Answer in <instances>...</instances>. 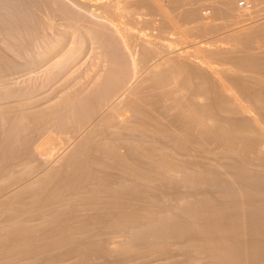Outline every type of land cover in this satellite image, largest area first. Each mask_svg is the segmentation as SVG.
<instances>
[{"label":"rangeland","instance_id":"374dc122","mask_svg":"<svg viewBox=\"0 0 264 264\" xmlns=\"http://www.w3.org/2000/svg\"><path fill=\"white\" fill-rule=\"evenodd\" d=\"M21 1H23V7H27V9L30 7V12L29 13H27V14H29V15H26L25 17H33L32 18V24H29V23H27V22H29V21H31V20H29V19H27L26 20V18L24 19V17H23V19H24V21L26 22L25 23V25L23 24V25H21V27L23 26V27H25L24 29L25 30H23V27L21 28L19 25H17V23H19L20 22V20H19V22L17 21L16 22V20L14 19V22L13 21H11V26L12 25H14L15 23V25H14V28H15V26L16 27H18L19 26V29L21 30H23V35H21L20 36V34L18 35L17 33H16V35H14L13 36V34H12V37L10 36V37H5V36H3V33H2V35H1V32H0V46H1V48H0V51H1V53H0V65L2 64V62H3V64H2V66L0 67V70H2V71H0V133L2 134H0V145H1V147H0V185L1 184H3V185H1L0 187H1V189H0V199L2 200H5V201H1L0 200V203H2V204H0V226H3L5 229L7 228V227H11L13 230H14V232H15V230H17V229H19V227L20 228H25L26 226V232H23V234H25V235H27V233H28V235H27V237L25 236V235H23V243H25V246H23L24 247V249H25V247L26 246H28V245H26V243L28 242H26V240H27V238H31L30 236H32V235H34V237L32 238L33 240H32V242H30V249L29 250H31L32 251V249L34 250V249H36L34 252H37L36 254L35 253H33V254H35L36 256H34V255H32V252L30 253V252H28L27 254H25L27 251H25L24 249H23V251H25L24 252V254L23 255H21L22 253H21V249H17L16 247H19V246H16L15 247V243L14 242H11L12 240V238H10L9 236H10V234L12 233V229L10 230V229H6V231L4 230V228L3 227H0V238H2L3 237V235L4 234H6V236H8L9 238H6L5 236L3 237L4 239L3 240H5V241H2V239H0V243L2 244L1 245V247H3V244H5L4 245V247H5V249H6V251H5V249H4V247H3V251H5V252H3L4 254H6V258H7V260L5 259V257L3 256H0L1 258H0V260H1V263L0 264H4V262H5V264L7 263V264H170L171 262H173L172 264H174V259H175V261H176V258H179V259H177V260H179V261H181L180 259H182V262H183V260L185 261L186 259L185 258H187V257H184V256H186V255H184L185 253H177V251L176 252H173V250L171 249V250H169V252L171 251V254H170V256H168L167 255V253H168V251L167 252H163V251H165V250H158V252L155 250V248L152 250V249H149V250H151V251H149L147 248H143V250L145 249V252L144 253H140V251L141 252H143L142 251V249L141 250H139L138 249V251H136L138 254H136V252H134V255L133 254H128V255H126V253H125V256H124V254H122V256L120 255V254H118V251H116L117 249H119L120 248V246L122 247L123 246V249L124 248H126L125 246V244H127L126 243V241L129 239L130 240V238H128L127 239V233H128V230L126 229V232H125V230H124V227L122 226V223L123 222H120V221H123V219H125L126 218V216L128 215V212H130V214L129 215H131V217H132V214L136 211V213H139V214H137V215H135V214H133V218H134V215H135V218L134 219H138L139 218V216H140V214H141V216H140V218H142V219H139L140 221H146V222H151L152 220V217H153V215H152V217H151V214L152 213H157V214H159L158 213V210H159V208H161V207H163L164 205V203L162 204V206L160 207V206H158L157 208L156 207H152L151 205H154V204H151L150 203V201L147 199L146 200V198H148L146 195H139V197H141L142 196V198H144V196L146 197L145 198V200H139L140 202V204L141 205H137V207L133 204V206H135L134 208H133V206L131 205V209L129 208L130 206H128L129 205V201H126L127 202V204H125V205H122L121 207L119 206V208L118 207H116V206H118V205H115V204H113V203H115V199H114V195H117L118 193L116 192L117 191V188H118V185L117 184H119L120 183V181L122 182V180H123V182L122 183H124L125 181L126 182H129V184L135 179V181H133L131 184H133V183H136V182H138V184H139V180L141 181V179H140V177H139V179L137 180L136 179V175H137V172H133V174H134V176H131L130 174L132 173V172H130V171H123V169L120 167L121 165H119L120 163L118 162V160H117V158H118V156H117V158H116V156H114V152L112 151L111 153H110V150H109V148H110V146H111V148H112V146H113V148H115V152H116V154L115 155H123L124 156V154L125 155H127L126 154V151H129V149L127 148L128 147V144H127V142H129L130 140H132L133 138V140L134 141H132V142H135L136 141V139H137V141L135 142L136 143V147H138L137 148V150H136V155L138 156L139 154H137V151H138V153H140L139 152V148H140V146L142 145V143H144V140H145V143H146V141H148L147 143H148V145H146V146H149V144L150 145H152V147L150 146V148H153L154 150H155V152H156V154L157 155H159L160 156V154H162L163 152H159L160 150L162 151V148H160L161 147V145H157L158 147L155 149V147H156V145L155 144H151V143H149V141L151 140V138L150 139H148L149 137H151L150 135H148V134H151V133H153V134H155L156 136L157 135H164V134H162V130H163V133H165V135H167L168 136V134H169V136H171L172 135V137L174 136V138H176V139H178V140H181V139H183V138H185L184 137V135L183 134H181V132L179 133V131H181L180 130V128H182L183 126H179L180 125V121L178 120H176L175 121V119H177V117H176V115H177V113L174 111L175 110V108H174V110H173V107H172V103L173 102H171V103H169L168 101H166V100H169V101H171L172 100V98L174 99L175 98V96H176V93L173 95V93H171L172 95L171 96H169V93L171 92L169 89L171 88V85L172 84H170L169 85V87L168 86H166V84L164 85V83L162 82V79H160V78H163L164 76H168L169 74H171V72L169 73V72H167L166 73V75L165 74H163L164 73V71H162L161 70V72H160V70H159V68H161V65L159 64V62L160 63H162L161 62V58L163 59V57H165V56H163V57H161V54L163 53L162 51H164V50H162V51H160L161 49H163V47H164V49L166 48V51H164V52H170V53H167V55L168 54H171V55H168L167 57L168 58H170V59H175L174 61L175 62H177V63H180V61L179 60H181L182 61V64L181 65H183V62H184V64H185V66L187 65V70H188V72H189V74H192L191 76L188 74V84L187 83H183V86L185 87V88H190V87H192V85L191 84H195L192 88L194 89V87H195V89H196V87L198 86L199 87V85H200V89H202L203 87V89L204 90H207V91H203V93L205 92V93H210V94H202V93H200V91L198 92V90H200L199 88H198V90L196 91V92H192V88L191 89H189V90H187L189 93H191L192 95L194 94V96L195 97H193V98H197L196 97V95H198L199 97L197 98V99H195V101H197L198 100V102H199V104L201 103V105L203 104V105H205L206 103L208 104H211V102L210 101H212L213 99L215 100V99H218L219 97H222V94H221V92H220V90L218 89V85H220L221 83H222V85H223V87L224 88H226V89H232V91L234 92V90L235 89H237L236 90V92H237V94L239 93L240 94V96H238V98L237 99H235L239 104H241V105H244V103H245V105H248L249 106V109H251V111H250V113H242V114H235L233 111H231L232 110V108H229L228 106V104H226V105H228V106H225L224 105V108H229L228 110H230L231 111V113H229L228 112V110H227V112H226V110L223 108V110H221V111H219L218 113V116H219V118L221 119L222 118V120H224V116H225V120L226 121H230V120H232L233 121V124H236L235 122H246V123H242L244 126L245 125H247V126H249V127H247V129L249 130V128L251 129V126L252 125H254L255 123H258V124H256V125H258V126H261L262 127V125H263V123H264V117H263V115H260V114H262V113H264V107H261V106H264V104H263V102H262V100H264V92H262V91H264V86H261V84H264V63H263V65H262V62L264 61V28H262L263 26H264V0H223V1H221V0H217L218 2H216V0L214 1V0H178V2H179V4L180 5H183V6H181L180 7V5L178 4V2H177V0L176 1H174V0H152V1H150V0H135V3H134V0H124V1H126L127 3H129V4H127V3H125L123 0V3H122V5H124V6H122L121 5V12H122V10H123V14L125 13V11L126 12H128V10H129V12L128 13H133L134 11H136V13L134 12L133 14H131L132 16V18L135 16L136 18H138V16H139V14H140V16H141V14H143L144 16H145V19H144V17L143 18H140V16H139V18L140 19H135V18H133V19H135L136 21H137V25H136V23H134V24H132V22H134V21H132V22H130V21H128V20H130V19H132L131 17H130V15L128 16V13L127 14H125V15H127V16H123V18H120V22H119V24L121 23V25H122V22H123V24L124 25H122L124 28H127V29H129L130 28V30H132L134 27L136 28H134L133 29V32H137V30H139V32H143V33H145L144 35H145V37H146V39L148 40V41H150V45L151 46H149V48L148 49H146V50H144V51H146L145 53H144V51H143V49L141 50V46H137V45H135V46H133V50L132 49H128V50H125L121 45L122 44H120L121 42L120 41H118L119 40V38H117V35L115 34V33H112L111 31H112V28H111V25H108V23L106 22L105 23V21H102V20H106V19H102V20H100V19H95L94 17L92 18V17H89V15L84 11V10H82V9H78V7H77V5H80V6H82L83 8H86V7H88L89 6V4H92V0H52V1H56V3H54V2H52L51 0H45V1H43V0H21ZM32 1V2H31ZM66 1V2H65ZM70 1V2H69ZM137 1V2H136ZM142 1H145V3H143ZM169 1V2H168ZM171 1V2H170ZM176 3V5H175V8L177 7L178 8V10H177V8H176V10H175V8L173 9L172 8V6H174V2ZM189 2V3H186L185 4V2ZM194 1V2H193ZM215 3H214V2ZM219 1H221V2H219ZM226 1H227V4H225L226 3ZM257 1V2H256ZM260 1V2H259ZM35 2V3H34ZM48 2V3H47ZM51 2H52V4H51ZM59 4H58V3ZM63 2V3H62ZM152 2H155V3H157V4H155V7H156V5H157V7L155 8L156 10L158 9V11H156L154 8H152L153 6H154V4H153V6L151 7V3ZM181 2H182V4H181ZM211 2V4H209ZM232 2V3H231ZM233 2H234V4H233ZM241 2H244L247 6L246 7H241L239 4L241 3ZM253 2V4H251V3ZM262 2H263V4H262ZM24 3H25V5H24ZM26 3H27V5H26ZM77 3V4H76ZM142 3L143 4H145V5H142ZM170 3V4H169ZM172 3H174L173 5H172ZM199 3V4H198ZM202 3H203V5H202ZM204 3H206V5L204 4ZM208 3V4H207ZM20 4H22L21 2H20ZM29 4V5H28ZM55 4V5H54ZM61 4V5H60ZM73 4V5H72ZM120 4H121V2H120ZM131 4V5H130ZM150 4V5H149ZM190 4V5H189ZM196 4H198V5H196ZM34 5V6H33ZM54 5V6H53ZM58 5V6H57ZM62 6V7H65V8H62V7H60V6ZM130 5V6H129ZM133 5V6H132ZM137 5V6H136ZM148 5V6H147ZM171 5V6H170ZM187 5H188V8H186L187 7ZM191 5L192 6H194V8L193 7H191ZM201 7H200V6ZM225 6V8L223 7V6ZM256 5V6H255ZM32 6H33V8H32ZM43 8H42V7ZM48 6V7H47ZM57 6V7H56ZM91 7H88L87 8V10L88 9H93V8H95V7H92V5H90ZM126 6V8H127V10H125V8L123 9V7H125ZM135 6V7H134ZM141 6H143V7H141ZM196 6V7H195ZM199 6V7H198ZM205 6V7H204ZM209 6V7H208ZM250 6V7H249ZM259 6V7H258ZM26 7H25V9H26ZM35 7V8H34ZM51 7V8H50ZM60 7V8H59ZM134 7V8H133ZM136 7H138V8H136ZM145 7V8H144ZM161 9H163V10H166V12L165 11H163L162 9L160 10L159 8ZM171 7V8H170ZM211 7V8H210ZM213 7V8H212ZM31 8H32V12H31ZM38 8V9H37ZM57 8H59V10L61 9V12L62 11H64L65 9H67V11H65V12H69L70 11V13H71V15L73 14V12H74V14H73V16H71V17H73L71 20L70 19H66V18H63V13H61ZM70 8H72L71 10H70ZM138 9V10H136V9ZM142 8H143V10H142ZM147 8H151L152 10H150V9H147ZM166 8V9H165ZM182 8H184V9H182ZM190 8V9H189ZM194 10H193V9ZM196 8V9H195ZM201 8V9H200ZM215 8H216V10H215ZM250 8V9H249ZM24 9V10H25ZM38 10L39 11V13H38V11L36 12L35 10ZM52 9V10H51ZM133 11H132V10ZM146 9V10H145ZM154 9V10H153ZM179 9H181V10H179ZM186 9V10H185ZM218 9V10H217ZM220 9V10H219ZM249 9V10H248ZM256 9V10H255ZM46 10V11H45ZM125 10V11H124ZM139 10H140V12H139ZM148 10V11H147ZM173 10V12L175 13H173V12H171V11ZM200 10V11H199ZM215 10V11H214ZM226 10V11H225ZM229 10V11H228ZM258 10H260V11H258ZM17 11V10H16ZM23 11V10H22ZM26 11V10H25ZM45 11V12H44ZM52 11V12H51ZM73 11V12H72ZM83 12V14H82V12ZM142 11V12H141ZM151 11V12H150ZM155 11V14L153 13ZM183 11V13L186 15L187 13H189L191 16H189V19L187 18L188 16H185L184 14H183V17H179V16H182V13H181V15H179L180 14V12H182ZM186 13H185V12ZM193 11H195V12H193ZM221 11V12H220ZM225 13V15H224V13ZM231 11H233V12H235V13H233V12H231ZM254 11H255V13H254ZM12 12V15L15 13V10H13V11H11ZM14 12V13H13ZM18 12V11H17ZM36 12V13H35ZM52 14H51V13ZM77 14H76V13ZM98 12H99V10H98ZM139 12V13H138ZM146 12H148V14L150 13V16L146 13ZM167 12H169V13H167ZM172 14H171V13ZM192 12V13H191ZM199 14L198 16H197V13ZM227 12H229V13H227ZM240 12V13H239ZM253 12V13H252ZM258 12V13H257ZM41 13V14H40ZM45 13L46 14H48V15H45ZM62 14V16H61V14ZM95 13H97L96 12V9H95ZM138 13V14H137ZM164 13V14H163ZM195 13V14H194ZM214 13H216L215 15H217V17L214 15ZM220 15H219V14ZM223 13V14H222ZM227 13V14H226ZM242 13V15H240ZM245 13V14H244ZM26 13H24L23 15H25ZM50 14V15H49ZM56 14V15H55ZM161 14H163L162 16H161ZM193 14V15H192ZM229 14V15H228ZM232 14V15H231ZM255 14V15H254ZM15 15V14H14ZM54 16V18H53V16ZM80 15V16H79ZM88 15V16H87ZM103 16H105V14H102ZM137 15V16H136ZM154 15V16H153ZM155 15H157V16H155ZM179 15V16H178ZM188 15V14H187ZM194 15H195V17H194ZM224 17H222V16ZM227 15V16H226ZM235 17H234V16ZM246 15V16H245ZM257 15V16H256ZM52 16V17H51ZM57 16V17H56ZM75 16V17H74ZM79 18H78V17ZM82 16V17H81ZM85 16V17H84ZM91 16V15H90ZM149 16V17H148ZM165 16V17H164ZM170 16V17H169ZM174 16V17H173ZM178 18H177V17ZM184 16H185V18H184ZM193 16V17H192ZM218 16H219V18H218ZM229 16V17H228ZM245 16V17H244ZM29 17V18H30ZM44 18V19H42V18ZM48 17V19H47V21H46V18ZM59 17V18H58ZM65 17V16H64ZM79 19H77V18ZM88 17H89V19H88ZM153 17V18H152ZM160 17V18H159ZM192 17V18H191ZM204 17V18H203ZM0 18H2V17H0ZM30 18V19H31ZM38 18V19H37ZM40 18V19H39ZM51 18V19H50ZM55 18H57V19H55ZM63 18V19H62ZM74 18H76L75 20H74ZM87 20H86V19ZM126 18V19H125ZM151 18V19H150ZM187 18V21H185V19ZM231 18V19H230ZM235 18H237V19H235ZM53 19V20H52ZM85 21H84V20ZM90 19H92L93 21H91ZM95 19V20H94ZM125 19V20H124ZM132 19V20H133ZM145 21H144V20ZM153 19V20H152ZM159 19H163V23H161L162 21L161 20H159ZM170 19V20H169ZM184 19V20H183ZM191 19V20H190ZM202 19V20H201ZM219 19V20H218ZM222 19V20H221ZM224 19V20H223ZM227 21H226V20ZM254 19V20H253ZM1 20V19H0ZM22 20V19H21ZM37 20L39 21V22H37ZM40 20H41V22H40ZM43 20V21H42ZM50 20V21H49ZM51 20H52V22H51ZM66 22H65V21ZM71 22H70V21ZM77 20H78V22H77ZM98 20V21H97ZM100 20V21H99ZM176 20H178V21H176ZM181 20H183V22L184 23H182L181 22V24H180V22L179 21H181ZM205 20H206V22H205ZM229 20H230V22H229ZM256 20H258V24H257V21ZM24 21H23V23H24ZM45 21H46V24H44V25H46L45 26V29H43L44 28V25L42 24V23H45ZM61 21V22H60ZM122 21V22H121ZM142 21H144V23H142ZM161 21V22H160ZM174 21H175V23H174ZM213 21V22H212ZM222 21V23H220ZM234 21V22H233ZM235 21H236V23H235ZM241 21V22H240ZM243 21V22H242ZM34 22V23H33ZM49 22V23H48ZM59 22V23H58ZM91 22V23H90ZM93 22V23H92ZM159 22V23H158ZM179 22V23H178ZM191 23V24H189V23ZM228 22V23H227ZM240 23L239 25H238V23ZM31 23V22H30ZM37 23H39V24H41L40 26H39V24H36ZM71 23V24H70ZM83 23V24H82ZM86 23V24H85ZM87 23L89 24V26L87 27H85V25H87ZM116 23H118V21L116 22ZM126 23V24H125ZM128 23H131V24H129L128 25ZM140 23V24H139ZM142 23V24H141ZM149 23V24H148ZM204 23V24H203ZM211 23V24H210ZM234 23V24H233ZM246 23V24H245ZM28 24H29V26H28ZM34 24V25H33ZM51 25V26H49V25ZM62 24H63V26H62ZM104 26H103V25ZM170 26H169V25ZM176 24V25H175ZM179 24V25H178ZM203 24V25H202ZM236 24V25H235ZM241 24H243V25H241ZM70 25V26H69ZM71 25H73V26H71ZM78 25V26H77ZM101 25H102V27H101ZM125 25H126V27H125ZM128 25V26H127ZM134 25V26H133ZM146 25V26H145ZM151 25V26H150ZM177 25L180 27V29L182 30V33H181V31H177V29H179V27H177ZM182 25V26H181ZM184 25V26H183ZM197 25V26H196ZM211 25V26H210ZM224 25H226V26H224ZM229 26V28H228V26ZM244 25H245V27H244ZM37 26V27H36ZM52 26H54V27H52ZM72 27L73 29H70L69 27ZM76 26V27H75ZM92 26V27H91ZM110 26V28H108ZM133 26V27H132ZM137 26H139V29H138V27ZM141 26V27H140ZM150 26V27H149ZM157 26V27H156ZM160 26V27H159ZM164 26H166L167 28H164ZM207 26V27H206ZM230 26H234L233 28L232 27H230ZM253 26V27H252ZM260 26V27H259ZM31 28V29H29V28ZM36 27V28H35ZM41 27V28H40ZM43 27V28H42ZM47 27H50L51 28V31H50V28H47ZM82 27V28H81ZM90 27V28H89ZM132 27V28H131ZM145 27V28H144ZM157 29H156V28ZM169 27V28H168ZM188 27V28H187ZM190 27V28H189ZM218 27V28H217ZM225 27V28H224ZM236 27L238 28V30L236 29ZM257 27V28H256ZM26 28H27V31H26ZM54 28V29H53ZM99 28H100V30H99ZM105 29V31H104V29ZM148 28H149V30H148ZM152 29V31H151V29ZM153 28H154V30H153ZM162 28V29H161ZM205 28H206V30H205ZM231 28L234 30L233 32L231 31ZM239 28H241V30H243V31H241V32H243V34L242 35H239V36H244V34H245V36H246V32H250V33H247V34H254L255 33V35L254 36H252V35H250V37H249V35H247V37H249V40H247L246 38H245V36L244 37H242V38H245L246 39V42H242V41H245V39H241L240 37H237L238 35V33H240L241 34V32H239ZM243 28V29H242ZM245 28H250L249 30L248 29H245ZM262 28V29H261ZM32 29H35V30H32ZM68 29H70V30H68ZM84 29V30H83ZM108 29H109V31H108ZM161 29V30H160ZM167 29V30H166ZM184 29H185V35L183 34L184 33ZM253 29V30H252ZM254 29H255V31H259V29H260V32H259V34L257 33V32H252V31H254ZM28 30H30V33H31V31H32V34H34L35 32L34 31H36V36H34V35H32V34H27V33H25V31L26 32H28L29 33V31ZM46 32H45V31ZM55 30H57L56 32H55ZM67 32H66V31ZM74 30H75V32H74ZM81 30H83V33H82V31ZM89 30H91V32H89ZM92 30H93V33L95 34V33H97V35H94V34H92ZM106 30L108 31L107 33H106ZM135 30V31H134ZM141 30V31H140ZM157 30V31H156ZM159 30V31H158ZM169 30V31H168ZM247 30V31H246ZM252 30V31H251ZM1 31V30H0ZM72 31V32H71ZM81 33H80V32ZM88 31V32H87ZM97 31V32H96ZM229 31V32H228ZM236 31V32H235ZM263 31V32H262ZM63 32V33H62ZM64 32L67 34H64ZM78 32V33H77ZM103 32H105L106 34H104ZM138 32V33H139ZM157 32V33H156ZM161 32V33H160ZM166 32V35L164 34ZM178 32H180V34L178 33ZM188 32V33H187ZM219 32V33H218ZM224 32V33H223ZM236 33V35L234 34L233 35V33ZM245 32V33H244ZM252 32V33H251ZM39 33V34H38ZM48 33V34H47ZM71 33H73V34H71ZM76 33V34H75ZM88 35H87V34ZM91 33V34H90ZM100 35H99V34ZM137 33V34H138ZM163 33V34H162ZM229 33H231V34H229ZM260 33H262V34H260ZM24 34H27V36L25 35V37H24ZM52 34H53V36H52ZM60 34H61V36L63 37V35H66V39L64 40V44L62 43V45H63V47H62V49L60 48L59 50H57V52H54V54L55 53H57V54H53V57L50 59V60H48L47 62H40V63H37L36 61H32V57L35 55V53L37 52L38 53V51L40 52V50H41V45H40V43L42 42V44H44V45H46V46H48V45H50V44H52V43H54L55 41L56 42H59L58 40H62L63 38L60 36ZM79 34V35H78ZM81 34V35H80ZM84 34V35H83ZM86 34V35H85ZM114 34V35H113ZM174 34V35H173ZM182 34V35H181ZM31 35V36H30ZM41 35H43V36H41ZM49 35V36H48ZM75 35V36H74ZM133 35V34H132ZM170 35V36H169ZM176 35V36H175ZM179 35V36H178ZM217 35H218V37H217ZM257 35V36H256ZM16 36V37H15ZM54 36H57V37H54ZM86 36V41H85V39H84V37ZM89 38H88V37ZM107 36V37H106ZM109 36V37H108ZM156 36V37H155ZM165 36H167V37H165ZM185 36V37H184ZM214 36V37H213ZM227 36H229L230 37V41H229V37H227ZM232 36H235V37H237V39L235 38V37H232ZM30 37H31V39H30ZM60 37V38H59ZM73 37V38H72ZM96 37V38H95ZM144 37V38H145ZM157 37H159V38H157ZM181 37V38H180ZM191 37V38H190ZM231 37L232 38H235V39H231ZM59 38V39H58ZM65 38V37H64ZM71 38L73 39V41L71 40ZM75 38V39H74ZM92 38V39H91ZM111 38V39H110ZM161 38V39H160ZM170 38V39H169ZM194 38H197V39H194ZM212 38V39H211ZM217 38V39H216ZM263 38V39H262ZM12 39H13V41H12ZM17 41H16V40ZM25 39V40H24ZM27 39H29V40H27ZM86 42H84L83 40ZM91 39V40H90ZM100 39H101V41H100ZM107 39V40H106ZM155 39V40H154ZM164 39V40H163ZM172 39V40H171ZM179 39V40H178ZM190 39V40H189ZM201 39V40H200ZM239 39L240 40H242V41H239ZM251 39V40H250ZM38 40H41L40 42H39V44L37 43L38 42ZM76 40H78V41H76ZM90 40V41H89ZM95 40V42H93ZM99 40V41H98ZM113 40V41H112ZM159 40V41H158ZM224 40V41H223ZM232 40V41H231ZM260 40H262V41H260ZM8 41V42H7ZM77 43H76V42ZM81 42V44H80V42ZM118 41V42H117ZM131 41V40H130ZM155 41V43H153ZM167 41V42H166ZM171 41H172V43L173 44H171ZM185 41V42H184ZM198 41V42H197ZM2 42H7V44L5 43H3V45H6V46H3L2 45ZM10 42V43H9ZM31 42V43H30ZM55 42V43H56ZM71 42V43H70ZM72 42L73 43H75V44H73L72 45ZM103 42H105V46H104V43ZM109 42V43H108ZM112 42V43H111ZM160 42V43H159ZM166 42V43H165ZM192 42V43H191ZM202 42V43H201ZM215 42V43H214ZM222 43L221 45H220V43ZM232 42V43H231ZM240 42V43H239ZM250 42V43H249ZM252 42H256V43H252ZM128 43H130L129 41H128ZM167 43H170V45L172 46H169V44H167ZM195 43H197V44H195ZM218 43V44H217ZM224 43V44H223ZM234 43V44H233ZM242 43H244V44H242ZM246 43V44H245ZM262 43V44H261ZM100 46H99V45ZM111 44H112V46H111ZM154 44V45H153ZM165 44V45H164ZM193 44V45H192ZM199 44V45H198ZM228 44V45H227ZM230 44V45H229ZM241 44V45H240ZM252 44V45H251ZM254 44H256V45H254ZM10 47H9V46ZM20 45V46H19ZM39 45V46H38ZM67 45H69L68 47H67ZM79 45V46H78ZM81 45H83L82 46V48H81ZM116 45V46H115ZM118 45V46H117ZM160 45H162L161 47H160ZM168 45V46H167ZM174 45V46H173ZM175 45H177V46H175ZM199 47H198V46ZM247 45V46H246ZM263 45V46H262ZM11 46H13V47H11ZM17 46V47H16ZM104 46V47H103ZM157 46V47H156ZM224 46V47H223ZM248 46H249V49H248ZM262 46V47H261ZM65 47V48H64ZM70 47H75V49L76 50H78L77 52H79V53H75L74 54V58L76 59H74L72 56H71V59H69V60H66L65 62H66V64H65V62H62V61H60L61 59H59L58 61H57V59L56 58H59V56H61L62 54H63V50H66L67 48H70ZM102 47V48H101ZM115 47H116V49H115ZM134 47H136V48H134ZM154 47V48H153ZM170 47V48H169ZM177 47V48H176ZM195 47V48H194ZM4 50H3V49ZM7 48V49H6ZM17 48H18V50H17ZM25 48H27V49H25ZM30 48V49H29ZM80 48H81V50H80ZM84 48V49H83ZM113 48V49H112ZM156 48H160V49H157L156 50ZM171 48H173V49H171ZM198 48V49H197ZM200 48V49H199ZM203 48H204V50H203ZM10 49V50H9ZM14 49V50H13ZM34 49V51H36V52H34V55L31 57V53H28V54H30L29 56H30V58L27 56V53H25V51L26 52H28L29 50H33ZM37 49V50H36ZM107 49V50H106ZM109 49H111V50H109ZM139 49H140V51L141 52H139ZM175 49V50H174ZM176 49H179V50H176ZM183 49H184V51H183ZM233 49H235V50H233ZM238 49H240L239 51H238ZM247 49V50H246ZM258 49V50H257ZM3 50V51H2ZM83 50V51H82ZM85 50V51H84ZM94 50V51H93ZM98 50H99V52H98ZM101 50V51H100ZM119 50H121V51H119ZM123 50V51H122ZM156 50V51H155ZM197 50V51H196ZM201 52H200V51ZM206 50V51H205ZM209 50H211L212 51V53H211V51H209ZM260 50V51H259ZM6 51H8V52H6ZM13 51V52H12ZM17 51V52H16ZM24 51V52H23ZM60 51V52H59ZM89 51V52H88ZM90 51H92V52H90ZM112 51H113V53H114V55H113V53H112ZM143 51V52H142ZM159 51V52H158ZM173 51H176V52H173ZM191 51V52H190ZM204 51V52H203ZM209 51V52H208ZM247 51V52H246ZM4 52H5V54H4ZM10 52H11V54H10ZM31 52V51H30ZM109 52V53H108ZM110 52H111V54H110ZM156 52H158L157 54H156ZM160 52H161V54H160ZM178 52V53H177ZM189 52H190V55H189ZM193 52V53H192ZM198 52V53H197ZM26 54V57H25V55L24 54ZM62 53V54H61ZM81 53V54H80ZM94 55H93V54ZM100 53V54H99ZM105 55H103V54ZM120 53V54H119ZM141 53V54H140ZM142 53H144V54H142ZM185 53H187V54H185ZM195 53V54H194ZM243 53V54H242ZM253 56V58L254 57H256V55H257V57H256V59L254 58V59H251L250 57H251V55ZM261 53V54H260ZM61 54V55H60ZM80 54V55H79ZM110 54V55H109ZM140 54V55H139ZM191 54H192V57H191ZM209 54V55H208ZM244 54H246V55H244ZM250 55V56H248V55ZM18 55H20L19 57H18ZM23 57H22V56ZM79 55V56H78ZM119 55V56H118ZM120 55H122V59H121V56ZM127 55V56H126ZM137 55H139L138 57H137ZM145 55H146V57H145ZM148 55V56H147ZM183 55H184V57H185V59H187V64H186V60L184 59V57H183ZM186 55V56H185ZM189 55V56H188ZM203 55V56H202ZM206 55V56H205ZM207 55H208V57H207ZM212 55V56H211ZM242 55V56H241ZM244 55V56H243ZM259 55H260V57H259ZM3 56H5V57H3ZM87 56V57H86ZM92 56V57H91ZM107 56V57H106ZM111 56V57H110ZM140 56H143V57H141L140 58ZM179 56H181V57H179ZM193 56H198V57H193ZM241 56V57H240ZM246 56V57H245ZM23 59H22V58ZM24 57L26 58V59H24ZM96 57V59H94ZM102 57H104V58H102ZM110 57V58H109ZM117 57H119V58H117ZM127 57V58H126ZM145 57V58H144ZM220 59H219V58ZM258 57L260 58V60L258 59ZM29 58V59H28ZM34 58V57H33ZM86 58V59H85ZM91 58V59H90ZM117 58V59H116ZM143 58V59H142ZM181 58V59H180ZM194 58V59H193ZM198 58V59H197ZM200 58V59H199ZM215 58V59H214ZM242 58V59H241ZM246 58V59H245ZM3 59V60H2ZM4 59H6V60H4ZM54 59H55V61H54ZM73 59V60H72ZM116 59V60H115ZM127 59V60H126ZM154 59H156V60H154ZM160 59V60H159ZM178 59V60H177ZM183 59V60H182ZM197 59V60H196ZM204 59H206V61L204 60ZM212 61H211V60ZM248 59H250L251 61H249ZM263 59V60H262ZM32 62H31V61ZM71 60V61H70ZM121 62H120V61ZM131 60V62H129ZM177 60V61H176ZM191 60V61H190ZM194 60V61H193ZM220 60V61H219ZM253 60H255V61H253ZM260 62H259V61ZM84 61V62H83ZM86 61V62H85ZM98 63H97V62ZM111 63H110V62ZM113 61V62H112ZM120 63H119V62ZM132 61L134 62V64L132 63ZM143 62V63H140V62ZM158 61V62H157ZM199 63H198V62ZM210 61V62H209ZM216 61V62H215ZM245 61H248V62H246V63H248V64H250L251 62L253 63V62H255V64H251L252 66H253V68H252V66H251V68H250V66L248 65H246L245 64V62H244V64H243V62ZM262 61V62H261ZM6 62V63H5ZM9 62L11 63V64H9ZM26 62H28V63H26ZM49 62V63H48ZM50 62H52V63H50ZM58 62V63H57ZM83 62V63H82ZM93 62V63H92ZM101 62V63H100ZM106 62V66L104 65V63ZM108 62V63H107ZM117 62V63H116ZM126 62V63H125ZM146 62V63H145ZM191 64H190V63ZM193 62H194V64H193ZM195 62H197V63H195ZM209 63V64H207V63ZM241 62V63H240ZM256 62H259V63H256ZM4 63H5V65H6V67H4L5 65H4ZM13 63H15V65H13L12 66V64ZM23 63V64H22ZM33 63V64H32ZM54 63H57V64H54ZM129 63H131L133 66H131ZM139 63V64H138ZM145 63V64H144ZM201 63V64H200ZM204 63V64H203ZM205 63H206V65H205ZM214 63V64H213ZM37 64V65H36ZM47 64V65H46ZM50 64V65H49ZM53 64V65H52ZM63 64H65L64 66H63ZM78 64V65H77ZM116 64V65H115ZM142 64V65H141ZM152 64V66L150 67V65ZM159 65L160 67H158V70L156 71V65ZM257 64V65H256ZM8 65V66H7ZM10 65V66H9ZM33 65H35V66H33ZM46 65V66H45ZM49 65V66H48ZM69 65H70V67H69ZM77 65V66H76ZM87 65V66H86ZM91 65V66H90ZM101 67H100V66ZM108 65V66H107ZM113 65V66H112ZM121 65V66H120ZM124 65V66H123ZM149 66L150 67V69L148 70V68H147V66ZM191 65V66H190ZM202 65V66H201ZM220 65V66H219ZM240 65V66H239ZM255 65V66H254ZM15 66V67H14ZM58 66H60V67H58ZM81 66V67H80ZM95 66H97V67H95ZM184 66V65H183ZM216 66V67H215ZM242 66H244L243 68H244V70H243V68H241ZM12 67V68H11ZM17 67V68H16ZM45 67V68H44ZM50 67V68H49ZM77 67V68H76ZM85 67V68H84ZM91 67H92V69H91ZM95 67V68H94ZM105 67V68H104ZM129 67V68H128ZM132 67V68H131ZM147 69H146V68ZM156 69H155V68ZM246 67V68H245ZM2 68V69H1ZM19 68V69H18ZM43 68V69H42ZM48 70H47V69ZM52 68V69H51ZM53 68H57L56 70H54ZM71 68V69H70ZM84 68V69H83ZM89 68V69H88ZM100 68H102V71L100 70ZM108 68H110V69H108ZM120 68V69H119ZM140 68V69H139ZM143 68H144V70L146 71V72H144L143 71ZM256 68V69H255ZM46 69V70H45ZM60 71H59V70ZM63 69V70H62ZM117 69V70H116ZM137 69V70H136ZM221 69H223V70H221ZM254 69H255V71H254ZM58 70V71H57ZM64 70H65V72H64ZM91 70H95L94 72L93 71H91ZM97 70V71H96ZM110 70V71H109ZM112 70V71H111ZM135 72H137V73H135ZM143 72H142V71ZM153 70H154V74H152L153 73ZM202 70H204V71H202ZM218 72H217V71ZM36 71V72H35ZM38 71V72H37ZM51 71V72H50ZM90 71V72H89ZM132 71H133V73L134 74H132ZM191 71V72H190ZM208 73H207V72ZM216 71V72H215ZM246 71V72H245ZM250 71H251V73H250ZM41 72V73H40ZM43 72H44V74H43ZM47 72H48V74H50V75H48L47 74ZM61 74H60V73ZM70 72V73H69ZM79 72V73H78ZM101 72V73H100ZM152 72V73H151ZM222 72V73H221ZM254 72H255V76H254ZM7 73V74H6ZM46 73V74H45ZM53 73V74H52ZM57 73V74H56ZM71 75H69V74ZM72 73H73V75H72ZM76 73H78V74H76ZM81 73V74H80ZM85 73V74H84ZM91 73V74H90ZM100 73V74H99ZM106 73V74H105ZM119 75H118V74ZM123 73V74H122ZM148 73H149V75H148ZM159 74V75H156V74ZM160 73H162L161 75H163V77H161V75H160ZM169 73V74H168ZM218 73V74H217ZM261 73V74H260ZM263 73V74H262ZM42 74V75H41ZM55 74V75H54ZM68 74V75H67ZM104 74V75H103ZM111 74V75H110ZM115 74H117V75H115ZM129 74V75H128ZM131 74V75H130ZM142 74V75H141ZM143 74H145V75H143ZM173 74V73H172ZM257 74H259V75H257ZM8 75V76H7ZM24 75V76H23ZM47 75V76H46ZM57 75H58V77H57ZM88 75H89V77H88ZM95 75H96V77H95ZM100 75H102V76H104V77H102V76H100ZM112 75H114V76H112ZM138 75V76H137ZM151 75H156V78H155V76H151ZM195 75H197V78L198 77H201L200 79L198 78V81L196 80V76ZM221 75H223V76H221ZM257 75V76H256ZM262 77H261V76ZM56 76V78H54ZM63 78H62V77ZM68 76H70V77H68ZM78 76V77H77ZM85 76V77H84ZM91 76V77H90ZM100 76V77H99ZM117 76V77H116ZM121 76V77H120ZM147 78H146V77ZM160 78H159V77ZM170 76V75H169ZM172 76V75H171ZM192 76H194L195 78H193ZM207 76V77H206ZM208 76H210V78H208ZM214 76V77H213ZM52 77V78H51ZM67 77V79H65ZM87 77V78H86ZM92 77H93V79H92ZM120 77V78H119ZM129 77V78H128ZM131 77V78H130ZM143 77V78H142ZM172 77H174V75L172 76ZM191 77L193 78V80L191 79ZM223 77H225V78H223ZM246 77V78H245ZM251 77H253V78H251ZM257 77H260V78H257ZM38 78V79H37ZM71 78H73V79H71ZM80 80H79V79ZM83 80H82V79ZM89 78V79H88ZM98 78V79H97ZM102 78V79H101ZM109 78V79H108ZM112 78V79H111ZM140 78H141V80H140ZM146 80H145V79ZM149 78V79H148ZM153 78H155V79H153ZM214 78H216V79H214ZM227 78V79H226ZM261 79V80H257V79ZM5 79V80H4ZM52 79V80H51ZM53 79H55L56 81H54ZM62 79V80H61ZM64 79H65V81L67 80V82H65L64 81ZM70 79V80H69ZM104 79H106L107 81H105ZM120 81H119V80ZM138 79V80H137ZM152 79V80H151ZM158 79V80H157ZM190 79V80H189ZM202 79V80H201ZM204 79V80H203ZM210 79V80H209ZM249 79V80H248ZM32 80V81H31ZM76 82H75V81ZM96 80H97V82H96ZM99 80V81H98ZM103 80V81H102ZM125 80V81H124ZM128 80V81H127ZM131 80V81H130ZM142 80H144V81H142ZM154 80V81H153ZM156 80V81H155ZM201 80V81H200ZM228 80V81H227ZM38 81V82H37ZM43 81V82H42ZM116 81V82H115ZM119 81V82H118ZM195 81V82H194ZM201 83H200V82ZM205 83H203V82ZM222 81H224V82H222ZM256 81V82H255ZM259 81V82H258ZM6 82V83H5ZM37 82V83H36ZM46 82V83H45ZM51 82V83H50ZM59 82V83H58ZM69 82V83H68ZM92 82V83H91ZM101 82V83H100ZM114 82V83H113ZM121 82V83H120ZM131 82V83H130ZM147 82V83H146ZM190 82H191V84H190ZM192 82H194V83H192ZM253 82V83H252ZM261 82H263V83H261ZM29 83V84H28ZM35 84V85H33V84ZM44 83V84H43ZM61 83H62V85H61ZM93 83H95V85L93 84ZM106 83V84H105ZM124 83H125V85H124ZM137 83V84H136ZM156 83H158L159 84V86H158V84H156ZM198 83H200V84H198ZM203 83V84H202ZM246 83H247V85H248V87L250 88V89H248L249 91L251 90V91H253L255 94H256V91H259V92H257V93H259V96L261 97V100H256V98L257 97H250V96H247V97H249V98H246V94H247V92L248 91H245V89L247 90V85H246ZM259 83V84H258ZM31 84V85H30ZM58 84V88L56 87V85ZM76 84H77V86H76ZM101 84V85H100ZM115 84V85H114ZM129 84V85H128ZM143 84V85H142ZM182 83H180V85H181ZM197 84V85H196ZM201 84L202 85H204L203 87L201 86ZM216 84H218V85H216ZM256 84V85H255ZM54 85V86H53ZM68 85V86H67ZM75 87H74V86ZM79 85V86H78ZM94 87H93V86ZM104 85V86H103ZM117 85H119V86H117ZM125 88H128L129 86L131 87H129V90L128 89H125V91L124 90H122V89H124V87ZM163 87V88H161L160 89V87L161 86ZM164 85V86H163ZM173 85H176V84H173ZM172 85V86H173ZM179 84H177L176 86H178ZM190 87H189V86ZM205 85H206V87H205ZM210 85V86H209ZM246 87H245V86ZM258 85V88H260V87H262V90H261V88L260 89H258V88H256V86ZM24 86H25V88H24ZM30 86V87H29ZM39 88H38V87ZM40 86H43V87H40ZM53 86V87H52ZM138 86V89H136V87ZM140 86V87H139ZM168 87L167 89H166V87ZM260 86V87H259ZM71 87V88H70ZM74 87V88H73ZM83 87V88H82ZM86 87V88H85ZM100 87V88H99ZM114 87V88H113ZM122 88L121 90H120V88ZM159 89H158V88ZM212 87V88H211ZM235 87V88H234ZM27 88V89H26ZM31 88V89H30ZM43 89V90H41V89ZM53 88V89H52ZM57 88V89H56ZM68 88V89H67ZM89 88V89H88ZM95 88H97V89H95ZM105 88V89H104ZM108 88V89H107ZM117 88H118V90H117ZM173 88V87H172ZM211 88V89H210ZM214 88V89H213ZM245 88V89H244ZM24 89V90H23ZM35 89H39V90H35ZM63 89V90H62ZM67 89V90H66ZM87 89V90H86ZM134 89H136V91L134 90ZM194 89V90H195ZM240 89V90H239ZM242 89L244 90V91H242ZM15 91V90H17V91H15V92H13L12 93V91ZM21 90V91H20ZM96 90V91H95ZM105 90V91H104ZM107 90H109V91H107ZM111 90V91H110ZM115 90V91H114ZM132 91V93H131V91ZM164 90H165V92H164ZM193 90V91H194ZM211 90V91H210ZM214 90H216V92L214 91ZM238 90H239V92H238ZM9 91H10V93H9ZM18 91H20V92H22V93H20V94H18L17 92ZM28 93H27V92ZM48 91V92H47ZM53 91V92H52ZM94 91V92H93ZM116 91H119V93L121 92L122 93V95H123V97H121V98H119L120 96V94H118V92L116 93ZM124 91V92H123ZM126 91H130L129 93H127ZM155 91H157V92H155ZM169 93H168V92ZM26 92V93H25ZM38 92V93H37ZM64 92H67V93H64ZM78 92V93H77ZM82 92V93H81ZM135 92V93H134ZM138 92H140V93H138ZM159 92V93H158ZM201 92H202V90H201ZM235 92V93H236ZM242 92H243V94H245V95H243L242 94ZM8 93V94H7ZM13 94V96H12V94ZM17 93V94H16ZM32 93V94H31ZM49 93H51V94H49ZM69 93V94H68ZM80 93L82 94V95H80ZM108 93V94H107ZM110 93H112L113 95L114 94H116L115 96L117 97L118 96V99H121V100H117V98H115L113 95H111ZM124 93L127 95H125V97H124ZM145 93V94H144ZM151 93V94H150ZM163 93H165L164 95H163ZM198 93H200L201 95H199ZM248 93H252V92H248ZM3 94V95H2ZM15 94H16V96H15ZM67 96H66V95ZM104 94V95H103ZM110 94V95H109ZM130 94V95H129ZM162 94V95H161ZM169 96V98H168V96ZM212 94H213V96H212ZM221 94V96H217V95H220ZM6 95V96H5ZM7 95H9V97L7 96ZM49 95V96H48ZM74 95H76V96H74ZM108 95V96H107ZM139 95V96H138ZM152 95V96H151ZM204 95H205V97H204ZM258 95V94H257ZM2 96H3V98H2ZM5 96V97H4ZM31 96V97H30ZM40 96V97H39ZM62 96H64L65 98H63ZM82 96V97H81ZM103 96V97H102ZM105 96V97H104ZM110 96V97H109ZM130 96V97H129ZM152 97V98H150V97ZM163 98H162V97ZM167 96V97H166ZM258 96V97H259ZM39 97V98H38ZM46 97V98H45ZM81 97V98H80ZM84 97V98H83ZM111 97H114L113 99L114 100H117V101H115L114 102V100L111 98ZM129 97V98H128ZM132 97H133V99H132ZM143 97V98H142ZM144 97H145V99L146 100H144ZM149 99H148V98ZM167 99H166V98ZM239 97H241V98H239ZM259 97V98H260ZM2 98V99H1ZM53 98V99H52ZM59 98H61V99H59ZM68 99V100H65V99ZM78 98H79V100H81V101H79L78 100ZM104 98V99H103ZM111 98V99H110ZM129 99V101H128V99ZM130 98H131V100H130ZM154 98H155V100H154ZM205 98V99H204ZM253 98H255L254 100H252ZM31 99V100H30ZM39 99V100H38ZM87 99H88V101H87ZM95 99V100H94ZM103 99V100H102ZM105 99H107V100H105ZM109 99H110V102H112L111 104H110V102H109ZM122 99H124L123 100V102L125 101V99H127V102H124V103H122ZM143 99V100H142ZM158 99V100H157ZM163 99H166V100H163ZM203 99V100H202ZM207 99V100H206ZM220 99H222V98H220ZM219 99V100H220ZM58 100V101H57ZM77 100V101H76ZM92 100H94V101H92ZM111 100H113V101H111ZM140 100V101H139ZM156 100L158 101V102H156ZM251 100V101H250ZM55 101H57V102H55ZM74 101V102H73ZM139 101V102H138ZM142 101H144V102H142ZM150 101V102H149ZM160 101H163V102H160ZM173 101V100H172ZM203 103H202V102ZM221 102H222V100H220ZM253 101V102H252ZM261 101V102H260ZM24 102V103H23ZM47 102V103H46ZM59 102H60V104L62 105V107L64 108H62L61 107V105L59 104ZM69 104H67V103ZM71 102V103H70ZM74 103V105H73V103ZM102 102H103V104H102ZM108 102H109V104H108ZM114 102V103H113ZM117 102V103H116ZM121 102V103H120ZM128 102H131V104H132V106H135V107H137L138 105L140 106V108H139V106L137 107V109L139 108L140 110L142 109V111H144L143 109H145V111H146V108H147V110H149V111H147V113H152V115H154L155 113H157V114H155V122L157 121L158 122V124H156L155 122H154V120H150L149 121V119L147 120V119H145L144 117H143V115L142 114H144L142 111V113L140 112V110H136V114L135 113H132V111H130V110H132V109H129L128 107H127V104H128ZM132 102H134V103H132ZM152 102V103H151ZM220 102V103H221ZM259 102V103H258ZM53 104V106H52V104ZM84 103H86V104H84ZM116 103V104H115ZM127 103V104H126ZM154 103H155V105H154ZM159 103V104H158ZM161 103H163V104H161ZM223 103V102H222ZM221 103V104H222ZM225 103V102H224ZM223 103V104H224ZM258 103V104H257ZM260 103L261 104H263V105H260ZM19 104V105H18ZM51 105V107H50V105ZM57 104V105H56ZM83 104V105H82ZM126 104V105H125ZM149 104V105H148ZM171 104V105H170ZM66 107H65V106ZM73 107H72V106ZM88 105L90 106V107H88ZM125 106V108H124V106ZM147 105H148V107H147ZM152 105V106H151ZM155 107H154V106ZM159 105V106H158ZM167 105V106H166ZM170 105V106H169ZM256 105H257V107L258 108H254V110H253V107H256ZM260 105V106H259ZM49 108H48V107ZM55 106V107H54ZM72 108H71V107ZM81 106H83V107H81ZM96 106V107H95ZM142 106V107H141ZM152 108H151V107ZM253 106V107H252ZM23 107H25V108H23ZM47 107V108H46ZM54 107V108H53ZM61 107V108H60ZM95 107V108H94ZM100 107V108H99ZM111 107V108H110ZM119 107V108H118ZM122 107V108H121ZM145 107V108H144ZM163 107V109L165 110H163V115H162V111L160 112V111H157V110H161V109H159V108H162ZM222 107H223V105H222ZM221 107V108H222ZM262 108V111L263 112H261V108ZM11 108V109H10ZM36 108V109H35ZM45 108V109H44ZM89 108V109H88ZM92 108V109H91ZM115 108V109H114ZM170 110H169V109ZM38 109V110H37ZM62 109V110H61ZM82 109H83V111H82ZM99 109V110H98ZM127 109V110H126ZM128 109H129V111H128ZM153 110V112H152V110ZM34 111L33 112V114H32V111ZM51 112H50V111ZM71 110H72V113H71ZM86 110V112H84ZM168 110V111H167ZM257 110H259V112L257 111ZM36 111H37V114H36ZM42 111H46V112H42ZM127 111V112H126ZM137 111H139V113L137 112ZM156 111V112H155ZM48 112V113H47ZM56 112H58L57 114H56ZM65 112V113H64ZM67 112V113H66ZM103 112H105L104 114H109L110 112H112L113 113V115H114V117H115V120H119L118 122H112V121H109V123H108V121H104V120H102L103 119V117H104V114H103ZM106 112H109V113H106ZM155 112V113H154ZM233 112V113H232ZM18 113V114H17ZM34 113L36 114V115H34ZM53 113H54V116H53ZM62 113V114H61ZM69 113V114H68ZM97 113V114H96ZM100 113V114H99ZM117 114V115H115V114ZM160 115H159V114ZM165 113H166V115L167 116H165ZM169 113H171V115L169 114ZM259 113V114H258ZM22 114H23V116H22ZM31 114V115H30ZM49 115V117L46 115ZM51 114V115H50ZM67 114V115H66ZM76 114V115H75ZM81 114V116H79ZM84 114L86 115V116H84ZM90 114V115H89ZM132 114V115H131ZM222 114V115H221ZM258 114V115H257ZM34 115V116H33ZM62 115V116H61ZM66 115V116H65ZM88 115V116H87ZM94 115V116H93ZM129 115H130V117H129ZM145 115V114H144ZM168 115H169V118H168ZM172 115H174L173 117H170V116H172ZM242 115V116H241ZM254 117H253V116ZM32 118H31V117ZM39 116V118H37ZM42 116H44V117H42ZM76 116V117H75ZM92 116H93V118H92ZM106 116V115H105ZM132 116V117H131ZM134 116V117H133ZM161 116V117H160ZM259 116L260 117H262V118H259ZM26 117V118H25ZM36 117V118H35ZM54 117V118H53ZM67 117V118H66ZM144 120V121H142V119ZM253 117V118H252ZM256 117H258L257 118V120L256 121H254V118H256ZM29 118V119H28ZM65 118V119H64ZM71 118V119H70ZM89 118V119H88ZM102 118V119H101ZM121 118V119H120ZM124 120H123V119ZM226 118H229L230 120H228V119H226ZM17 119V120H16ZM51 119V120H50ZM55 119V120H54ZM82 119H83V121H82ZM91 119V120H90ZM137 119H138V121H139V123H138V121H137ZM262 119V120H261ZM20 120V121H19ZM127 120H129V121H127ZM169 120V121H168ZM224 120V121H225ZM235 120H237V121H235ZM101 121H103V122H101ZM131 121V122H130ZM133 121V122H132ZM135 121V122H134ZM147 121H149V122H147ZM174 121V122H173ZM231 121V122H232ZM258 121H260V122H258ZM5 122V123H4ZM69 122V123H68ZM112 122V123H111ZM125 122V123H124ZM126 122H129L130 124H128V123H126ZM147 122V123H146ZM164 122V123H163ZM176 122V123H175ZM179 123V125H177L178 123ZM230 122V123H231ZM262 122V123H261ZM13 123V124H12ZM14 123H16V124H14ZM37 123V124H36ZM41 123H43V124H41ZM56 123V124H55ZM67 123V124H66ZM82 123H83V125H82ZM85 123V124H84ZM105 123H107V124H105ZM114 123H116V125H117V123H119V125H118V128H115V130H114V128H111L112 126H114L115 124ZM124 123V124H123ZM133 123V124H132ZM159 123H161V125L163 126V128L164 129H159V127H160V124ZM182 123V122H181ZM185 123V122H184ZM227 123H229V122H227ZM12 124V125H11ZM21 124V125H20ZM39 124L41 125L40 127H39ZM52 124V125H51ZM72 124V125H71ZM150 124V125H149ZM168 124V125H167ZM259 124H262V125H259ZM32 125H33V127H32ZM34 125H35V128H34ZM47 125V126H46ZM51 125V126H50ZM67 125V126H66ZM89 125V126H88ZM126 127H125V126ZM149 125V126H148ZM152 125V126H151ZM154 125H156V127L154 126ZM157 125L159 126V127H157ZM2 126V127H1ZM15 126V127H14ZM17 126V127H16ZM18 126H20V127H18ZM30 126V127H29ZM50 126V127H49ZM65 126H66V128H65ZM81 126V127H80ZM104 126V127H103ZM108 127V128H106V127ZM136 126V127H135ZM147 126L150 128H147ZM162 126H161V128H162ZM171 126H174V127H171ZM178 126H179V130H178ZM264 126V125H263ZM47 127V128H46ZM59 129H58V128ZM101 127V128H100ZM115 127V126H114ZM128 127V128H127ZM139 127H141V130H140V128ZM13 128H15L14 129V132H12V130H13ZM41 128V129H40ZM45 128V129H44ZM55 128V129H54ZM77 128V129H76ZM82 128V129H81ZM85 128V129H84ZM124 128V129H123ZM156 128V130H157V128H158V130H160V132L159 131H155V130H153V129H155ZM166 128V129H165ZM172 128H174V130L172 129ZM192 127H188V129L189 130H186L185 128V130L186 131H182V133H186V134H189L190 136H192V135H194L193 137L194 138H196V139H194V138H192L191 137V139H190V137H189V139L190 140H187V142H186V151L187 150H191V149H193V150H196V151H193L192 150V152L189 150L188 152H186V153H192L191 154V157L194 155V160H195V163L197 162V163H199L198 161H200V165L201 164H203L204 166H206V167H204V169L206 168V170H209L210 169V171H212V172H221L220 170L218 171V167L219 168H222L224 165H225V163H224V165L222 166V167H220V166H218V165H222V163L221 162H223V161H216V160H214V159H217V156L218 155H222L224 152H225V150H224V148H223V146L220 144V146H218L219 145V143L217 142V144H216V141L214 142V141H209V140H207V143L208 144H206V142L205 141H200V136H199V140L197 139V137H196V135L198 134L199 135V133H197L196 135L194 134L195 133V131H194V129L192 128ZM10 129V130H9ZM21 130V132H20V130ZM43 129V130H42ZM48 129V130H47ZM66 129V130H65ZM68 129V130H67ZM107 129V130H106ZM111 129H112V131H111ZM117 129V130H116ZM128 129V130H127ZM134 129V130H133ZM137 129V130H136ZM148 129V130H147ZM177 131H176V130ZM18 130V131H17ZM77 130H79L78 132H77ZM81 130V131H80ZM168 131V133L166 134V132ZM2 131V132H1ZM38 131V132H37ZM44 131V132H43ZM56 131V132H55ZM60 132V133H58V132ZM64 133H63V132ZM71 131V132H70ZM84 133H83V132ZM85 131H86V133H85ZM94 131V132H93ZM104 131H108V132H104ZM130 131V132H129ZM135 131V132H134ZM142 131H143V133H142ZM155 131V132H154ZM172 131H174V132H172ZM188 131V132H187ZM11 132V133H10ZM18 132V133H17ZM43 132V133H42ZM47 132V133H46ZM73 132V133H72ZM82 132V133H81ZM90 132H91V134H90ZM110 132V133H109ZM113 134H112V133ZM114 132H117L116 134L114 133ZM125 132H128V133H125ZM136 132H138V133H140L139 134V137H138V134L136 133ZM146 132V133H145ZM157 132L159 133V134H157ZM176 132V133H175ZM191 132H192V134H191ZM7 133H8V136H7ZM36 133V134H35ZM40 133V134H39ZM42 133V134H41ZM109 133V134H108ZM13 134L14 135V137L13 136H11V135ZM21 134V138H20V136H18V135H20ZM24 134V135H23ZM49 134V135H48ZM79 134V135H78ZM109 135V138L111 137V139L110 140H112V141H110V140H107L108 139V135ZM111 134L113 135V137L111 136ZM119 134V135H118ZM142 134V135H141ZM148 135L149 137H146L145 138V136L142 138V136L143 135ZM152 134V136L154 137V135ZM174 134V135H173ZM177 134H179V137H177ZM26 135V136H25ZM43 135V136H42ZM53 135H55V137H53ZM57 135V136H56ZM76 135V136H75ZM83 135H85V136H83ZM93 135V136H92ZM115 135V136H114ZM128 135V136H127ZM180 135H181V138H180ZM42 136V137H41ZM50 136V139L49 138H47V137H49ZM67 136V137H66ZM94 136H96V137H94ZM141 136V137H140ZM183 136V137H182ZM13 138V140H11L10 138ZM84 137V138H83ZM89 137V138H88ZM106 137H107V139H106ZM125 137H127V138H125ZM130 139H129V138ZM17 138V139H16ZM44 138H45V140H44ZM55 138V139H54ZM57 138V139H56ZM93 138V139H92ZM136 138V139H135ZM202 138V137H201ZM249 138H251V137H249ZM249 138L247 139V142H249L248 140H249ZM48 139V140H47ZM65 139H66V141H65ZM78 139V140H77ZM80 139V140H79ZM82 139V140H81ZM84 139V140H83ZM85 139H87V140H85ZM96 139V140H95ZM120 139V140H119ZM139 139V140H138ZM144 139V140H143ZM7 140V141H6ZM10 140H11V142H10ZM35 140V141H34ZM47 140V141H46ZM56 140V141H55ZM92 140V141H91ZM122 140V141H121ZM125 140V141H124ZM198 140V141H197ZM202 140V139H201ZM251 140V139H250ZM255 140H256V138H255ZM255 140H253V138H252V141H253V143H254V145L256 144L255 142H257V147H258V145L260 144V146L261 145H263L264 143L261 141H258V139L255 141ZM2 141V142H1ZM42 141H43V143L45 142V143H47V145L46 144H44L43 145V147H42V149H40V150H35V149H39V148H37L36 146H40L39 144H42ZM51 141H53V142H51ZM73 141V142H72ZM97 143H96V142ZM104 141V142H103ZM110 141V143H108ZM139 141L141 142V143H139ZM193 141V142H192ZM195 141H197L196 143H195ZM199 141L202 143V144H204L205 143V148L203 147L204 145H202V144H200L199 143ZM211 142V143H209V142ZM251 141V142H252ZM3 142H5V143H3ZM48 142L50 143V144H48ZM70 142V143H69ZM75 142H77V143H75ZM82 142H84V143H82ZM88 142L90 143V144H88ZM99 142H101V143H99ZM106 142V143H105ZM123 142V143H122ZM191 142H192V146H191ZM251 142H249L248 143V145L249 146H247V145H243V143L241 144V145H239L238 147L239 148H244V150H245V148H247L246 150H251V151H249L250 153L253 151L254 152V148H249V147H251V144H252V146H253V143H251ZM2 143V144H1ZM8 143H10V146H9V144ZM34 143V144H33ZM36 143V144H35ZM103 143H105L104 144V146H103ZM122 143V144H121ZM146 143V144H147ZM190 143V144H189ZM213 143V144H212ZM251 143V144H250ZM33 144V146H31ZM70 144H72V145H70ZM75 144V145H74ZM85 144V145H84ZM95 144V145H94ZM97 144H98V146L99 145H101V146H97ZM107 144V145H106ZM111 144V145H110ZM134 144V143H133ZM193 144H194V148H193ZM211 146H210V145ZM216 144V145H215ZM244 144H247V143H244ZM3 145H5V146H3ZM46 145V146H45ZM52 145V146H51ZM78 145V146H77ZM82 145H84V146H82ZM91 145V146H90ZM110 145V146H109ZM144 145V144H143ZM142 145V146H143ZM153 145H155V146H153ZM191 147H190V146ZM213 145V146H212ZM50 146V147H49ZM70 146V147H69ZM96 147V149H95V147ZM106 146V147H105ZM168 149L166 150V152H168L167 154L168 155H172V157H175L174 159H177L175 162H177V163H179L180 165L182 164V163H184V164H186V162L188 163V162H192L193 161V159L192 158H190V154H188V155H184L183 154V158L181 159V158H178L179 157V152L178 151H175L176 149L175 148H172L171 149V146H169V145H165ZM189 146V147H188ZM196 146V147H195ZM214 146H216V147H214ZM222 146V147H221ZM36 147V148H35ZM63 147V148H62ZM69 147V148H68ZM83 147V148H82ZM109 147V148H108ZM145 147V146H144ZM211 147H213V148H211ZM4 148V149H3ZM34 148V149H33ZM53 148H54V150H53ZM57 148V149H56ZM65 148H67V149H65ZM72 148V149H71ZM79 148H82V149H79ZM86 148V149H85ZM95 149L96 150V152H94L95 150H92V149ZM106 148V149H105ZM112 148V150H114ZM118 148V149H117ZM158 148H160V149H158ZM189 148V149H188ZM199 148V149H198ZM209 148V149H208ZM221 148L223 149V152H222V150H221ZM261 148H264L263 146H261L260 147V149ZM64 150V152H63V150ZM91 149V150H90ZM124 149V150H123ZM175 149V150H174ZM202 149V150H201ZM34 150V151H33ZM45 150V151H44ZM52 150V151H51ZM59 150V151H58ZM67 150H69V151H67ZM74 150V151H73ZM78 152H77V151ZM87 150V151H86ZM90 150V151H89ZM100 150H101V152H100ZM121 150V151H120ZM123 150V151H122ZM159 150V151H158ZM178 150V149H177ZM208 150H209V152H208ZM221 150V151H220ZM238 150V149H237ZM243 150V151H244ZM242 151V154H244V156L245 157H247V155H250L249 154V152L248 151ZM261 150H263V149H261ZM38 151H40L39 153H37ZM44 151V152H43ZM47 151V152H46ZM55 151V152H54ZM84 151V152H83ZM93 151V152H92ZM118 151H120V152H118ZM172 151V154H170V152ZM173 151H175V152H173ZM204 151V152H203ZM217 153H216V152ZM30 152V153H29ZM36 152V153H35ZM91 152V153H90ZM124 152V153H123ZM157 152H159V154L157 153ZM177 152V154L175 155V154H173V153H176ZM201 152V153H200ZM221 152V153H220ZM228 152V151H227ZM252 152V153H253ZM47 153H49V156L50 157H48V155H47ZM55 153V154H54ZM78 154V155H80V156H78V155H75V154ZM93 153V154H92ZM96 153V154H95ZM102 153V154H101ZM106 153H108V154H106ZM122 153V154H121ZM132 153V152H131ZM183 153H185V152H183ZM185 153V154H186ZM197 153V154H196ZM207 155V156H205V157H201V156H204L205 154ZM229 153V152H228ZM230 153H233V151H230ZM238 153H240L239 152V150H238V152H236V154H238ZM22 154H24L23 156H22ZM32 156H30V155ZM37 154V155H36ZM39 154V155H38ZM41 154V155H40ZM81 154H83V156L81 155ZM91 154V155H90ZM198 154H199V156H198ZM203 154V155H202ZM214 154H215V156H214ZM227 154V153H226ZM235 154V153H234ZM234 154H232V155H234ZM36 157H35V156ZM58 155H61V156H58ZM70 155H73V156H71L70 157ZM90 155V156H89ZM100 155V156H99ZM102 155H104V156H102ZM141 155H142V153H141ZM157 155L155 156V157H157ZM264 154H262V156H263ZM29 156V157H28ZM38 156V157H37ZM48 157L47 159H49V160H47L45 157ZM64 156V157H63ZM69 156V157H68ZM75 156H77V157H75ZM87 156H89V157H87ZM91 156H92V159H91ZM93 156H95V157H93ZM113 156V157H112ZM159 156H158V158H159ZM176 156H178V157H176ZM200 157V159L198 158V157ZM24 157V158H23ZM41 159H40V158ZM66 157V158H65ZM74 157V158H73ZM81 157V158H80ZM84 157V158H83ZM181 157V156H180ZM189 157V158H188ZM207 157V158H206ZM29 158L31 159V160H29ZM39 158V159H38ZM52 158V159H51ZM70 158V159H69ZM73 158V161L71 160ZM90 158V159H89ZM94 158H96V159H94ZM104 158V159H103ZM106 158H108V159H106ZM202 158H203V160H202ZM206 158V161H204V159ZM263 158V157H262ZM25 159V160H24ZM27 159V160H26ZM48 161V163H46L47 161ZM68 159V160H67ZM82 159V160H81ZM85 159V160H84ZM94 159V160H93ZM181 159V160H180ZM190 159H192V160H190ZM196 159H198L197 161H196ZM218 159H222V160H224V162L225 161H227L225 158H219L218 157ZM217 159V160H218ZM264 159V158H263ZM263 159L261 160L262 162H264L263 161ZM16 160V161H15ZM24 160V161H23ZM44 160L46 161L45 162V165H44ZM70 160V161H69ZM88 160V161H87ZM90 160V161H89ZM116 160V161H115ZM19 161H21V162H19ZM43 161V162H42ZM67 161V162H66ZM80 161H81V163H82V161H83V163L81 164L80 163ZM91 161H92V163H91ZM148 161V159L147 158H144V157H138V159H136V161H135V163H134V165L135 164H137V165H135V167H139V170L138 171H140V167H142L141 169V171L143 172V171H155V169L157 168V166H155L154 164H150L149 163V161ZM203 161V162H202ZM211 161V162H210ZM261 161H260V163H261ZM26 163V165H24L25 163ZM35 162V163H34ZM37 162V163H36ZM58 162V163H57ZM73 162V163H72ZM76 162V163H75ZM77 162H79V163H77ZM90 162V163H89ZM97 162H99V163H97ZM208 162H210L209 164H207ZM214 162H216V163H214ZM20 163V164H19ZM23 163V164H22ZM42 163V164H41ZM68 163V164H67ZM84 163H86V164H84ZM102 163V164H101ZM146 163H148V165L146 164ZM159 163H161V162H159ZM159 163H157V164H159ZM165 163V162H164ZM170 163H172V162H170ZM192 163H194V162H192ZM218 163H220V164H218ZM257 163H259L258 161L255 163V164H257ZM17 164H19V166L17 165ZM21 164H22V167H21ZM40 164V165H39ZM49 164V165H48ZM54 164H56L55 166H54ZM75 164L76 165H79L80 166V168L79 167H77V166H75ZM81 164V165H80ZM84 164V165H83ZM116 164V165H115ZM146 164V165H145ZM150 164V165H149ZM173 164V163H172ZM190 164V163H189ZM4 165V166H3ZM29 165H32V166H29ZM34 165H36V166H34ZM41 165H43L44 166V168L41 166ZM151 165H153V166H151ZM165 165H168V164H165ZM215 166V169H213L214 168V166ZM25 166V167H24ZM29 166V167H28ZM46 166V167H45ZM75 166V167H74ZM88 167L87 169L88 170H90L91 169V172L90 173H93V175L95 176V175H98V178L96 177H94V176H92V174H91V176L92 177H94L95 178V181L93 182V180H94V178L91 180V177H90V179H88V181L89 180H91V181H87V180H85L84 181V173L86 172V170H85V168L83 169L82 167ZM93 166V167H92ZM156 168H155V167ZM208 166V167H207ZM211 166H213V168H211ZM20 169H19V168ZM31 167H32V170H31ZM37 167V169H35ZM55 167H56V169H55ZM97 167V168H96ZM150 167V168H149ZM166 167H169V166H166ZM251 167H253V166H251ZM18 168V169H17ZM25 170H24V169ZM26 168H28L27 170H26ZM58 168H60L61 170H62V172H63V176H61V175H59V176H57L56 178H54V180L51 178L52 176H49L50 178V181L51 182H47V180L46 179H48L47 178V174H49L48 172H54L55 170H57ZM78 168V169H77ZM93 168H95L94 170H96V171H94L93 170ZM105 168V169H104ZM113 168V169H112ZM114 168H116V169H114ZM208 168V169H207ZM253 168H256V166L255 167H253ZM5 169H7V171L5 170ZM14 169V170H13ZM46 169H50L49 171L48 170H46ZM53 169V170H52ZM55 169V170H54ZM80 169H81V171H80ZM98 169V170H97ZM121 169H122V171H121ZM158 169H160L159 171H161V174H156V175H153L151 178H152V180L151 179H149V180H147V183L148 184H146V182L144 183V182H142L141 181V183H140V186H141V184L143 185V187L145 186L146 188H150L151 189V191H150V189H149V191H147V193H148V195H149V192L151 193L150 195L151 196H153V195H155V193H158V195H160V197L159 198H161V194H162V196L163 195H165V196H163L162 198H161V200L163 201V202H165L167 199H169L171 202H169V201H166L165 203H167V205L165 204V206L164 207H166L167 209H170L171 210V207L169 208V206L171 205L172 206V208L174 207V206H176L178 203H179V201L177 200V199H179L180 197L181 198H184V194L185 193H188L187 191H189V193H190V191H191V194H188L187 196H189V197H191V196H193V193H195L194 192V190L193 189H191V187L189 188V187H186L188 184L187 183H184L185 181V179H183V177H182V175L181 174H178V175H176L177 173L175 172L174 173V171H171V170H169V168L168 169H166L167 171H168V173H167V171L165 170V168H164V165H163V167L161 166V167H158L156 170H158ZM224 169H225V167H224ZM224 169H222V175H223V173H224V175L222 176V178L225 180V172H224ZM35 170L37 171V172H35ZM52 170V171H51ZM77 170V171H76ZM87 170V171H88ZM135 170H136V168H135ZM3 171V172H2ZM4 171H6V172H4ZM22 171V172H21ZM24 171V172H23ZM30 173H29V172ZM40 171H41V173H40ZM47 171V172H46ZM70 171V172H69ZM74 171V172H73ZM82 171H84L83 173H82V177H80L79 178V172H82ZM93 171V172H92ZM98 171H99V173L101 174V175H99V173H98ZM107 173H106V172ZM110 171H111V174H110ZM13 172V173H12ZM15 172V173H14ZM26 172H27V174H26ZM33 172V173H32ZM89 172V171H88ZM122 172V173H121ZM130 173V174H128V173ZM10 173V174H9ZM12 173V174H11ZM19 173V174H18ZM25 173V174H24ZM45 173H46V175H45ZM65 173V174H64ZM70 173V174H69ZM74 173V174H73ZM95 173V174H94ZM115 173H117V174H115ZM119 173H121V174H119ZM124 173V174H123ZM166 173V174H165ZM173 173V174H172ZM5 174V175H4ZM16 175V176H14V175ZM31 176H29V175ZM73 174V175H72ZM81 174V173H80ZM86 174V173H85ZM105 174H107V175H105ZM114 174V175H113ZM119 174V175H118ZM132 174V175H133ZM141 174V173H140ZM221 173H219V176H221L220 175ZM226 174H227V172H226ZM7 175V176H6ZM21 177H20V176ZM34 175V176H33ZM38 175V176H37ZM40 175H42V176H40ZM70 175V176H69ZM130 177H129V176ZM12 178H15V179H12ZM24 176V177H23ZM61 176V177H60ZM106 176V178H104ZM154 176H156L155 178H156V181H155V178H154ZM176 176V177H175ZM177 176L179 177V178H177ZM1 177H2V179H1ZM5 177V178H4ZM40 177V178H39ZM108 177V178H107ZM124 177H125V179H124ZM131 177H133V178H131ZM137 177V178H138ZM166 177H167V179H166ZM171 177H173L172 178V180H171ZM9 178H10V181H9ZM20 178V179H19ZM21 178H22V180H21ZM28 178V179H27ZM42 178V179H41ZM43 178H44V181H42L43 180ZM58 178V180H56ZM81 178H83V182H80L79 181V179H81ZM99 178H101V179H99ZM18 179V180H17ZM30 179V180H29ZM33 179V180H32ZM34 179H35V181H34ZM52 179V180H51ZM62 179H65V180H68V181H70V182H68V181H61ZM98 179V180H97ZM105 179V180H104ZM117 179V180H116ZM120 179V181H118ZM126 179H128V180H126ZM154 179V180H153ZM160 179V180H159ZM11 180H12V182H11ZM20 180V181H19ZM37 180V181H36ZM40 180H41V182L43 183H41V185H40ZM55 180H56V182H55ZM60 180V181H59ZM102 180V181H101ZM109 180V181H108ZM113 180V181H112ZM143 180V179H142ZM157 180H159V182H157ZM170 180V181H169ZM176 180V181H175ZM216 181H217V178L215 179ZM4 181H6V185L4 184L5 182ZM8 181H9V183H8ZM27 181H28V183H27ZM61 183V186H59L60 185V183ZM81 181H82V179H81ZM87 181V182H86ZM101 181V182H100ZM116 181H118V182H116ZM131 181V182H130ZM149 181V182H148ZM160 181H163L162 183L160 182ZM166 181V182H165ZM168 181V182H167ZM179 181V182H178ZM3 182V183H2ZM21 182V183H20ZM25 182H26V185L28 186H25ZM29 182H32V183H29ZM36 182V183H35ZM49 184V185H47V183ZM52 182H53V184H52ZM68 182V183H67ZM91 182V183H90ZM93 182V183H92ZM110 182H111V184H110ZM154 182V183H153ZM166 183V185H165V183ZM178 182V183H177ZM180 182H182V183H180ZM12 183V184H11ZM19 183V184H18ZM24 183V184H23ZM64 183V184H63ZM78 183V184H77ZM81 183H82V186H80L81 185ZM85 183V184H84ZM88 183H89V185H91V186H88ZM96 183V184H95ZM103 185H101V184ZM103 183H105V185L103 184ZM157 183V184H156ZM159 183H161V185H159ZM172 184V185H170V184ZM180 183V184H179ZM9 184V185H8ZM31 184H35V185H32L33 187H37V188H33L32 186H31ZM40 186H39V185ZM59 184V185H58ZM67 185V186H64V185ZM69 184H71V185H69ZM80 184V185H79ZM94 184V185H93ZM110 184V185H109ZM137 184V183H136ZM137 184V185H138ZM14 185V186H13ZM16 185V186H15ZM25 187H24V186ZM58 185V186H57ZM78 185V186H77ZM116 185V186H115ZM133 185H135V184H133ZM148 185V186H147ZM153 185V186H152ZM175 185V186H174ZM181 185V187H179ZM4 186V187H3ZM18 186V187H17ZM41 186H43V187H41ZM46 186H51V187H46ZM53 186H56V187H53ZM65 188H64V187ZM86 186H88V187H90V189H91V191H89L90 189L87 187L86 188ZM110 186V187H109ZM111 186H113L112 188H111ZM139 186V185H138ZM139 186V187H140ZM156 186H161V187H156ZM205 186V188H206V186L207 185H204ZM10 187H12V189L10 188ZM27 187V189H24V188H26ZM53 187V188H52ZM59 187V188H58ZM63 189H62V188ZM93 187V188H92ZM105 189H104V188ZM115 187H117V188H115ZM142 187V186H141ZM171 190H169L168 188ZM178 187V188H177ZM6 188V189H5ZM8 188H10V189H8ZM17 188V189H16ZM21 188V190H19ZM30 188L32 189V190H30ZM46 188V190H44V191H46L45 193H44V191L42 192V190L43 189H45ZM49 188H52V189H50V193H52L51 195H50V193L48 192L49 191ZM57 189V191H55L56 189ZM80 188V189H79ZM82 188V189H81ZM86 190H85V189ZM99 188V189H98ZM106 188H108V189H106ZM111 188V189H110ZM169 190H167V189ZM28 189H29V191H28ZM38 189V190H37ZM61 189V192L59 191V193L60 194H62V191H64V193L63 194H65V195H61V197H60V194H59V197H58V194H57V192H58V190H60ZM96 189V190H95ZM103 191H102V190ZM114 189H116V191H114ZM120 189V188H119ZM118 189V190H119ZM153 189V190H152ZM157 189V190H156ZM161 189V192L159 191ZM175 189V190H174ZM176 189H178V190H176ZM190 189V190H189ZM200 189H204V187H202L201 186V188ZM207 189V188H206ZM208 189L210 190V187H208ZM207 189V190H208ZM6 190V191H5ZM10 190V191H9ZM15 190V192H13ZM18 190H19V192H18ZM33 190H35L34 192L36 193V194H40L39 196H41V200H40V197H39V199H37L38 198V195H36L34 192H33ZM41 192H40V191ZM51 190H54L55 191V193H54V191H51ZM82 190V191H81ZM85 190V191H84ZM105 190V191H104ZM111 190V191H110ZM205 190V189H204ZM65 191H67L66 193H65ZM101 191V192H100ZM108 191H110V192H108ZM113 191V192H112ZM119 191H121V190H119ZM154 191V192H153ZM157 191H159V192H157ZM175 191V192H174ZM176 191H177V194H176ZM179 191V192H178ZM202 191V190H201ZM5 192V193H4ZM12 192V193H11ZM18 192V193H17ZM27 192H30V194L29 193H27ZM39 192V193H38ZM90 192V193H89ZM92 192V193H91ZM95 194H94V193ZM116 192V193H115ZM171 192V193H170ZM183 193V195L181 196L180 195V193ZM32 193V194H31ZM45 194V195H41V194ZM49 193V194H48ZM72 193V194H71ZM74 193V194H73ZM90 194V196H88L89 194ZM97 193H100V194H97ZM104 193V194H103ZM106 193V194H105ZM108 193V194H107ZM113 193H115L114 195H113V197H112V195H110V194H113ZM154 193V194H153ZM174 193V194H173ZM7 194H11V195H7ZM13 194V195H12ZM18 196H17V195ZM26 194H28V196L26 195ZM55 194V195H54ZM122 194V195H121ZM153 194V195H152ZM166 194H171V195H169V197H168V195H166ZM173 194V195H172ZM178 195V196H176V195ZM99 195V196H98ZM101 195H102V197H101ZM120 195L122 196V198L123 197H125V195L123 194V192L122 193H120ZM120 195L118 196V198H121L120 197ZM158 195H157V197H158ZM175 195V196H174ZM191 195V196H190ZM9 196H11L10 197V199H8V197ZM12 196H13V198H12ZM27 196V197H26ZM33 196H35V197H33ZM49 196H51V197H49ZM73 196V197H72ZM90 197V198H88V197ZM92 196H94V197H92ZM100 198V199H98V197ZM106 196V197H105ZM167 196V197H166ZM187 196H186V194H185V197L187 198ZM4 197V198H3ZM19 197H22V198H19ZM37 197V198H36ZM44 197H46V198H44ZM47 197H48V200H47ZM56 197H57V199H56ZM65 197H67V198H65ZM70 198V200H72V201H70L69 200V198ZM76 197V198H75ZM165 197V198H164ZM174 197V198H173ZM179 197V198H178ZM35 198V199H34ZM43 198V199H42ZM51 198V199H50ZM52 198H53V200H52ZM63 198H65V199H63ZM95 200H94V199ZM101 198H105V199H102L101 200ZM114 199V202L112 201V203H111V200H113ZM120 199V201H122L123 199ZM20 199V200H19ZM33 200V201H31V200ZM38 201H37V200ZM56 199V200H55ZM59 199V200H58ZM61 199V200H60ZM80 199V200H79ZM87 199V200H86ZM92 199V200H91ZM97 199V200H96ZM108 199H110V200H108ZM44 200H46V203L44 202ZM50 200V201H49ZM53 201V203L54 204H52V201ZM63 200V201H62ZM68 200V201H67ZM100 200V201H99ZM107 200L108 201H110V202H107ZM165 200V201H164ZM20 201H22L21 203H20ZM24 201H26V202H24ZM37 203H36V202ZM49 201V203H47ZM55 201H57V202H55ZM88 201H92L91 202V204H90V202H88ZM94 201V202H93ZM102 201H106V202H103L102 203ZM176 201H177V203H176ZM28 202V203H27ZM31 202H33V203H31ZM44 202V203H43ZM51 202V203H50ZM62 202V203H61ZM67 204H66V203ZM72 202V203H71ZM84 202V203H83ZM87 202V203H86ZM96 202V203H95ZM125 202V203H126ZM7 203V204H6ZM24 203V204H23ZM27 203V204H26ZM35 203V204H34ZM42 203H43V205H42ZM60 205H59V204ZM70 203V204H69ZM107 203H108V205H107ZM122 203V202H121ZM120 203V204H121ZM169 203V204H168ZM13 204H14V206H13ZM18 204V205H17ZM20 204H23V205H20ZM26 204V206L24 207V205ZM31 204V205H30ZM38 206H37V205ZM40 204V205H39ZM45 204H46V207H45ZM48 204H49V209H48ZM62 204V205H61ZM65 206H64V205ZM69 204V205H68ZM72 204H74V205H72ZM77 204L79 205V206H82V205H84V207L82 206V208L80 207L79 208V206H77ZM114 205V207H113V205ZM131 204V203H130ZM144 204V205H143ZM150 205V207H149V205ZM161 204V203H160ZM12 205V206H11ZM19 205H20V207L21 208H19ZM28 205V206H27ZM30 205V206H29ZM32 205L34 206L33 208H32ZM42 205V206H41ZM52 205V206H51ZM76 205V206H75ZM100 205V206H99ZM102 205V206H101ZM105 205V206H104ZM112 205V206H111ZM148 205V206H147ZM9 206H11V207H9ZM16 206V208H14ZM54 206V207H53ZM64 206V207H63ZM68 206V207H67ZM90 206H91V208H90ZM95 206H97V207H95ZM98 206H99V208H98ZM123 206H127L126 208H123V209H120V208H122ZM146 206V207H145ZM3 207H4V209H3ZM30 207V208H29ZM39 207H41V209L39 208ZM52 207H53V209H52ZM61 207H63V208H61ZM73 207V208H72ZM86 207V208H85ZM103 207V208H102ZM140 207V208H139ZM144 207V208H143ZM152 207V208H151ZM10 208V210H8ZM23 208H26V209H28V210H25V211H23L22 213H21V209H23ZM42 208H43V210L44 211H46V212H44L43 210H42ZM45 208V209H44ZM67 208V209H66ZM116 208H118L117 210H116ZM128 208H129V210H128ZM133 208V209H132ZM149 208V209H148ZM156 208V209H155ZM166 208H163V209H166ZM14 209H16V210H18L19 209V211H16V210H14ZM32 209V210H31ZM37 209H38V211L39 212H36L37 211ZM57 209H58V211H57ZM60 209V210H59ZM64 211H62V210ZM101 209V210H100ZM115 209V210H114ZM125 209V212H124V215L122 216V217H124L123 219H122V217H121V213H123V211L122 210H124ZM139 209V210H138ZM146 209H148V210H146ZM152 209V210H151ZM154 209V210H153ZM158 209V210H157ZM6 210V211H5ZM30 210V211H29ZM42 210V211H41ZM53 210V211H52ZM67 210H69V211H67ZM72 210V211H71ZM105 210V211H104ZM139 212H138V211ZM143 210V211H142ZM146 212H145V211ZM150 210L151 211H154V212H150ZM2 211H4V212H2ZM10 211V212H9ZM12 211V212H11ZM48 211V212H47ZM63 212V213H61V212ZM91 211V212H90ZM103 211L105 212V214H103ZM109 212V214H106L107 212ZM110 211H111V213H110ZM122 211V212H121ZM127 211V212H126ZM148 211L151 213L150 214V217H151V219H150V217H149V215H148ZM40 212H41V214L43 215V216H41V214H40ZM58 214H57V213ZM60 212V213H59ZM67 212V213H66ZM73 212V214H71ZM77 212H79V213H77ZM83 212V213H82ZM95 212H97V213H95ZM99 212V213H98ZM102 212V213H101ZM114 212H115V215L116 216H114ZM133 212V213H132ZM143 212L145 213V214H147L148 215V217H146L147 219H145V217L143 218ZM13 213H15L13 216H9L10 214L12 215ZM17 213V214H16ZM21 213V214H20ZM27 213H28V215H27ZM49 213H50V215H49ZM65 213H66V215H65ZM76 213V214H75ZM90 215H89V214ZM94 215H93V214ZM120 213V214H119ZM5 214V215H4ZM7 214V215H6ZM9 214V215H8ZM19 214H20V216H21V220H20V216H19ZM34 214V215H33ZM37 214H39V215H37ZM45 214V215H44ZM63 214H64V217H63ZM70 214V215H69ZM86 214V215H85ZM99 214H101V215H99ZM117 214H118V216H119V218L117 219L116 217H118L117 216ZM127 214V215H126ZM144 214V215H145ZM16 215H18L17 216V220H19V221H17L16 220V218H15V220H14V217L16 216ZM24 217H23V216ZM36 215V216H35ZM53 215V216H52ZM57 217H56V216ZM61 217H60V216ZM79 215H82V216H84L83 218H82V216H79ZM93 215V216H92ZM103 215V216H102ZM109 215V218L107 217ZM126 215V216H125ZM8 216H9V218L10 217H12V218H10V221H11V219H12V221L10 222L9 221V218H8ZM39 216H41L40 218H39ZM47 216V217H46ZM55 216V217H54ZM59 216V217H58ZM66 216H68V217H66ZM72 216V217H71ZM77 216H78V218H81V220L82 221H80V219L78 220V218H77ZM86 216V217H85ZM97 216V217H96ZM111 216V217H110ZM138 216V217H137ZM5 217V218H4ZM27 217V218H26ZM35 217V218H34ZM52 217V218H51ZM69 217H71L70 219H72V220H75V221H70V219H69ZM73 217H74V219H73ZM88 217V218H87ZM90 217H92V218H90ZM99 217V218H98ZM105 217H107V218H105ZM114 217L117 219V222H119V223H121V225H119V223H117L115 220L116 219H114ZM121 217V218H120ZM127 217H129V216H127ZM127 218V219H125V220H128L129 219V221H131L132 220V218ZM137 217V218H136ZM8 218V219H7ZM19 218V219H18ZM23 218V219H22ZM29 218V219H28ZM31 218V219H30ZM33 218V219H32ZM41 218H44V219H41ZM46 218H48V219H46ZM49 218L51 219V221L49 220ZM54 218L56 219L55 221H53L54 220ZM60 218V219H59ZM63 218V219H62ZM95 218V219H94ZM112 218V219H111ZM2 219H4V220H2ZM39 219V220H38ZM53 219V220H52ZM67 219H69V220H67ZM84 219H86V220H84ZM91 219V220H90ZM99 219V220H98ZM108 219V220H107ZM114 219V220H113ZM121 219V220H120ZM148 219H150V220H148ZM5 220H6V223H5ZM8 220V221H7ZM14 220V221H13ZM29 220V221H28ZM34 220V221H33ZM40 220H42V222L40 221ZM63 220V221H62ZM65 220H67L66 221V223H68V224H65ZM95 220V221H94ZM104 220H107V221H104ZM112 220V222L114 223V221L117 223V227H118V225L119 226H121L122 228V230L121 229H119L120 227H118V229H117V227H115V229H113V228H109V227H111V226H115V223L113 224L112 222H110ZM119 220V221H118ZM21 221H23V222H21ZM36 221V222H35ZM38 221H40V222H38ZM45 222V224H43L44 222ZM47 221H50V222H52V224L50 223V222H47ZM77 221V222H76ZM85 223H84V222ZM88 221H89V223H88ZM98 221V222H97ZM101 221V222H100ZM110 222L111 224H110V226H108V227H106V229H104L103 230V228H105L104 226H106L105 224H104V222ZM5 224H3V223ZM18 222H21V224H23L24 222V224H25V226L23 227V225H21L20 223H18ZM71 222V223H70ZM83 223V224H80V223ZM99 222L101 223V224H99ZM1 223H2V225H1ZM10 223H13V224H17V225H15L16 227H14L13 228V224H11V226L10 225H8V224H10ZM27 223H29V224H27ZM31 223V224H30ZM33 223V224H32ZM38 224V226H37V224ZM49 223H50V225H49ZM57 224V223H59V224H57V225H55L54 226V224ZM76 223V224H75ZM79 223V224H78ZM92 225H91V224ZM95 223H97V224H95ZM103 223V224H102ZM47 224H48V226H47ZM62 224V225H61ZM64 224V225H63ZM70 224V225H69ZM93 224H95L94 226H93ZM124 224H125V222H124ZM123 224V225H124ZM126 224H128L127 222H126ZM32 227H31V226ZM43 225V226H42ZM60 225V226H59ZM72 225H74V227L72 228ZM75 225H79V227H77V228H75L76 226ZM86 225V226H85ZM87 225H89L90 226V228H89V226L87 227ZM109 225V224H108ZM22 226V227H21ZM37 226V227H36ZM44 226H45V228H46V230H45V228H44ZM50 226V227H49ZM59 228V229H57V227ZM62 226V227H61ZM69 226H71L70 228H72L71 230L70 229H67ZM92 226H93V229H92ZM96 226V227H95ZM126 226V225H125ZM29 227V228H28ZM41 227H43V228H41ZM62 229H61V228ZM95 227V228H94ZM16 228V229H15ZM27 228H28V230H27ZM31 228H33V229H35V230H33V229H31ZM57 230H56V229ZM66 228V229H65ZM74 228L76 229V230H74ZM80 230H79V229ZM85 228V229H84ZM97 228H98V230H97ZM102 228V229H101ZM126 228V227H125ZM54 229V230H53ZM9 230L11 231V232H9ZM30 230V231H29ZM37 230V231H36ZM42 230V231H41ZM43 230H45V231H43ZM72 230H74V232L78 235V236H76L77 238L78 237H81L80 239L84 242V240L85 241H87V244L91 241L92 243H94L95 244V242H96V244L98 245L100 242H99V240H102L101 242H102V244H99V247L101 248L102 246H103V244H104V246L106 247V248H108L109 249V251H107L106 250V252L107 253H104L105 255H106V257H105V255H103L102 254V252L103 251H105V249L106 248H104L103 249V251H101L100 250V248L98 249V247H97V250L95 249H93L94 247H95V245L94 246H91L92 244L91 243H89V245H87V246H91V247H93V248H89V251L90 250H92V251H100V252H98V253H100V254H98L97 252L96 253H92L91 251H90V253H92V254H88V249L86 250V245H85V247L84 246H82V245H80V244H83V243H81V240L78 238H76L77 239V242H74V240L76 241V239H74L73 237L75 236L74 234L72 235L73 237H71L70 235L72 234ZM86 231V232H84L83 233V231ZM97 230V231H96ZM103 230V231H102ZM115 230V231H114ZM120 230V232H123V233H119L118 231ZM23 231H25V229L23 230ZM33 231V232H32ZM36 231V232H35ZM40 231V232H39ZM57 231V232H56ZM59 231V232H58ZM67 231V232H66ZM71 231V232H70ZM77 231H79L80 232V234H78L79 232H77ZM89 231H91V232H89ZM96 231V232H95ZM100 231V232H99ZM106 231V232H105ZM4 232V233H3ZM7 232H9L8 234L9 235H7ZM31 232H32V234H31ZM35 232V233H34ZM43 232H45V233H43ZM68 232H70L69 234L70 235H66V233L68 234ZM105 232V233H104ZM109 232V233H108ZM114 232V233H113ZM31 235H30V234ZM56 233V234H55ZM62 233H63V235H62ZM83 233V235L84 236H81V234ZM92 233V234H91ZM99 233V234H98ZM104 233V234H103ZM124 233H126V234H124ZM2 234V235H1ZM43 234H45V235H43ZM49 234V235H48ZM65 234V235H64ZM100 235V236H98V235ZM122 236V237H120V235ZM124 234V235H123ZM39 235H40V237H39ZM50 235L52 236V237H54V238H52V237H50ZM55 235V236H54ZM62 235V236H61ZM87 235V236H86ZM97 235V236H96ZM103 235V236H102ZM116 235V236H115ZM25 236V237H24ZM44 236V237H43ZM46 236V237H45ZM50 238H49V237ZM65 236H68V237H66V238H68L69 239V236L71 237V238H73L72 240L70 239L68 242L66 241V240H68V239H65L64 237ZM113 236H115V237H112ZM119 236V237H118ZM35 237H36V239H35ZM42 237V238H41ZM83 237H86V238H83ZM93 237V238H92ZM95 237V238H94ZM128 237H130L129 236V234H128ZM6 238V239H5ZM51 238H52V240H51ZM90 238V239H89ZM108 240H107V239ZM8 239L9 240H11V241H8ZM26 239V240H25ZM44 239V240H43ZM48 239H50V240H48ZM61 239H64V240H62V241H64L63 243H64V246H66L65 248H63L61 245H63V243H62V241H61V243H60V241L59 240H61ZM96 239V240H95ZM40 241V240H42V241H40V242H38V241ZM54 240V241H53ZM56 240H58L56 243L58 244H54V242L56 241ZM78 240L80 241L79 243H78ZM126 240V241H125ZM34 241V242H33ZM45 241V242H44ZM46 241H48V242H46ZM54 244L52 247H55V245H56V247L55 248H57V250L56 249H53L52 247H51V245H52V243ZM71 241H73L74 242V244H73V242H71ZM99 243H98V242ZM104 241V242H103ZM105 241H106V243H105ZM109 241H111V242H109ZM113 241V242H112ZM124 241V242H123ZM131 241H132V238H131ZM6 242H7V244H6ZM12 244H10V243ZM44 242V243H43ZM50 242V243H49ZM59 242V243H58ZM69 242L71 243V244H69ZM127 242H129L130 243V241H127ZM14 243V244H13ZM40 243V244H39ZM49 244V247H48V244ZM77 243H78V245H77ZM119 243H121L122 245H120ZM134 243V242H133ZM33 244V245H32ZM41 244H43L44 246H46L48 249H50V247H51V249L50 250H52V251H50V250H48V252H47V250H46V248L45 247H42L40 250H37V248L36 247H38V248H40L42 245ZM60 244V245H59ZM65 244H67V245H65ZM76 244V245H75ZM85 244V243H84ZM130 244H132V242L130 243ZM11 245V246H10ZM24 245V244H23ZM32 245V246H31ZM35 245H39V246H35ZM41 245V246H40ZM73 245V246H72ZM96 245V246H97ZM120 245V246H119ZM143 245H145V244H143ZM148 245V243H146V246ZM7 246H8V248H7ZM35 246V247H34ZM57 246H60L59 248H60V250L58 249V247ZM75 246V247H74ZM77 246H78V249H79V247H80V249L81 250H83V248H84V250H86L87 251V254H85L84 253V250H83V252L82 251H80L79 250V253H81V256H80V254L78 253V251H77ZM81 246H82V248H81ZM103 246V247H104ZM114 246V247H113ZM127 246H129V244H127ZM150 246V245H149ZM9 247H12V248H9ZM33 247V248H32ZM70 248L71 250H72V247H73V249L75 248V251H77V252H75L74 250H72V251H74L75 253H73V254H75V255H79V260L77 259L76 260V258L78 257V255H77V257L76 258H72V257H75V255H70L71 253H68V258H67V255H65V254H67L66 252L68 251V250H70V249H66V248ZM102 247V248H103ZM115 247H118V248H116L115 249ZM45 249V251H44V249ZM158 248V247H157ZM161 248V247H160ZM42 249H43V252H42ZM63 249V250H62ZM115 249V250H114ZM120 249H122V248H120ZM8 250V251H7ZM9 250H13L12 252L11 251H9ZM17 250H18V252H17ZM66 252H65V251ZM71 250H70V252H71ZM134 250V249H133ZM155 250V251H154ZM20 251V252H19ZM38 251H40V252H38ZM58 252V254L60 255L61 253H62V255H63V252L65 253L62 257H60V256H58V254L57 253H54V252ZM61 253H60V252ZM63 251V252H62ZM121 251V250H120ZM175 251V250H174ZM10 252V254H8ZM14 252V253H13ZM16 252H17V254H16ZM49 252H50V254H49ZM108 252H109V254H108ZM115 252V253H114ZM132 252V251H131ZM159 252L161 253V254H159ZM163 252V253H162ZM181 252H183V251H181ZM19 253H21V254H19ZM45 254V255H43V254ZM48 253V254H47ZM53 253V254H52ZM82 253H84V256H82L83 254ZM117 253V254H116ZM123 253V252H122ZM164 253H166L165 255H164ZM175 255H174V254ZM18 255V256H16V255ZM39 254H41V255H39ZM93 254H98V255H93ZM109 256H108V255ZM162 254H163V256H162ZM10 255V256H9ZM14 255V256H13ZM32 255V256H31ZM53 255V256H52ZM173 255H174V257H173ZM178 255V256H177ZM179 255H180V257H179ZM183 257H182V256ZM9 256V257H8ZM12 256V257H11ZM20 256V257H19ZM34 256V257H33ZM41 256V257H40ZM46 256V257H50V256H52L53 257V259L54 260H51L52 259V257H50V260H51V262H49V259L48 258H44V257ZM55 256V257H54ZM71 256V257H70ZM98 256V257H97ZM128 256V257H127ZM164 256L166 257L165 259H164ZM177 256V257H176ZM11 257V258H10ZM26 257V258H25ZM28 257V258H27ZM36 257V258H35ZM58 257V259H56ZM65 257V258H64ZM162 257V258H161ZM167 257H172L171 259L172 260H170V263H168V261H167V263H166V260H169ZM4 258V259H3ZM10 258V259H9ZM13 258V259H12ZM18 258H20L19 259V262L20 263H18ZM22 258V259H21ZM23 258H24V260H23ZM32 258H34V261H32ZM61 258V259H60ZM80 258H82V260L80 259ZM84 258V259H83ZM15 259V260H14ZM48 259V260H47ZM69 261H68V260ZM71 259V260H70ZM164 259V260H163ZM3 260V261H2ZM26 260H28V261H26ZM37 260H40V261H37ZM42 260H44V263H43V261ZM47 260V261H46ZM58 260V261H57ZM66 260H67V262H66ZM155 260H157V262H158V260H159V262L157 263ZM7 261V262H6ZM9 261V262H8ZM13 261V262H12ZM15 261H17L16 263H15ZM22 261V262H21ZM24 261V262H23ZM42 261V262H41ZM54 261V262H53ZM56 261V262H55ZM65 261V262H64ZM74 261V262H73ZM155 261V262H154ZM32 262H34V263H32ZM39 262V263H38ZM41 262V263H40ZM144 262V263H143ZM177 263H179L178 261H176ZM181 263V262H180Z\"/></svg>","mask_w":264,"mask_h":264},{"label":"bare ground","instance_id":"6f19581e","mask_svg":"<svg viewBox=\"0 0 264 264\" xmlns=\"http://www.w3.org/2000/svg\"><path fill=\"white\" fill-rule=\"evenodd\" d=\"M38 1V0H37ZM43 1H45V0H43ZM52 1V0H51ZM60 1V0H59ZM64 1V0H63ZM87 1V0H86ZM124 1V0H123ZM123 1L122 0H92V4H89V6L88 7H91L90 5H92V7H95V8H93V9H88L87 10V8L88 7H86V8H83L82 6H80V5H77V7H78V9H82V10H84L88 15H89V17H94L95 19H100V20H102V19H106V20H102V21H105V23L107 22L108 23V25H111V28H112V33H115L116 35H117V38H119V40L118 41H120L121 43L120 44H122L121 46L125 49V50H128V49H132L133 48V46H135V45H137V46H141L142 48H141V50L143 49V51L144 50H146V49H148L149 48V46H151L150 45V41H148L147 39H146V37H145V33H143V32H139V30H137V32L135 31V32H133V29L135 28H133L132 30H130V28L129 29H127V28H124L122 25H124L123 24V22H122V25H121V23L119 24V20H120V18H123V16L125 17V16H127V15H125V14H127L128 12H129V10H128V12H126L125 10H127V8H126V6L125 7H123V9L125 8V13L123 14V10H122V12H121V5H122V3H123ZM141 1V0H140ZM150 1H152V0H150ZM159 1V0H158ZM172 1V0H171ZM170 1V2H171ZM174 1H176V0H174ZM173 1V2H174ZM181 1V0H180ZM199 1V0H198ZM215 1V0H214ZM213 1V2H214ZM221 1H223V0H221ZM221 1H219V2H221ZM20 2L22 3V4H20ZM32 2V1H31ZM52 2H54V3H56V1H52ZM52 2H51V4H52ZM61 2V1H60ZM66 2V1H65ZM70 2V1H69ZM120 2H121V4H120ZM125 3H127L126 1H124ZM137 2V1H136ZM143 3H145V1H142ZM169 2V1H168ZM177 2H178V0H177ZM194 2V1H193ZM216 2H218L217 0H216ZM257 2V1H256ZM260 2V1H259ZM35 3V2H34ZM48 3V2H47ZM58 3V2H57ZM63 3V2H62ZM134 3H135V0H134ZM142 3V5H145V4H143ZM155 2H152L151 4V7L153 6V4H154ZM175 3V2H174ZM174 3H172V5L174 4ZM186 3H189V2H185V4ZM215 3V2H214ZM222 3V2H221ZM232 3V2H231ZM251 3V2H250ZM59 4V3H58ZM77 4V3H76ZM127 4H129V3H127ZM155 4H157V3H155ZM155 4H154V6L152 7V8H154L155 7ZM170 4V3H169ZM178 4H179V2H178ZM177 4V5H178ZM181 4H182V2H181ZM199 4V3H198ZM198 4H196V5H198ZM205 5H206V3H204ZM208 4V3H207ZM209 4H211V2L209 3ZM223 4V3H222ZM225 4H227V1H226V3ZM233 4H234V2H233ZM251 4H253V2L251 3ZM262 4H263V2H262ZM24 5H25V3H24ZM26 5H27V3H26ZM29 5V4H28ZM55 5V4H54ZM53 5V6H54ZM61 5V4H60ZM59 5V6H60ZM73 5V4H72ZM131 5V4H130ZM129 5V6H130ZM150 5V4H149ZM175 5H176V3L174 4V6H172V8L174 7L175 8ZM176 5V6H177ZM180 5V4H179ZM190 5V4H189ZM202 5H203V3H202ZM224 5V4H223ZM222 5V6H223ZM34 6V5H33ZM33 6H32V8H33ZM58 6V5H57ZM56 6V7H57ZM122 6H124V5H122ZM133 6V5H132ZM137 6V5H136ZM148 6V5H147ZM171 6V5H170ZM181 6H183V5H180V7ZM200 6V5H199ZM198 6V7H199ZM256 6V5H255ZM26 7V6H25ZM25 7H23V1H21V0H0V17H2V18H0L1 20H0V32H1V35H2V33H3V36H5V37H12V34H13V36L14 35H16V33L19 35L20 34V36L21 35H23V30H25L24 28L25 27H23V30L21 29H19V26L21 27V25H25V21H24V19L26 18V20L27 19H29V20H31V21H29V22H27V23H29V24H32V18L30 19L28 16L27 17H25L26 15H29V14H27V13H29L30 11V7L27 9V7H26V9H25ZM42 7V6H41ZM48 7V6H47ZM60 7H62V6H60ZM59 7V8H60ZM135 7V6H134ZM133 7V8H134ZM141 7H143V6H141ZM156 7H157V5H156ZM155 7V8H156ZM184 7V6H183ZM191 7H193L194 8V6H192L191 5ZM196 7V6H195ZM201 7V6H200ZM205 7V6H204ZM209 7V6H208ZM224 8H225V6H223ZM250 7V6H249ZM259 7V6H258ZM32 8H31V12H32ZM35 8V7H34ZM43 8V7H42ZM51 8V7H50ZM59 8H57L58 10H59ZM62 8H65V7H62ZM136 8H138V7H136ZM135 8V9H136ZM145 8V7H144ZM154 8V9H155ZM159 8V7H158ZM171 8V7H170ZM173 8V9H174ZM177 8V7H176ZM176 8H175V10H176ZM186 8H188V5H187V7ZM192 8V9H193ZM211 8V7H210ZM213 8V7H212ZM26 11H25V10ZM38 9V8H37ZM72 8H70V10H71ZM95 9H96V12L97 13H95ZM147 9H150V10H152L151 8H147ZM153 9V10H154ZM160 9V8H159ZM162 9V8H161ZM160 9V10H161ZM166 9V8H165ZM182 9H184V8H182ZM190 9V8H189ZM196 9V8H195ZM201 9V8H200ZM250 9V8H249ZM248 9V10H249ZM13 10H15V15L13 14L12 15V12L11 11H13ZM18 12H17V11ZM23 10V11H22ZM35 10V9H34ZM52 10V9H51ZM98 10H99V12H98ZM132 10V9H131ZM134 10V9H133ZM132 10V11H133ZM136 10H138V9H136ZM142 10H143V8H142ZM146 10V9H145ZM156 10V9H155ZM163 10V9H162ZM177 10H178V8H177ZM179 10H181V9H179ZM186 10V9H185ZM194 10V9H193ZM215 10H216V8H215ZM214 10V11H215ZM218 10V9H217ZM220 10V9H219ZM256 10V9H255ZM36 12L38 11V10H35ZM46 11V10H45ZM44 11V12H45ZM60 12H61V9L59 10ZM65 11H67V9H65L64 11H62L61 13H63V15L65 16H63V18H66L67 20L68 19H72L73 17H71V16H73V14H74V12H73V14L71 15V13H70V11L69 12H65ZM83 11V12H84ZM144 11V10H143ZM148 11V10H147ZM156 11H158V9L156 10ZM163 11H165L166 12V10H163ZM171 11V10H170ZM200 11V10H199ZM226 11V10H225ZM229 11V10H228ZM258 11H260V10H258ZM35 12V13H36ZM52 12V11H51ZM50 12V13H51ZM82 12V11H81ZM83 12H82V14H83ZM135 13H136V11H134ZM133 12V13H134ZM139 12H140V10H139ZM138 12V13H139ZM142 12V11H141ZM151 12V11H150ZM171 12H173V10L171 11ZM170 12V13H171ZM185 12V11H184ZM193 12H195V11H193ZM221 12V11H220ZM223 12V11H222ZM231 12H233V11H231ZM24 13H26L25 15H23ZM38 13H39V11H38ZM60 13V14H61ZM76 13V12H75ZM133 13H128V16L130 15V17L132 16L131 14H133ZM137 13V14H138ZM147 14H148V12H146ZM154 14H155V11L153 12ZM167 13H169V12H167ZM174 13V12H173ZM181 13H182V16H179V15H181ZM186 13V12H185ZM192 13V12H191ZM197 13V12H196ZM224 13V12H223ZM222 13V14H223ZM227 13H229V12H227ZM226 13V14H227ZM233 13H235V12H233ZM240 13V12H239ZM253 13V12H252ZM254 13H255V11H254ZM258 13V12H257ZM41 14V13H40ZM52 14V13H51ZM77 14V13H76ZM102 14H105V16H103ZM164 14V13H163ZM163 14H161V16L163 15ZM172 14V13H171ZM175 14V13H174ZM183 11L182 12H180V14L178 15L179 17H183ZM188 14V15H187ZM185 16H188L187 18L189 19V16H191L189 13H187ZM195 14V13H194ZM216 13H214V15H215ZM219 14V13H218ZM245 14V13H244ZM45 15H48V14H46L45 13ZM50 15V14H49ZM56 15V14H55ZM87 15V16H88ZM91 15V16H90ZM149 16H150V13L148 14ZM193 15V14H192ZM199 14L197 13V16H198ZM220 15V14H219ZM224 15H225V13H224ZM229 15V14H228ZM232 15V14H231ZM240 15H242V13L240 14ZM255 15V14H254ZM53 16V15H52ZM51 16V17H52ZM61 16H62V14H61ZM80 16V15H79ZM137 16V15H136ZM139 16H140V14H139ZM139 16H138V18H136L135 16L133 17V18H135L136 20L137 19H140V18H143L144 17V19H145V16L143 15V14H141V16H140V18H139ZM148 16V17H149ZM154 16V15H153ZM155 16H157V15H155ZM185 16H184V18H185ZM216 17H217V15H215ZM222 16V15H221ZM227 16V15H226ZM234 16V15H233ZM246 16V15H245ZM244 16V17H245ZM257 16V15H256ZM23 17H24V19H23ZM57 17V16H56ZM75 17V16H74ZM78 17V16H77ZM76 17V18H77ZM82 17V16H81ZM85 17V16H84ZM89 17H88V19H89ZM165 17V16H164ZM170 17V16H169ZM174 17V16H173ZM177 17V16H176ZM193 17V16H192ZM191 17V18H192ZM194 17H195V15H194ZM223 17V16H222ZM229 17V16H228ZM235 17V16H234ZM16 20V22L18 21L19 22V20H20V22L19 23H17V25H19L18 27H16L15 26V28H14V25L16 24H14V25H12L11 26V24L14 22V19ZM42 18V17H41ZM53 18H54V16H53ZM59 18V17H58ZM62 18V19H63ZM76 18H74V20L76 19ZM79 18V17H78ZM77 18V19H78ZM132 18V17H131ZM132 18V19H133ZM153 18V17H152ZM160 18V17H159ZM178 18V17H177ZM187 18L185 19V21H187ZM204 18V17H203ZM218 18H219V16H218ZM224 18V17H223ZM22 19V20H21ZM34 19V18H33ZM38 19V18H37ZM40 19V18H39ZM42 19H44V18H42ZM47 19H48V17L46 18V21H47ZM51 19V18H50ZM55 19H57V18H55ZM86 19V18H85ZM94 19V20H95ZM126 19V18H125ZM124 19V20H125ZM130 19V20H128V21H130V22H132V21H134L135 19ZM143 19V20H144ZM151 19V18H150ZM220 19V18H219ZM218 19V20H219ZM231 19V18H230ZM235 19H237V18H235ZM35 20V19H34ZM53 20V19H52ZM52 20H51V22H52ZM58 20V19H57ZM66 20V21H67ZM69 20V21H70ZM79 20V19H78ZM78 20H77V22H78ZM84 20V19H83ZM87 20V19H86ZM91 21H93L92 19H90ZM99 20V21H100ZM134 21V22H132V24H134V23H136V25H137V21ZM153 20V19H152ZM159 20H161V19H159ZM170 20V19H169ZM184 20V19H183ZM183 20H181V21H179L180 22V24H181V22L182 23H184L183 22ZM191 20V19H190ZM202 20V19H201ZM222 20V19H221ZM224 20V19H223ZM226 20V19H225ZM254 20V19H253ZM11 21H13L12 23H11ZM23 21H24V23H23ZM28 21V20H27ZM36 21V20H35ZM43 21V20H42ZM46 21H45V23H42L43 25L44 24H46ZM50 21V20H49ZM65 21V20H64ZM65 21V22H66ZM72 21V20H71ZM70 21V22H71ZM85 21V20H84ZM98 21V20H97ZM118 21V23H116ZM145 21V20H144ZM144 21H142V23H144ZM162 21V22H161ZM160 22L161 23H163V19L161 20ZM176 21H178V20H176ZM227 21V20H226ZM257 21V24H258V20H256ZM31 22V23H30ZM37 22H39L38 20H37ZM40 22H41V20H40ZM61 22V21H60ZM139 22V21H138ZM178 22V23H179ZM205 22H206V20H205ZM213 22V21H212ZM229 22H230V20H229ZM234 22V21H233ZM241 22V21H240ZM243 22V21H242ZM34 23V22H33ZM49 23V22H48ZM59 23V22H58ZM91 23V22H90ZM93 23V22H92ZM141 23V24H142ZM159 23V22H158ZM174 23H175V21H174ZM189 23V22H188ZM220 23H222V21L220 22ZM228 23V22H227ZM235 23H236V21H235ZM238 23V22H237ZM21 24V25H20ZM29 24H28V26H29ZM36 24V23H35ZM37 24H39V23H37ZM36 24V25H37ZM71 24V23H70ZM83 24V23H82ZM86 24V23H85ZM126 24V23H125ZM129 24H131V23H128V25ZM140 24V23H139ZM149 24V23H148ZM189 24H191V23H189ZM204 24V23H203ZM202 24V25H203ZM211 24V23H210ZM234 24V23H233ZM240 23H238V25H239ZM246 24V23H245ZM34 25V24H33ZM41 24H39V26H40ZM49 25V24H48ZM103 25V24H102ZM102 25H101V27H102ZM127 25V26H128ZM135 25V24H134ZM133 25V26H134ZM135 25V26H136ZM169 25V24H168ZM176 25V24H175ZM179 25V24H178ZM177 25V27H179ZM236 25V24H235ZM241 25H243V24H241ZM38 26V25H37ZM36 26V27H37ZM45 26L46 25H44V28L43 29H45ZM49 26H51V25H49ZM62 26H63V24H62ZM70 26V25H69ZM68 26V27H69ZM71 26H73V25H71ZM78 26V25H77ZM88 27L89 26V24L87 23V25H85V27ZM104 26V25H103ZM132 26V27H133ZM146 26V25H145ZM151 26V25H150ZM149 26V27H150ZM170 26V25H169ZM182 26V25H181ZM184 26V25H183ZM197 26V25H196ZM211 26V25H210ZM224 26H226V25H224ZM228 26V25H227ZM240 26V25H239ZM21 27V28H22ZM35 27V28H36ZM52 27H54V26H52ZM76 27V26H75ZM92 27V26H91ZM125 27H126V25H125ZM131 27V28H132ZM138 27V29H139V26H137ZM141 27V26H140ZM157 27V26H156ZM155 27V28H156ZM160 27V26H159ZM207 27V26H206ZM230 27H232V26H230ZM234 27V26H233ZM232 27V28H233ZM244 27H245V25H244ZM253 27V26H252ZM260 27V26H259ZM29 28V27H28ZM41 28V27H40ZM47 28H50V27H47ZM70 29H73L72 27H69ZM82 28V27H81ZM90 28V27H89ZM108 28H110V26L108 27ZM110 28V29H111ZM145 28V27H144ZM164 28H167L166 26H164ZM169 28V27H168ZM188 28V27H187ZM190 28V27H189ZM218 28V27H217ZM225 28V27H224ZM228 28H229V26H228ZM231 28V31L233 32L234 30ZM257 28V27H256ZM262 28H264V26L262 27ZM261 28V29H262ZM29 29H31V28H29ZM54 29V28H53ZM70 29H68V30H70ZM104 29V28H103ZM106 29V28H105ZM105 29H104V31H105ZM136 29V28H135ZM151 29V28H150ZM157 29V28H156ZM162 29V28H161ZM160 29V30H161ZM236 29L238 30V28L236 27ZM243 29V28H242ZM245 29H248V28H245ZM250 29V28H249ZM248 29V30H249ZM32 30H35V29H32ZM84 30V29H83ZM83 30H81L82 31V33H83ZM99 30H100V28H99ZM148 30H149V28H148ZM153 30H154V28H153ZM167 30V29H166ZM181 31V33H182V30L180 29V27H179V29H177V31ZM205 30H206V28H205ZM244 30V29H243ZM243 30H241V28H239V32H241V31H243ZM253 30V29H252ZM251 30V31H252ZM26 31H27V28H26ZM25 31V33H27V34H32V31H31V33H30V30H28L29 31V33L28 32H26ZM45 31V30H44ZM47 31V30H46ZM45 31V32H46ZM50 31H51V28H50ZM57 30H55V32H56ZM66 31V30H65ZM108 31H109V29H108ZM107 30H106V33L108 32ZM141 31V30H140ZM151 31H152V29H151ZM157 31V30H156ZM159 31V30H158ZM169 31V30H168ZM247 31V30H246ZM250 31V30H249ZM35 33L34 34H32V35H34V36H36V31H34ZM67 32V31H66ZM72 32V31H71ZM74 32H75V30H74ZM80 32V31H79ZM88 32V31H87ZM89 32H91V30H89ZM97 32V31H96ZM139 32V33H138ZM229 32V31H228ZM236 32V31H235ZM233 33V35L235 34L236 35V33ZM252 32H257L258 34H259V32H260V29H259V31L257 30V31H255V29H254V31H252ZM251 32V33H252ZM263 32V31H262ZM63 33V32H62ZM78 33V32H77ZM81 33V32H80ZM104 34H106L105 32H103ZM138 33V34H137ZM157 33V32H156ZM161 33V32H160ZM179 34H180V32H178ZM185 29H184V35H185ZM188 33V32H187ZM219 33V32H218ZM224 33V32H223ZM245 33V32H244ZM247 33H250V32H246V36H245V34H244V36H245V38L247 37V35H249V37H250V35H252V36H254L255 35V33L253 34H247ZM27 34H24V37H25V35L27 36ZM39 34V33H38ZM48 34V33H47ZM64 34H66L65 32H64ZM71 34H73V33H71ZM76 34V33H75ZM87 34V33H86ZM85 34V35H86ZM89 34V33H88ZM87 34V35H88ZM91 34V33H90ZM92 34H94L93 33V30H92ZM99 34V33H98ZM133 34V35H132ZM163 34V33H162ZM165 35H166V32L164 33ZM229 34H231V33H229ZM243 34V32H241V34L240 33H238L237 35V37H240L242 40L243 39H245V38H242V37H244V36H239V35H242ZM260 34H262V33H260ZM67 35V34H66ZM66 35H63V37L61 36V34H60V36L63 38L61 41L60 40H58L59 42H54V43H52V44H50V45H48V46H46V45H44V44H42V42L40 43V45H41V50H40V52L38 51V53L36 52V51H34V49L33 50H29L28 52H26L25 51V53H27V56L30 58V54H28V53H31L32 55H31V57L34 55V52H36L35 53V55L32 57V61H36L37 63H40V62H47L48 60H50L52 57H53V54H54V52H57V50H59L60 48L62 49V47H63V45H62V43L64 42V40L66 39ZM79 35V34H78ZM81 35V34H80ZM84 35V34H83ZM94 35H97V33H95ZM100 35V34H99ZM114 35V34H113ZM174 35V34H173ZM182 35V34H181ZM31 36V35H30ZM41 36H43V35H41ZM49 36V35H48ZM52 36H53V34H52ZM75 36V35H74ZM170 36V35H169ZM176 36V35H175ZM179 36V35H178ZM257 36V35H256ZM16 37V36H15ZM54 37H57V36H54ZM65 37V38H64ZM88 37V36H87ZM107 37V36H106ZM109 37V36H108ZM145 37V38H144ZM156 37V36H155ZM165 37H167V36H165ZM185 37V36H184ZM214 37V36H213ZM217 37H218V35H217ZM227 37H229V36H227ZM232 37H235V36H232ZM231 37V39H237V37H235V38H232ZM249 37H247L246 39L247 40H249ZM60 38V37H59ZM58 38V39H59ZM73 38V37H72ZM71 38V40L73 41V39ZM86 38V36L84 37V39ZM89 38V37H88ZM96 38V37H95ZM157 38H159V37H157ZM181 38V37H180ZM191 38V37H190ZM264 38V37H263ZM262 38V39H263ZM30 39H31V37H30ZM75 39V38H74ZM92 39V38H91ZM90 39V40H91ZM111 39V38H110ZM161 39V38H160ZM170 39V38H169ZM194 39H197V38H194ZM212 39V38H211ZM217 39V38H216ZM235 39V40H236ZM246 39H245V41H242V40H240L239 39V41H242V42H246ZM16 40V39H15ZM25 40V39H24ZM27 40H29V39H27ZM83 40V39H82ZM89 40V41H90ZM107 40V39H106ZM131 40V41H130ZM155 40V39H154ZM164 40V39H163ZM172 40V39H171ZM179 40V39H178ZM190 40V39H189ZM201 40V39H200ZM238 40V39H237ZM236 40V41H237ZM251 40V39H250ZM12 41H13V39H12ZM17 41V40H16ZM41 40H38V44H39V42H40ZM76 41H78V40H76ZM75 41V42H76ZM84 41V40H83ZM85 41H86V39H85ZM84 41V42H85ZM99 41V40H98ZM100 41H101V39H100ZM113 41V40H112ZM117 41V42H118ZM128 41L130 42V43H128ZM159 41V40H158ZM224 41V40H223ZM229 41H230V37H229ZM232 41V40H231ZM260 41H262V40H260ZM264 41V40H263ZM8 42V41H7ZM7 42H5L6 44H7ZM74 42V41H73ZM72 42V45L73 44H75V43H73ZM80 42V41H79ZM82 42V41H81ZM81 42H80V44H81ZM93 42H95V40L93 41ZM167 42V41H166ZM165 42V43H166ZM185 42V41H184ZM198 42V41H197ZM238 42V41H237ZM3 43L4 42H2V45H3ZM4 43V44H5ZM10 43V42H9ZM31 43V42H30ZM71 43V42H70ZM77 43V42H76ZM83 43V42H82ZM86 43V42H85ZM104 43V46H105V42H103ZM109 43V42H108ZM112 43V42H111ZM153 43H155V41L153 42ZM160 43V42H159ZM192 43V42H191ZM202 43V42H201ZM215 43V42H214ZM220 43V42H219ZM232 43V42H231ZM240 43V42H239ZM250 43V42H249ZM252 43H256V42H252ZM64 44V43H63ZM167 44H169V46H171L170 45V43H167ZM171 44H173L172 43V41H171ZM195 44H197V43H195ZM218 44V43H217ZM222 43H220V45H221ZM224 44V43H223ZM234 44V43H233ZM242 44H244V43H242ZM246 44V43H245ZM262 44V43H261ZM1 45V44H0ZM76 45V44H75ZM99 45V44H98ZM154 45V44H153ZM165 45V44H164ZM193 45V44H192ZM199 45V44H198ZM197 45V46H198ZM228 45V44H227ZM230 45V44H229ZM241 45V44H240ZM252 45V44H251ZM254 45H256V44H254ZM3 46H6V45H3ZM9 46V45H8ZM20 46V45H19ZM39 46V45H38ZM69 45H67V47H68ZM79 46V45H78ZM82 46L83 45H81V48H82ZM100 46V45H99ZM103 46V47H104ZM111 46H112V44H111ZM116 46V45H115ZM118 46V45H117ZM162 45H160V47H161ZM168 46V45H167ZM174 46V45H173ZM175 46H177V45H175ZM247 46V45H246ZM263 46V45H262ZM261 46V47H262ZM10 47V46H9ZM11 47H13V46H11ZM17 47V46H16ZM157 47V46H156ZM172 47V46H171ZM199 47V46H198ZM224 47V46H223ZM264 47V46H263ZM0 48H1V46H0ZM65 48V47H64ZM81 48H80V50H81ZM102 48V47H101ZM134 48H136V47H134ZM154 48V47H153ZM167 48V47H166ZM166 48L164 49V47H163V49H161L160 51H162V50H164V51H166ZM170 48V47H169ZM177 48V47H176ZM195 48V47H194ZM3 49V48H2ZM5 49V48H4ZM3 49V50H4ZM7 49V48H6ZM25 49H27V48H25ZM30 49V48H29ZM84 49V48H83ZM113 49V48H112ZM115 49H116V47H115ZM157 49H160V48H156V50ZM171 49H173V48H171ZM198 49V48H197ZM200 49V48H199ZM248 49H249V46H248ZM2 50V51H3ZM10 50V49H9ZM14 50V49H13ZM17 50H18V48H17ZM37 50V49H36ZM107 50V49H106ZM109 50H111V49H109ZM133 50V49H132ZM155 50V51H156ZM175 50V49H174ZM176 50H179V49H176ZM203 50H204V48H203ZM233 50H235V49H233ZM240 49H238V51H239ZM247 50V49H246ZM258 50V49H257ZM31 51V52H30ZM64 52H63V54L61 55V56H59V58H56L57 59V61L59 60V59H61L60 61H62V62H65L66 60H69V59H71V56L74 58V54L75 53H79V52H77L78 50H76L75 49V47H70V48H67L66 50H63ZM83 51V50H82ZM85 51V50H84ZM94 51V50H93ZM101 51V50H100ZM119 51H121V50H119ZM123 51V50H122ZM142 51V52H143ZM164 51H162L163 53L161 54V52H160V54H161V57H163V56H165V57H163V59L161 58V62L162 63H160L159 62V64L161 65V68H159V70H160V72H161V70L162 71H164V73L163 74H165L166 75V73L167 72H171V74H169L168 76H164L163 77V75H161L162 73H160V75H161V77H163V78H160L159 76V78L160 79H162V82L164 83V85L166 84V86H168L169 87V85L170 84H179L178 86H176V85H171V88L169 89L168 87H166V89L168 88L171 92L169 93L168 91V93H169V96H171L172 94L171 93H173V95L176 93V96H175V98L173 99L172 98V100L171 101H169V100H166L167 98V96L165 97L166 99H163V100H166V101H168L169 103H171V102H173L172 103V107H173V110H174V108H175V112L177 113V115H176V117H177V119H175V121L177 120H179L180 122V125H179V123L177 124V125H179V126H183L182 128H180V130L181 131H179V133L181 132V134H183L184 135V137L185 138H183V139H181V140H178V139H176V138H174V136L172 137V135L171 136H169V134H168V136L167 135H165V133H163V130H162V134H164V135H155V134H153V133H151V134H148V135H150L151 137H149L147 134L146 135H143L142 136V138L145 136V138L146 137H149L148 139H150L151 138V140L149 141V143H151V144H155L156 145V147H155V149L159 146V145H161V147L160 148H162V151L160 150H158L159 152H163L162 154H160V156L159 155H157L156 154V152H155V150L153 149V148H150V146L152 147V145H150L149 144V146H146V145H148V141H146V143H145V140H144V143H142V145L140 146V148H139V152L140 153H138V151H137V154H139L138 156L136 155V150H137V148L138 147H136L137 145H136V141H137V139H136V141L135 142H132V141H134L133 139L132 140H130L129 142H127V144H128V149H129V151H126V154L127 155H125L124 154V156L123 155H115L116 154V152H115V148H113V146H112V148L114 149V150H112V148H111V144L109 145L110 146V148H109V150H110V153L113 151L114 153V156H116V158H117V156H118V158H117V160H118V162L120 163L119 165H121L120 167L123 169V171L125 170V171H130V172H132L131 174L130 173H128V174H130L131 176H134V174H133V172L135 173V172H137V177L139 176L140 177V179H141V181L142 182H146V184H148L147 183V180H149V179H151L152 180V176L153 175H158V174H161V171H159L160 169H158V170H156L158 167H163V165H164V168H165V170L166 169H168L169 168V170H171V171H174V173L176 172L177 174L176 175H178V174H181L182 175V177H183V179H185L184 181V183H187L188 185L186 186V187H191V189H193L194 190V192L195 193H193V196H191V197H189V196H187L188 194H191V191H190V193H189V191H187L188 193H185L186 194V196H187V198L185 197V194L183 195V193L181 192L180 193V195L182 196H184V198H179V199H177L178 201H179V203L176 205V206H174L173 208H172V204L169 206V208L171 207V210L170 209H167L166 207H164L165 206V204L167 205V203H165L166 201H169V202H171L169 199H167L165 202H163L162 200H161V198L163 197V196H165V195H163L162 196V194H161V198H159L160 197V195H158V193H155V195H153V196H151L150 194V192H149V195H148V193H147V191H149V187L148 188H146L145 186L143 187V185L141 184V186H140V183H141V181L139 180V184H138V182H136V183H133V184H135V185H133V184H131L133 181H135V179L133 178V177H131V178H133L134 180L129 184V182H124V183H122L123 182V180H122V182L120 181V179L118 180V181H120V183L118 182V181H116V182H118L119 184H117L118 185V188L117 187H115V188H117V191H116V189H114V191H116L118 194V196L120 195V193H122L123 192V194L125 195V197H123L122 198V194L120 195V197L123 199L122 201H120V199L121 198H118V196L117 195H114L115 193H113V194H110V195H112V197H113V195H114V199H115V203H113V204H115V205H118V206H116V207H118L119 208V206L121 207L122 205H125V204H127V202L126 201H129V205L128 206H130L129 208L131 209V205L133 206V204L137 207V205H141L139 202V200H145V196H144V198H142V196L141 197H139V195H146L148 198H146V200L148 199L149 201H150V203L151 204H154V205H151L152 207L154 206V207H158V206H162V204L164 205L163 207H161V208H159V210H158V213L159 214H157V213H155L154 211H151L150 210V212L152 213V212H154V213H150L149 211H148V215H149V217H150V214H151V217H152V215H153V217H152V219H151V217H150V219L152 220L151 222H144L143 220L142 221H140L139 219H142V218H140V216H141V214H140V216H139V218L138 219H134L135 218V215H137V214H139V213H136V211L133 213V214H135L134 215V218H133V214H132V217H131V215H129L130 214V212H128V215L127 216H129V217H127L126 215V218L125 219H127V218H132V220L131 221H129V219L128 220H125V219H123L124 217H122L123 215H124V212H125V209L124 210H122L123 211V213H121V217H122V219H123V221H120V222H123L122 223V226L124 227V230H125V232H126V229L128 230V233H127V239L128 238H130V240L128 239L127 241H130V243L132 242V244H130L129 242H127L126 240V243L127 244H129V246H127V244H125L126 246V248H124L123 249V246L121 247L120 245H122L121 243H119L120 245V248H122V249H117L116 251H118V254H120L121 256H122V254H124V256H125V253H126V255H128V254H133L134 255V252H136V251H138V249L139 250H141L142 249V251L143 252H141L140 251V253H144L145 252V249L143 250V248H149V249H154L155 248V250L158 252V250L160 249L161 251L162 250H165V251H163V252H167L168 251V253H167V255L168 256H170V254H171V251L169 252V250H173V252H176L177 251V253L179 254V253H185L184 255H186V256H184V257H187V258H185L186 260L184 261L183 260V262H182V259H180L181 261H179V260H177V259H179V258H176V261H178L179 263H177L176 261H175V259L173 260L174 261V264H264V162H262L261 160L264 158V155L262 156V154H264V148H261V149H263V150H261L260 149V147L261 146H263L264 147V144L263 145H261L260 146V144L258 145V147H257V142H255L256 144L254 145V143H253V141H252V138H253V140H255V138H256V140L258 139V141H262L263 143H264V123H263V125L262 124H259V125H262V127L261 126H258V125H256V124H258V123H255L254 125H252L251 126V129L249 128V130L247 129V127H249V126H247V125H243L242 123L244 122H235L236 124H233V121L232 120H230L229 118H226V119H228V120H230V121H226L225 120V116H224V120H222V118L220 119L219 118V116H218V114L220 113L219 111H221V110H223V108H224V105L225 106H228L229 108H232V110L231 111H233L235 114H242V113H250V111H251V109H249V106L248 105H245V103H244V105H241V104H239L235 99H237L238 98V96H240V94L238 93L237 94V92H236V90L237 89H235L234 90V92L232 91V89H226V88H224L223 87V85H222V83L220 84V85H218V84H216V85H218L217 87H218V89L220 90V92H221V94H222V97H219L218 99H213L212 101H210L211 102V104H205V105H201V103L199 104V102H198V100L197 101H195V99H197L199 96L198 95H196V97L197 98H193V97H195L194 96V94L192 95L191 93H189L187 90H189V89H191L194 85L193 84H191V82H190V84L192 85V87H190L189 85V87L190 88H185L184 86H183V83H187L188 84V74H189V72H188V70L186 69L187 68V59H185V57H184V55H183V57H184V59L186 60V66H185V64H184V62H183V65H181L182 64V61L181 60H179L180 61V63H177V62H175L174 60L175 59H170V58H168L167 56L168 55H171V54H168L167 55V53H170V52H164ZM183 51H184V49H183ZM197 51V50H196ZM200 51V50H199ZM206 51V50H205ZM209 51H211V50H209ZM208 51V52H209ZM260 51V50H259ZM6 52H8V51H6ZM13 52V51H12ZM17 52V51H16ZM24 52V51H23ZM60 52V51H59ZM89 52V51H88ZM90 52H92V51H90ZM98 52H99V50H98ZM139 52H141L140 51V49H139ZM146 51H144V53H145ZM159 52V51H158ZM158 52H156V54L158 53ZM173 52H176V51H173ZM191 52V51H190ZM190 52H189V55H190ZM201 52V51H200ZM204 52V51H203ZM247 52V51H246ZM0 53H1V51H0ZM9 53V52H8ZM109 53V52H108ZM112 53H113V51H112ZM144 53H142V54H144ZM178 53V52H177ZM193 53V52H192ZM198 53V52H197ZM211 53H212V51H211ZM4 54H5V52H4ZM10 54H11V52H10ZM24 54V53H23ZM55 54H57V53H55ZM54 54V55H55ZM81 54V53H80ZM79 54V55H80ZM93 54V53H92ZM100 54V53H99ZM103 54V53H102ZM110 54H111V52H110ZM109 54V55H110ZM120 54V53H119ZM141 54V53H140ZM139 54V55H140ZM146 54V53H145ZM185 54H187V53H185ZM195 54V53H194ZM243 54V53H242ZM250 54V53H249ZM261 54V53H260ZM25 55V57H26V54H24ZM78 55V56H79ZM94 55V54H93ZM104 55V54H103ZM113 55H114V53H113ZM139 55H137V57L139 56ZM188 55V56H189ZM209 55V54H208ZM208 55H207V57H208ZM244 55H246V54H244ZM243 55V56H244ZM248 55V54H247ZM251 55V54H250ZM250 55H248V56H250ZM20 55H18V57H19ZM22 56V55H21ZM105 56V55H104ZM119 56V55H118ZM121 56V59H122V55H120ZM127 56V55H126ZM148 56V55H147ZM186 56V55H185ZM203 56V55H202ZM206 56V55H205ZM212 56V55H211ZM242 56V55H241ZM240 56V57H241ZM3 57H5V56H3ZM23 57V56H22ZM21 57V58H22ZM24 57V59H26ZM87 57V56H86ZM92 57V56H91ZM107 57V56H106ZM111 57V56H110ZM109 57V58H110ZM141 57H143V56H140V58ZM145 57H146V55H145ZM144 57V58H145ZM179 57H181V56H179ZM191 57H192V54H191ZM193 57H195V56H193ZM196 57H198V56H196ZM195 57V58H196ZM246 57V56H245ZM256 57H257V55H256ZM256 57H254L255 59H256ZM259 57H260V55H259ZM258 57V59L260 60V58ZM1 58V57H0ZM28 58V59H29ZM102 58H104V57H102ZM117 58H119V57H117ZM116 58V59H117ZM127 58V57H126ZM139 58V57H138ZM219 58V57H218ZM251 59H254L253 58V56L251 55V57H250ZM23 59V58H22ZM31 59V58H30ZM75 59V58H74ZM86 59V58H85ZM91 59V58H90ZM94 59H96V57L94 58ZM115 59V60H116ZM143 59V58H142ZM181 59V58H180ZM194 59V58H193ZM198 59V58H197ZM196 59V60H197ZM200 59V58H199ZM215 59V58H214ZM220 59V58H219ZM242 59V58H241ZM246 59V58H245ZM3 60V59H2ZM4 60H6V59H4ZM73 60V59H72ZM76 60V59H75ZM127 60V59H126ZM154 60H156V59H154ZM160 60V59H159ZM178 60V59H177ZM176 60V61H177ZM183 60V59H182ZM205 61H206V59H204ZM211 60V59H210ZM249 61H251L250 59H248ZM258 60V61H259ZM263 60V59H262ZM31 61V60H30ZM31 61V62H32ZM54 61H55V59H54ZM71 61V60H70ZM120 61V60H119ZM118 61V62H119ZM191 61V60H190ZM194 61V60H193ZM212 61V60H211ZM220 61V60H219ZM253 61H255V60H253ZM1 62V61H0ZM56 62V61H55ZM67 62V61H66ZM66 62H65V64H66ZM84 62V61H83ZM82 62V63H83ZM86 62V61H85ZM97 62V61H96ZM110 62V61H109ZM113 62V61H112ZM121 62V61H120ZM119 62V63H120ZM129 62H131V60L129 61ZM158 62V61H157ZM198 62V61H197ZM197 62H195V63H197ZM210 62V61H209ZM216 62V61H215ZM243 62V61H242ZM245 62V61H244ZM244 62H243V64H244ZM246 62H248V61H246ZM245 62V64L247 65L248 63H246ZM260 62V61H259ZM259 62H256V63H259ZM262 62V61H261ZM6 63V62H5ZM5 63H4V65H5ZM26 63H28V62H26ZM49 63V62H48ZM50 63H52V62H50ZM58 63V62H57ZM57 63H54V64H57ZM93 63V62H92ZM98 63V62H97ZM101 63V62H100ZM104 63V62H103ZM108 63V62H107ZM111 63V62H110ZM117 63V62H116ZM126 63V62H125ZM132 63L134 64V62L132 61ZM140 63H143L142 61L140 62ZM146 63V62H145ZM144 63V64H145ZM190 63V62H189ZM199 63V62H198ZM207 63V62H206ZM206 63H205V65H206ZM241 63V62H240ZM263 63H264V61L262 62V65H263ZM2 64H3V62H2ZM2 64L0 65V67L2 66ZM9 64H11L10 62H9ZM23 64V63H22ZM33 64V63H32ZM65 64H63V66L65 65ZM131 66H133L131 63H129ZM139 64V63H138ZM191 64V63H190ZM193 64H194V62H193ZM201 64V63H200ZM204 64V63H203ZM207 64H209V63H207ZM214 64V63H213ZM251 64H255V62H251L250 64H248L249 66L251 65ZM13 65H15V63H13L12 64V66ZM37 65V64H36ZM47 65V64H46ZM45 65V66H46ZM50 65V64H49ZM48 65V66H49ZM53 65V64H52ZM78 65V64H77ZM76 65V66H77ZM104 65L106 66V62L104 63ZM116 65V64H115ZM142 65V64H141ZM247 65V66H248ZM257 65V64H256ZM8 66V65H7ZM10 66V65H9ZM33 66H35V65H33ZM87 66V65H86ZM91 66V65H90ZM100 66V65H99ZM108 66V65H107ZM113 66V65H112ZM121 66V65H120ZM124 66V65H123ZM147 66V65H146ZM152 66V64L150 65V67ZM191 66V65H190ZM202 66V65H201ZM220 66V65H219ZM240 66V65H239ZM252 66V65H251ZM251 66H250V68H251ZM255 66V65H254ZM4 67H6V65L4 66ZM15 67V66H14ZM58 67H60V66H58ZM69 67H70V65H69ZM81 67V66H80ZM95 67H97V66H95ZM94 67V68H95ZM101 67V66H100ZM149 66H147V68H148ZM150 67L148 68V70L150 69ZM153 67V66H152ZM158 67H160L158 64L156 65V71L158 70ZM216 67V66H215ZM244 66H242L241 68H243ZM7 68V67H6ZM12 68V67H11ZM17 68V67H16ZM45 68V67H44ZM50 68V67H49ZM77 68V67H76ZM85 68V67H84ZM83 68V69H84ZM98 68V67H97ZM105 68V67H104ZM129 68V67H128ZM132 68V67H131ZM146 68V67H145ZM146 68V69H147ZM246 68V67H245ZM252 68H253V66H252ZM2 69V68H1ZM19 69V68H18ZM43 69V68H42ZM47 69V68H46ZM45 69V70H46ZM52 69V68H51ZM54 70H56L55 68H53ZM71 69V68H70ZM89 69V68H88ZM91 69H92V67H91ZM108 69H110V68H108ZM120 69V68H119ZM140 69V68H139ZM256 69V68H255ZM255 69H254V71H255ZM48 70V69H47ZM59 70V69H58ZM57 70V71H58ZM61 70V69H60ZM59 70V71H60ZM63 70V69H62ZM100 70L102 71V68H100ZM117 70V69H116ZM137 70V69H136ZM158 70V71H159ZM221 70H223V69H221ZM243 70H244V68H243ZM0 71H2V70H0ZM91 71H93V70H91ZM95 71V70H94ZM93 71V72H94ZM97 71V70H96ZM110 71V70H109ZM112 71V70H111ZM134 71V70H133ZM133 71H132V74H134L133 73ZM142 71V70H141ZM143 71L144 72H146L145 70H144V68H143ZM142 71V72H143ZM202 71H204V70H202ZM217 71V70H216ZM215 71V72H216ZM224 71V70H223ZM36 72V71H35ZM38 72V71H37ZM51 72V71H50ZM64 72H65V70H64ZM90 72V71H89ZM135 72V71H134ZM191 72V71H190ZM207 72V71H206ZM218 72V71H217ZM246 72V71H245ZM256 72V71H255ZM255 72H254V76H255ZM41 73V72H40ZM60 73V72H59ZM66 73V72H65ZM70 73V72H69ZM68 73V74H69ZM79 73V72H78ZM78 73H76V74H78ZM101 73V72H100ZM99 73V74H100ZM135 73H137V72H135ZM152 73V72H151ZM155 72H154V70H153V73L152 74H154ZM173 73V74H172ZM208 73V72H207ZM222 73V72H221ZM250 73H251V71H250ZM7 74V73H6ZM43 74H44V72H43ZM46 74V73H45ZM47 74H48V72H47ZM53 74V73H52ZM57 74V73H56ZM61 74V73H60ZM67 74V75H68ZM81 74V73H80ZM85 74V73H84ZM91 74V73H90ZM106 74V73H105ZM118 74V73H117ZM117 74H115V75H117ZM123 74V73H122ZM218 74V73H217ZM261 74V73H260ZM263 74V73H262ZM42 75V74H41ZM48 75H50V74H48ZM55 75V74H54ZM70 75V74H69ZM72 75H73V73H72ZM104 75V74H103ZM111 75V74H110ZM119 75V74H118ZM129 75V74H128ZM131 75V74H130ZM142 75V74H141ZM143 75H145V74H143ZM148 75H149V73H148ZM156 75H159L158 73L156 74ZM156 75H151L152 77L153 76H155V78H156ZM174 75V77H172V76ZM190 76L192 75V74H189ZM257 75H259V74H257ZM256 75V76H257ZM264 75V74H263ZM8 76V75H7ZM24 76V75H23ZM47 76V75H46ZM71 76V75H70ZM70 76H68V77H70ZM100 76H102V75H100ZM99 76V77H100ZM112 76H114V75H112ZM138 76V75H137ZM196 76V80L198 81V78L200 79L201 77H198L197 78V75H195ZM221 76H223V75H221ZM261 76V75H260ZM57 77H58V75H57ZM62 77V76H61ZM78 77V76H77ZM85 77V76H84ZM88 77H89V75H88ZM91 77V76H90ZM95 77H96V75H95ZM102 77H104V76H102ZM117 77V76H116ZM121 77V76H120ZM119 77V78H120ZM146 77V76H145ZM148 77V76H147ZM146 77V78H147ZM193 78H195L194 76H192ZM191 77V79L193 80V78ZM207 77V76H206ZM214 77V76H213ZM262 77V76H261ZM1 78V77H0ZM52 78V77H51ZM54 78H56V76L54 77ZM63 78V77H62ZM87 78V77H86ZM129 78V77H128ZM131 78V77H130ZM143 78V77H142ZM155 78H153V79H155ZM208 78H210V76H208ZM223 78H225V77H223ZM246 78V77H245ZM251 78H253V77H251ZM257 78H260V77H257ZM256 78V79H257ZM38 79V78H37ZM65 79H67V77L65 78ZM65 79H64V81H65ZM71 79H73V78H71ZM79 79V78H78ZM82 79V78H81ZM89 79V78H88ZM92 79H93V77H92ZM98 79V78H97ZM102 79V78H101ZM109 79V78H108ZM112 79V78H111ZM145 79V78H144ZM149 79V78H148ZM214 79H216V78H214ZM227 79V78H226ZM262 79V78H261ZM261 79H257V80H261ZM264 79V78H263ZM262 79V80H263ZM5 80V79H4ZM52 80V79H51ZM54 81H56L55 79H53ZM62 80V79H61ZM70 80V79H69ZM80 80V79H79ZM83 80V79H82ZM105 81H107L106 79H104ZM119 80V79H118ZM138 80V79H137ZM140 80H141V78H140ZM146 80V79H145ZM152 80V79H151ZM158 80V79H157ZM190 80V79H189ZM202 80V79H201ZM200 80V81H201ZM204 80V79H203ZM210 80V79H209ZM249 80V79H248ZM32 81V80H31ZM75 81V80H74ZM99 81V80H98ZM103 81V80H102ZM120 81V80H119ZM118 81V82H119ZM125 81V80H124ZM128 81V80H127ZM131 81V80H130ZM142 81H144V80H142ZM154 81V80H153ZM156 81V80H155ZM199 81V82H200ZM228 81V80H227ZM38 82V81H37ZM36 82V83H37ZM43 82V81H42ZM65 82H67V80L65 81ZM76 82V81H75ZM96 82H97V80H96ZM116 82V81H115ZM195 82V81H194ZM194 82H192V83H194ZM203 82V81H202ZM205 82V81H204ZM203 82V83H204ZM222 82H224V81H222ZM256 82V81H255ZM259 82V81H258ZM6 83V82H5ZM46 83V82H45ZM51 83V82H50ZM59 83V82H58ZM69 83V82H68ZM92 83V82H91ZM101 83V82H100ZM114 83V82H113ZM121 83V82H120ZM131 83V82H130ZM147 83V82H146ZM180 83H182L181 85H180ZM201 83V82H200ZM200 83H198V84H200ZM202 83V84H203ZM206 83V82H205ZM204 83V84H205ZM253 83V82H252ZM261 83H263V82H261ZM29 84V83H28ZM33 84V83H32ZM44 84V83H43ZM94 85H95V83H93ZM106 84V83H105ZM137 84V83H136ZM156 84H158V83H156ZM201 84V86L203 87L204 85H202ZM259 84V83H258ZM31 85V84H30ZM33 85H35V84H33ZM61 85H62V83H61ZM64 85V84H63ZM62 85V86H63ZM101 85V84H100ZM115 85V84H114ZM124 85H125V83H124ZM129 85V84H128ZM143 85V84H142ZM163 85V86H164ZM197 85V84H196ZM246 85H247V83H246ZM256 85V84H255ZM54 86V85H53ZM52 86V87H53ZM68 86V85H67ZM74 86V85H73ZM76 86H77V84H76ZM79 86V85H78ZM93 86V85H92ZM104 86V85H103ZM117 86H119V85H117ZM123 86V85H122ZM158 86H159V84H158ZM161 86V85H160ZM210 86V85H209ZM245 86V85H244ZM261 86H264V84H261ZM30 87V86H29ZM38 87V86H37ZM40 87H43V86H40ZM56 87L58 88V84L56 85ZM75 87V86H74ZM73 87V88H74ZM94 87V86H93ZM124 87V86H123ZM130 87V86H129ZM129 87L128 88H125L124 87V89H122V88H120V90L122 89V90H124L125 91V89H128L129 90ZM132 87V86H131ZM130 87V88H131ZM140 87V86H139ZM173 87V88H172ZM205 87H206V85H205ZM246 87V86H245ZM247 87H248V85H247ZM260 87V86H259ZM24 88H25V86H24ZM39 88V87H38ZM44 88V87H43ZM56 88V89H57ZM71 88V87H70ZM83 88V87H82ZM86 88V87H85ZM100 88V87H99ZM114 88V87H113ZM158 88V87H157ZM161 88H163L162 86L160 87V89ZM198 88L200 89L201 87H200V85H199V87L197 86L196 87V89H195V87H194V89L192 88V92H196L197 90H198ZM204 88V87H203ZM200 89V90H198V92L200 91V93H202V94H207V93H203V91H207V90H204V89ZM212 88V87H211ZM210 88V89H211ZM235 88V87H234ZM256 88H258V85L256 86ZM261 88V90H262V87H260ZM260 88H258V89H260ZM27 89V88H26ZM31 89V88H30ZM41 89V88H40ZM45 89V88H44ZM53 89V88H52ZM68 89V88H67ZM66 89V90H67ZM89 89V88H88ZM95 89H97V88H95ZM105 89V88H104ZM108 89V88H107ZM136 89H138V86L136 87ZM136 89H134L135 91H136ZM159 89V88H158ZM167 89V90H168ZM187 89V90H186ZM214 89V88H213ZM245 89V88H244ZM248 89H250L249 87L247 88V90L245 89V91H248V92H252V93H248L247 92V94H246V98H249V97H247V96H250L251 98L252 97H257L256 98V100H261V95L259 96V93H257V92H259V91H256V94L253 92V91H249ZM24 90V89H23ZM35 90H39V89H35ZM41 90H43V89H41ZM63 90V89H62ZM87 90V89H86ZM98 90V89H97ZM117 90H118V88H117ZM194 90V91H193ZM201 90H202V92H201ZM240 90V89H239ZM239 90H238V92H239ZM15 91H17V90H15ZM14 90L12 91V93L13 92H15ZM21 91V90H20ZM20 91H18L17 93L18 94H20V93H22V92H20ZM44 91V90H43ZM96 91V90H95ZM105 91V90H104ZM107 91H109V90H107ZM111 91V90H110ZM115 91V90H114ZM123 91V92H124ZM131 91V90H130ZM129 91V92H130ZM211 91V90H210ZM215 92H216V90H214ZM242 91H244L243 89H242ZM20 92V93H19ZM27 92V91H26ZM25 92V93H26ZM48 92V91H47ZM53 92V91H52ZM94 92V91H93ZM118 92V94H120L119 96V98H121V97H123V95H122V91L119 93V91H116V93ZM127 93H129L128 91H126ZM155 92H157V91H155ZM164 92H165V90H164ZM236 92V93H235ZM262 92H264V91H262ZM9 93H10V91H9ZM11 93V94H12ZM16 93V94H17ZM28 93V92H27ZM38 93V92H37ZM64 93H67V92H64ZM78 93V92H77ZM82 93V92H81ZM80 93V95H82ZM131 93H132V91H131ZM135 93V92H134ZM138 93H140V92H138ZM159 93V92H158ZM200 93H198L199 95H201ZM211 93V92H210ZM210 93H208V94H210ZM8 94V93H7ZM16 94H15V96H16ZM32 94V93H31ZM49 94H51V93H49ZM69 94V93H68ZM67 94V95H68ZM108 94V93H107ZM111 95H113L112 93H110ZM109 94V95H110ZM145 94V93H144ZM151 94V93H150ZM165 93H163V95H164ZM207 94V95H208ZM221 94L220 95H217V96H221ZM242 94H243V92H242ZM245 94H243V95H245ZM258 94V95H257ZM3 95V94H2ZM52 95V94H51ZM66 95V94H65ZM66 95V96H67ZM104 95V94H103ZM116 94H114L113 96L115 97V98H117V100L119 101V100H121V99H118V96L116 97L115 96ZM125 93H124V97H125ZM128 95V94H127ZM126 95V96H127ZM130 95V94H129ZM162 95V94H161ZM172 95V96H173ZM205 95H204V97H205ZM206 95V96H207ZM6 96V95H5ZM4 96V97H5ZM8 97H9V95H7ZM12 96H13V94H12ZM49 96V95H48ZM74 96H76V95H74ZM108 96V95H107ZM139 96V95H138ZM152 96V95H151ZM169 96H168V98H169ZM193 96V97H192ZM212 96H213V94H212ZM260 98H259V97ZM31 97V96H30ZM40 97V96H39ZM38 97V98H39ZM63 98H65L64 96H62ZM82 97V96H81ZM80 97V98H81ZM103 97V96H102ZM105 97V96H104ZM110 97V96H109ZM114 97H111L112 99L114 98ZM130 97V96H129ZM128 97V98H129ZM150 97V96H149ZM162 97V96H161ZM2 98H3V96H2ZM1 98V99H2ZM46 98V97H45ZM84 98V97H83ZM110 98V99H111ZM127 98V99H128ZM143 98V97H142ZM148 98V97H147ZM150 98H152V97H150ZM163 98V97H162ZM200 98V97H199ZM220 98H222V99H220ZM239 98H241V97H239ZM53 99V98H52ZM59 99H61V98H59ZM104 99V98H103ZM102 99V100H103ZM110 99H109V102H110ZM127 99H125V101L124 102H127ZM132 99H133V97H132ZM149 99V98H148ZM205 99V98H204ZM222 100V102L224 103H222L220 100ZM255 98H253L252 100H254ZM31 100V99H30ZM39 100V99H38ZM65 100H68L67 98L65 99ZM78 100H79V98H78ZM95 100V99H94ZM94 100H92V101H94ZM105 100H107V99H105ZM114 100V99H113ZM113 100H111V101H113ZM117 100H114V102L115 101H117ZM123 100L124 99H122V103H124L123 102ZM130 100H131V98H130ZM134 100V99H133ZM143 100V99H142ZM144 100H146L145 99V97H144ZM154 100H155V98H154ZM158 100V99H157ZM156 100V102H158ZM203 100V99H202ZM207 100V99H206ZM58 101V100H57ZM57 101H55V102H57ZM77 101V100H76ZM79 101H81V100H79ZM87 101H88V99H87ZM128 101H129V99H128ZM140 101V100H139ZM138 101V102H139ZM251 101V100H250ZM74 102V101H73ZM72 102V103H73ZM109 102H108V104H109ZM113 102V103H114ZM142 102H144V101H142ZM150 102V101H149ZM160 102H163V101H160ZM202 102V101H201ZM222 104H221V103ZM253 102V101H252ZM261 102V101H260ZM262 102H263V104H264V100H262ZM24 103V102H23ZM47 103V102H46ZM67 103V102H66ZM71 103V102H70ZM112 102H110V104H111ZM117 103V102H116ZM115 103V104H116ZM121 103V102H120ZM132 103H134V102H132ZM152 103V102H151ZM203 103V102H202ZM259 103V102H258ZM257 103V104H258ZM52 104V103H51ZM59 104H60V102H59ZM68 104V103H67ZM84 104H86V103H84ZM102 104H103V102H102ZM127 104V103H126ZM125 104V105H126ZM135 104V103H134ZM159 104V103H158ZM161 104H163V103H161ZM226 104H228V105H226ZM263 104H261L260 103V105H263ZM19 105V104H18ZM50 105V104H49ZM57 105V104H56ZM61 105V104H60ZM69 105V104H68ZM73 105H74V103H73ZM83 105V104H82ZM149 105V104H148ZM148 105H147V107H148ZM154 105H155V103H154ZM153 105V106H154ZM171 105V104H170ZM169 105V106H170ZM222 105H223V107H222ZM259 105V106H260ZM52 106H53V104H52ZM65 106V105H64ZM72 106V105H71ZM70 106V107H71ZM91 106V105H90ZM89 105H88V107H90ZM124 106V105H123ZM139 106V105H138ZM137 106V107H138ZM152 106V105H151ZM150 106V107H151ZM159 106V105H158ZM167 106V105H166ZM48 107V106H47ZM46 107V108H47ZM50 107H51V105H50ZM55 107V106H54ZM53 107V108H54ZM61 107H62V105H61ZM60 107V108H61ZM66 107V106H65ZM73 107V106H72ZM71 107V108H72ZM81 107H83V106H81ZM92 107V106H91ZM96 107V106H95ZM94 107V108H95ZM127 107L129 108V109H132V110H130V111H132V113H135L136 114V110H140L139 108H140V106H139V108L137 109V107H135V106H132V104H131V102H128V104H127ZM142 107V106H141ZM155 107V106H154ZM222 107V108H221ZM224 108L225 110L227 109H229V108ZM253 107V106H252ZM261 107H264V106H261ZM260 107V108H261ZM23 108H25V107H23ZM49 108V107H48ZM63 108V107H62ZM100 108V107H99ZM111 108V107H110ZM119 108V107H118ZM122 108V107H121ZM124 108H125V106H124ZM145 108V107H144ZM152 108V107H151ZM254 108L256 109V108H258L257 107V105H256V107H253V110H254ZM11 109V108H10ZM36 109V108H35ZM45 109V108H44ZM64 109V108H63ZM89 109V108H88ZM92 109V108H91ZM115 109V108H114ZM129 109H128V111H129ZM136 109V110H135ZM159 109H161V110H157V111H162L161 113H162V115H163V107L162 108H159ZM163 109V110H162ZM169 109V108H168ZM264 109V108H263ZM38 110V109H37ZM62 110V109H61ZM99 110V109H98ZM127 110V109H126ZM144 111H142V109L140 110V112L142 111L144 114H142L143 115V117L145 118V119H149V121L151 120H154V122H155V114H157V113H155L154 115H152V113L150 112V113H147V111H149V110H147V108H146V111H145V109H143ZM152 110V109H151ZM170 110V109H169ZM227 110H226V112H227ZM230 110H228V112L230 111ZM261 110V112H263L262 111V108L260 109ZM32 111V110H31ZM50 111V110H49ZM82 111H83V109H82ZM165 111V110H164ZM168 111V110H167ZM231 111L229 112V113H231ZM258 112H259V110H257ZM33 112L34 111H32V114H33ZM42 112H46V111H42ZM51 112V111H50ZM84 112H86V110L84 111ZM127 112V111H126ZM138 113H139V111H137ZM141 112V113H142ZM152 112H153V110H152ZM219 112V113H218ZM227 112V113H228ZM232 112V113H233ZM48 113V112H47ZM58 112H56V114H57ZM65 113V112H64ZM67 113V112H66ZM71 113H72V110H71ZM105 112H103V114H104ZM106 113H109V112H106ZM18 114V113H17ZM36 114H37V111H36ZM35 113H34V115H36ZM62 114V113H61ZM69 114V113H68ZM97 114V113H96ZM100 114V113H99ZM115 114V113H114ZM159 114V113H158ZM170 115H171V113H169ZM259 114V113H258ZM257 114V115H258ZM264 113H262V114H260V115H263ZM31 115V114H30ZM33 115V116H34ZM45 115V114H44ZM47 115V114H46ZM45 115V116H46ZM51 115V114H50ZM67 115V114H66ZM65 115V116H66ZM76 115V114H75ZM90 115V114H89ZM106 115V116H105ZM115 115H117V114H115ZM132 115V114H131ZM160 115V114H159ZM222 115V114H221ZM22 116H23V114H22ZM48 117H49V115H47ZM53 116H54V113H53ZM62 116V115H61ZM79 116H81V114L79 115ZM84 116H86L85 114H84ZM88 116V115H87ZM94 116V115H93ZM93 116H92V118H93ZM164 116V115H163ZM165 116H167L166 115V113H165ZM174 115H172V116H170V117H173ZM242 116V115H241ZM253 116V115H252ZM31 117V116H30ZM42 117H44V116H42ZM76 117V116H75ZM82 117V116H81ZM129 117H130V115H129ZM132 117V116H131ZM134 117V116H133ZM142 117V118H143ZM161 117V116H160ZM254 117V116H253ZM252 117V118H253ZM263 117H264V115H263ZM26 118V117H25ZM32 118V117H31ZM36 118V117H35ZM37 118H39V116L37 117ZM54 118V117H53ZM67 118V117H66ZM141 118V117H140ZM141 118V119H142ZM155 118V119H154ZM168 118H169V115H168ZM257 118L258 117H256V118H254V121H256L257 120ZM259 118H262V117H260L259 116ZM29 119V118H28ZM65 119V118H64ZM71 119V118H70ZM89 119V118H88ZM102 119V118H101ZM121 119V118H120ZM123 119V118H122ZM144 119V120H145ZM264 119V118H263ZM17 120V119H16ZM51 120V119H50ZM55 120V119H54ZM91 120V119H90ZM102 120H104L105 122L106 121H108V123H109V121H114V122H118L117 120H115V117H114V115H113V113L112 112H110L109 114H104V117H103V119ZM124 120V119H123ZM143 119H142V121H144ZM262 120V119H261ZM20 121V120H19ZM82 121H83V119H82ZM127 121H129V120H127ZM137 121H138V119H137ZM149 121H147V122H149ZM169 121V120H168ZM232 121V122H231ZM235 121H237V120H235ZM101 122H103V121H101ZM111 122V123H112ZM131 122V121H130ZM133 122V121H132ZM135 122V121H134ZM146 122V123H147ZM157 122V121H156ZM155 122V123H156ZM174 122V121H173ZM182 122V123H181ZM185 122V123H184ZM227 122H229V123H227ZM231 122V123H230ZM258 122H260V121H258ZM5 123V122H4ZM69 123V122H68ZM125 123V122H124ZM123 123V124H124ZM126 123H128V124H130L129 122H126ZM138 123H139V121H138ZM164 123V122H163ZM176 123V122H175ZM244 123H246V122H244ZM262 123V122H261ZM13 124V123H12ZM11 124V125H12ZM14 124H16V123H14ZM37 124V123H36ZM41 124H43V123H41ZM56 124V123H55ZM67 124V123H66ZM85 124V123H84ZM105 124H107V123H105ZM115 125V127L114 126H112L111 128H114V130H115V128H118V125H119V123H117V125H116V123H114ZM133 124V123H132ZM156 124H158V122L156 123ZM160 124V127L157 125V127H159V129H164L163 128V126L161 125V123H159ZM21 125V124H20ZM52 125V124H51ZM50 125V126H51ZM72 125V124H71ZM82 125H83V123H82ZM150 125V124H149ZM148 125V126H149ZM168 125V124H167ZM41 125L39 124V127H40ZM47 126V125H46ZM49 126V127H50ZM67 126V125H66ZM66 126H65V128H66ZM84 126V125H83ZM89 126V125H88ZM125 126V125H124ZM147 126V128H149ZM152 126V125H151ZM155 127H156V125H154ZM161 126H162V128H161ZM179 126H178V130H179ZM192 127L193 129H194V131H195V135L197 134V133H199V135L197 134L196 135V137H197V139L199 140V136H200V141L202 142V141H205L206 142V144H208L207 143V140H209V141H216V144H217V142L219 143V145L218 146H220V144L223 146V148H224V150H225V152L221 155H218L217 156V159H218V157L220 158H225L227 161H225L224 162V160H220V159H214V160H216V161H223V162H221L222 163V165H218V166H220V167H222L223 165H224V163H225V165L222 167V168H219L218 167V171L220 170L221 172H212V171H210V169L209 170H206V168L204 169V167H206V166H204L203 164H201L200 165V161H198L199 163H195V160L193 159L194 158V155L191 157V154L192 153H186V152H188L189 150H187L186 151V142H187V140H190L191 139V137L192 138H194L195 136L194 135H192V136H190L189 134H186V133H182V131L184 132V131H186V130H189L188 129V127ZM2 127V126H1ZM15 127V126H14ZM17 127V126H16ZM18 127H20V126H18ZM30 127V126H29ZM32 127H33V125H32ZM81 127V126H80ZM104 127V126H103ZM106 127V126H105ZM109 127V126H108ZM108 127H106V128H108ZM126 127V126H125ZM136 127V126H135ZM171 127H174V126H171ZM21 128V127H20ZM34 128H35V125H34ZM47 128V127H46ZM58 128V127H57ZM101 128V127H100ZM128 128V127H127ZM140 128V130H141V127H139ZM175 128V127H174ZM174 128H172L173 130H174ZM186 130H185V129ZM191 128V129H192ZM14 129L15 128H13V130H12V132H14ZM41 129V128H40ZM45 129V128H44ZM55 129V128H54ZM59 129V128H58ZM77 129V128H76ZM82 129V128H81ZM85 129V128H84ZM109 129V128H108ZM124 129V128H123ZM150 129V128H149ZM166 129V128H165ZM10 130V129H9ZM16 130V129H15ZM20 130V129H19ZM43 130V129H42ZM48 130V129H47ZM66 130V129H65ZM68 130V129H67ZM107 130V129H106ZM117 130V129H116ZM128 130V129H127ZM134 130V129H133ZM137 130V129H136ZM148 130V129H147ZM153 130H155V131H159L160 132V130H158V128H157V130H156V128L155 129H153ZM176 130V129H175ZM18 131V130H17ZM79 130H77V132H78ZM81 131V130H80ZM111 131H112V129H111ZM154 131V132H155ZM167 131V130H166ZM169 131V130H168ZM168 131L166 132V134L168 133ZM177 131V130H176ZM198 131V132H197ZM2 132V131H1ZM20 132H21V130H20ZM38 132V131H37ZM44 132V131H43ZM42 132V133H43ZM56 132V131H55ZM58 132V131H57ZM63 132V131H62ZM71 132V131H70ZM83 132V131H82ZM81 132V133H82ZM94 132V131H93ZM104 132H108V131H104ZM130 132V131H129ZM135 132V131H134ZM172 132H174V131H172ZM188 132V131H187ZM197 132V133H196ZM11 133V132H10ZM18 133V132H17ZM41 133V134H42ZM47 133V132H46ZM58 133H60V132H58ZM64 133V132H63ZM73 133V132H72ZM79 133V132H78ZM84 133V132H83ZM85 133H86V131H85ZM110 133V132H109ZM108 133V134H109ZM112 133V132H111ZM115 134L117 133V132H114ZM125 133H128V132H125ZM137 134H138V137H139V134L140 133H138V132H136ZM142 133H143V131H142ZM146 133V132H145ZM176 133V132H175ZM1 134V133H0ZM36 134V133H35ZM40 134V133H39ZM90 134H91V132H90ZM107 134V135H108ZM113 134V133H112ZM111 134V136L113 137V135ZM152 134L154 135V137L152 136ZM157 134H159L158 132H157ZM191 134H192V132H191ZM2 135V134H1ZM11 135V134H10ZM24 135V134H23ZM49 135V134H48ZM79 135V134H78ZM119 135V134H118ZM142 135V134H141ZM174 135V134H173ZM7 136H8V133H7ZM11 136H13L14 137V135L12 134ZM18 136H20V138H21V134L20 135H18ZM26 136V135H25ZM43 136V135H42ZM41 136V137H42ZM57 136V135H56ZM76 136V135H75ZM83 136H85V135H83ZM93 136V135H92ZM115 136V135H114ZM128 136V135H127ZM194 136V137H193ZM53 137H55V135H53ZM67 137V136H66ZM94 137H96V136H94ZM141 137V136H140ZM177 137H179V134H177ZM183 137V136H182ZM189 137H190V139H189ZM202 137V138H201ZM249 137H251V138H249ZM10 138V137H9ZM47 138H49L50 139V136L49 137H47ZM84 138V137H83ZM89 138V137H88ZM125 138H127V137H125ZM129 138V137H128ZM180 138H181V135H180ZM249 138V142H251V143H253V146H252V144H251V147H249V148H254V152L252 153H250L249 151H251V150H246L247 148H245V150L246 151H248L249 152V154L250 155H247V157H245L244 156V154H242V151L244 150V148H239L238 146L239 145H241L242 143H243V145H247V146H249L248 145V143L249 142H247V139ZM11 140H13V138H10ZM17 139V138H16ZM55 139V138H54ZM57 139V138H56ZM93 139V138H92ZM106 139H107V137H106ZM111 139V137L109 138V135H108V139L107 140H110ZM130 139V138H129ZM194 139H196V138H194ZM202 139V140H201ZM251 139V140H250ZM1 140V139H0ZM11 140H10V142H11ZM44 140H45V138H44ZM48 140V139H47ZM46 140V141H47ZM78 140V139H77ZM80 140V139H79ZM82 140V139H81ZM84 140V139H83ZM85 140H87V139H85ZM96 140V139H95ZM120 140V139H119ZM139 140V139H138ZM197 140V141H198ZM255 140V141H256ZM7 141V140H6ZM35 141V140H34ZM56 141V140H55ZM65 141H66V139H65ZM92 141V140H91ZM110 141H112V140H110ZM110 141L108 142V143H110ZM122 141V140H121ZM125 141V140H124ZM197 141H195V143L197 142ZM199 141V143L200 144H202L201 142ZM208 141V142H209ZM2 142V141H1ZM51 142H53V141H51ZM73 142V141H72ZM96 142V141H95ZM104 142V141H103ZM138 142V141H137ZM193 142V141H192ZM192 142H191V146H192ZM3 143H5V142H3ZM70 143V142H69ZM75 143H77V142H75ZM82 143H84V142H82ZM91 143V142H90ZM89 142H88V144H90ZM97 143V142H96ZM99 143H101V142H99ZM106 143V142H105ZM105 143H103V146H104V144ZM123 143V142H122ZM121 143V144H122ZM134 143V144H133ZM139 143H141L140 141H139ZM209 143H211V142H209ZM244 143H247V144H244ZM2 144V143H1ZM9 144V146H10V143H8ZM34 144V143H33ZM33 144L31 145V146H33ZM36 144V143H35ZM44 144H46L47 145V143H43V141H42V144H39L40 146H36L37 148H39V149H35V150H40V149H42V147H43V145ZM48 144H50L49 142H48ZM190 144V143H189ZM213 144V143H212ZM215 144V145H216ZM45 145V146H46ZM70 145H72V144H70ZM75 145V144H74ZM85 145V144H84ZM84 145H82V146H84ZM95 145V144H94ZM102 145V144H101ZM101 145H99V146H101ZM107 145V144H106ZM155 145H153V146H155ZM158 145V146H157ZM165 145H169V146H171V149L172 148H175L174 150L175 151H178L179 152V157L178 156H176V157H178V158H183L184 156H183V154L184 155H188V154H190L189 156H190V158H192L193 159V161L192 162H194V163H192V162H186V164H184V163H182L181 165L179 164V163H177V162H175L177 159H174L175 157H172V155H168L167 153L169 152H166V150L168 149ZM202 145H204L203 147L205 148V143L204 144H202ZM210 145V144H209ZM3 146H5V145H3ZM52 146V145H51ZM78 146V145H77ZM91 146V145H90ZM97 146H98V144H97ZM98 146V147H99ZM145 146V147H144ZM190 146V145H189ZM188 146V147H189ZM190 146V147H191ZM211 146V145H210ZM213 146V145H212ZM221 146V147H222ZM0 147H1V145H0ZM35 147V148H36ZM50 147V146H49ZM70 147V146H69ZM68 147V148H69ZM85 147V146H84ZM95 147V146H94ZM106 147V146H105ZM196 147V146H195ZM214 147H216V146H214ZM63 148V147H62ZM83 148V147H82ZM82 148H79V149H82ZM160 148H158V149H160ZM193 148H194V144H193ZM211 148H213V147H211ZM4 149V148H3ZM34 149V148H33ZM57 149V148H56ZM65 149H67V148H65ZM72 149V148H71ZM86 149V148H85ZM95 149H96V147H95ZM94 148L92 149V150H95ZM106 149V148H105ZM118 149V148H117ZM178 149V150H177ZM199 149V148H198ZM209 149V148H208ZM214 149V148H213ZM239 150V152L240 153H238V154H236V152H238V150ZM53 150H54V148H53ZM63 150V149H62ZM91 150V149H90ZM89 150V151H90ZM124 150V149H123ZM122 150V151H123ZM157 150V149H156ZM169 150V149H168ZM192 150L193 149H191L190 151L192 152ZM202 150V149H201ZM221 150H222V152H223V149L221 148ZM220 150V151H221ZM244 150V151H245ZM34 151V150H33ZM45 151V150H44ZM43 151V152H44ZM52 151V150H51ZM59 151V150H58ZM67 151H69V150H67ZM74 151V150H73ZM77 151V150H76ZM79 151V150H78ZM77 151V152H78ZM87 151V150H86ZM121 151V150H120ZM120 151H118V152H120ZM175 151H173V152H175ZM193 151H196V150H193ZM229 153H228V152ZM230 151H233V153H230ZM243 151V152H244ZM40 151H38L37 153H39ZM47 152V151H46ZM55 152V151H54ZM63 152H64V150H63ZM84 152V151H83ZM93 152V151H92ZM94 152H96V150L94 151ZM100 152H101V150H100ZM132 152V153H131ZM159 152H157L158 154H159ZM183 152H185V153H183ZM204 152V151H203ZM208 152H209V150H208ZM216 152V151H215ZM30 153V152H29ZM36 153V152H35ZM91 153V152H90ZM124 153V152H123ZM141 153H142V155H141ZM201 153V152H200ZM217 153V152H216ZM221 153V152H220ZM227 153V154H226ZM235 153V154H234ZM55 154V153H54ZM93 154V153H92ZM96 154V153H95ZM102 154V153H101ZM106 154H108V153H106ZM112 154V153H111ZM122 154V153H121ZM170 154H172V151L170 152ZM173 154H177V152L176 153H173ZM197 154V153H196ZM205 154V153H204ZM232 154H234V155H232ZM24 154H22V156H23ZM30 155V154H29ZM37 155V154H36ZM39 155V154H38ZM41 155V154H40ZM47 155H48V157H50L49 156V153H47ZM75 155H78L77 153L75 154ZM82 156H83V154H81ZM91 155V154H90ZM89 155V156H90ZM157 155V157H155ZM203 155V154H202ZM31 156V155H30ZM35 156V155H34ZM58 156H61V155H58ZM71 156H73V155H70V157ZM78 156H80V155H78ZM89 156H87V157H89ZM100 156V155H99ZM102 156H104V155H102ZM144 157V158H147L148 159V161H149V163L150 164H154L155 166H157V168L155 169V171H141L142 169V167H140V171H138L139 170V167L137 166V167H135V165H137V164H135L134 165V163H135V161H136V159H138V157ZM158 156H159V158H158ZM181 156V157H180ZM183 156V157H182ZM198 156H199V154H198ZM197 156V157H198ZM205 156H207L206 154L204 155V156H201V157H205ZM214 156H215V154H214ZM29 157V156H28ZM32 157V156H31ZM36 157V156H35ZM38 157V156H37ZM47 156L45 157L46 159L48 158ZM64 157V156H63ZM69 157V156H68ZM75 157H77V156H75ZM93 157H95V156H93ZM113 157V156H112ZM216 157V156H215ZM263 157V158H262ZM24 158V157H23ZM40 158V157H39ZM38 158V159H39ZM66 158V157H65ZM74 158V157H73ZM73 158L71 159L72 161H73ZM81 158V157H80ZM84 158V157H83ZM189 158V157H188ZM199 159H200V157H198ZM207 158V157H206ZM206 158L204 159V161H206ZM32 159V158H31ZM30 158H29V160H31ZM41 159V158H40ZM45 159V160H46ZM52 159V158H51ZM70 159V158H69ZM90 159V158H89ZM91 159H92V156H91ZM94 159H96V158H94ZM93 159V160H94ZM104 159V158H103ZM106 159H108V158H106ZM180 159V160H181ZM192 159H190V160H192ZM25 160V159H24ZM23 160V161H24ZM27 160V159H26ZM44 160V165H45V162L47 161V160H49V159H47L46 161ZM68 160V159H67ZM76 160V159H75ZM74 160V161H75ZM82 160V159H81ZM85 160V159H84ZM198 159H196V161H197ZM201 160V159H200ZM202 160H203V158H202ZM16 161V160H15ZM70 161V160H69ZM73 161V162H74ZM88 161V160H87ZM90 161V160H89ZM116 161V160H115ZM147 161V162H148ZM259 162V163H257V164H255L256 162ZM260 161H261V163H260ZM263 161H264V159H263ZM19 162H21V161H19ZM43 162V161H42ZM67 162V161H66ZM72 162V163H73ZM159 162H161V163H159ZM165 162V163H164ZM170 162H172V163H170ZM203 162V161H202ZM211 162V161H210ZM210 162H208L207 164H209ZM25 163V162H24ZM35 163V162H34ZM37 163V162H36ZM46 163H48V161L46 162ZM58 163V162H57ZM76 163V162H75ZM77 163H79V162H77ZM80 163H81V161H80ZM82 163H83V161H82ZM81 163V164H82ZM90 163V162H89ZM91 163H92V161H91ZM97 163H99V162H97ZM157 163H159V164H157ZM190 163V164H189ZM214 163H216V162H214ZM1 164V163H0ZM20 164V163H19ZM19 164H17L18 166H19ZM23 164V163H22ZM22 164H21V167H22ZM42 164V163H41ZM68 164V163H67ZM80 164V165H81ZM84 164H86V163H84ZM83 164V165H84ZM102 164V163H101ZM147 165H148V163H146ZM145 164V165H146ZM149 164V165H150ZM165 164H168V165H165ZM211 164V163H210ZM218 164H220V163H218ZM24 165H26V163L24 164ZM40 165V164H39ZM49 165V164H48ZM56 164H54V166H55ZM116 165V164H115ZM4 166V165H3ZM29 166H32V165H29ZM28 166V167H29ZM34 166H36V165H34ZM43 168H44V166L43 165H41ZM75 166H77V167H79L80 168V166L79 165H76L75 164ZM74 166V167H75ZM151 166H153V165H151ZM166 166H169V167H166ZM214 166V165H213ZM213 166H211V168H213ZM251 166H253V167H255L256 166V168H253V167H251ZM20 167V168H21ZM25 167V166H24ZM33 167V166H32ZM32 167H31V170H32ZM46 167V166H45ZM93 167V166H92ZM208 167V166H207ZM224 167H225V169H224ZM19 168V167H18ZM17 168V169H18ZM19 168V169H20ZM34 168V167H33ZM83 169L85 168V170L88 168L87 166L86 167H82ZM97 168V167H96ZM135 168H136V170H135ZM150 168V167H149ZM24 169V168H23ZM28 168H26V170H27ZM35 169H37V167L35 168ZM55 169H56V167H55ZM54 169V170H55ZM78 169V168H77ZM95 168H93V170H94ZM105 169V168H104ZM113 169V168H112ZM114 169H116V168H114ZM122 169H121V171H122ZM208 169V168H207ZM213 169H215V166H214V168ZM222 169H224V172H225V180L222 178V176L224 175V173H223V175H222ZM6 171H7V169H5ZM14 170V169H13ZM25 170V169H24ZM46 170H48V169H46ZM50 170V169H49ZM48 170V171H49ZM53 170V169H52ZM51 170V171H52ZM88 170V169H87ZM86 170V174L84 173V181L85 180H87L88 181V179H90V177H91V180L95 177H97L98 178V175H93V173H90L91 172V169L90 170H88L87 171ZM98 170V169H97ZM6 171H4V172H6ZM38 171V170H37ZM36 170H35V172H37ZM77 171V170H76ZM80 171H81V169H80ZM94 171H96V170H94ZM124 171V172H125ZM167 171V170H166ZM1 172V171H0ZM3 172V171H2ZM22 172V171H21ZM24 172V171H23ZM29 172V171H28ZM39 172V171H38ZM47 172V171H46ZM70 172V171H69ZM74 172V171H73ZM84 171H82V172H79V178L80 177H82L81 175H82V173H83ZM93 172V171H92ZM106 172V171H105ZM226 172H227V174H226ZM13 173V172H12ZM11 173V174H12ZM15 173V172H14ZM30 173V172H29ZM33 173V172H32ZM40 173H41V171H40ZM49 174H47L46 175V173H45V175L47 176V178L48 179H46L47 180V182L49 181V182H51L50 181V177L49 176H52L51 178L54 180V178H56L57 176H59V175H61V176H63V172H62V170L60 169V168H58L57 170H55L54 172H48ZM81 173V174H80ZM98 173H99V171H98ZM107 173V172H106ZM122 173V172H121ZM121 173H119V174H121ZM141 173V174H140ZM167 173H168V171H167ZM219 173H221L220 175L221 176H219ZM2 174V173H1ZM0 174V175H1ZM10 174V173H9ZM19 174V173H18ZM25 174V173H24ZM26 174H27V172H26ZM65 174V173H64ZM70 174V173H69ZM74 174V173H73ZM72 174V175H73ZM91 174H92V176H94V177H92L91 176ZM95 174V173H94ZM110 174H111V171H110ZM115 174H117V173H115ZM118 174V175H119ZM124 174V173H123ZM133 174V175H132ZM166 174V173H165ZM173 174V173H172ZM5 175V174H4ZM14 175V174H13ZM29 175V174H28ZM49 175V176H48ZM99 175H101L100 173H99ZM105 175H107V174H105ZM114 175V174H113ZM7 176V175H6ZM14 176H16V175H14ZM20 176V175H19ZM30 176V175H29ZM32 176V175H31ZM30 176V177H31ZM34 176V175H33ZM38 176V175H37ZM40 176H42V175H40ZM60 176V177H61ZM70 176V175H69ZM129 176V175H128ZM11 177V176H10ZM21 177V176H20ZM24 177V176H23ZM130 177V176H129ZM135 177V176H134ZM136 177V179L138 180L139 179V177L137 178ZM156 176H154V178H155ZM176 177V176H175ZM5 178V177H4ZM12 178V177H11ZM40 178V177H39ZM95 178H94V180H93V182L95 181ZM104 178H106V176L104 177ZM108 178V177H107ZM172 178L173 177H171V180H172ZM177 178H179L178 176H177ZM217 178V181L215 180ZM1 179H2V177H1ZM12 179H15V178H12ZM20 179V178H19ZM28 179V178H27ZM42 179V178H41ZM51 179V180H52ZM81 179H82V181H81ZM81 179H79V181L80 182H83V178H81ZM99 179H101V178H99ZM124 179H125V177H124ZM143 179V180H142ZM166 179H167V177H166ZM174 179V178H173ZM3 180V179H2ZM18 180V179H17ZM21 180H22V178H21ZM30 180V179H29ZM33 180V179H32ZM56 180H58V178L56 179ZM56 180H55V182H56ZM61 180V179H60ZM59 180V181H60ZM63 181H68V180H65V179H62ZM61 180V181H62ZM91 180H89V181H91ZM98 180V179H97ZM105 180V179H104ZM117 180V179H116ZM126 180H128V179H126ZM154 180V179H153ZM160 180V179H159ZM159 180H157V182H159ZM9 181H10V178H9ZM9 181H8V183H9ZM20 181V180H19ZM23 181V180H22ZM34 181H35V179H34ZM37 181V180H36ZM42 181H44V178H43V180ZM58 181V182H59ZM86 181V182H87ZM88 181V182H89ZM102 181V180H101ZM100 181V182H101ZM109 181V180H108ZM113 181V180H112ZM129 181V180H128ZM150 181V180H149ZM148 181V182H149ZM155 181H156V178H155ZM170 181V180H169ZM173 181V180H172ZM176 181V180H175ZM5 183V185L7 184L6 183V181H4ZM11 182H12V180H11ZM46 182V183H47ZM48 182V183H49ZM68 182H70V181H68ZM67 182V183H68ZM92 182V183H93ZM151 182V181H150ZM161 183L163 182V181H160ZM166 182V181H165ZM164 182V183H165ZM168 182V181H167ZM179 182V181H178ZM177 182V183H178ZM3 183V182H2ZM21 183V182H20ZM27 183H28V181H27ZM29 183H32V182H29ZM36 183V182H35ZM41 180H40V185H41ZM47 183V185H49ZM60 183V182H59ZM71 183V182H70ZM91 183V182H90ZM152 183V182H151ZM154 183V182H153ZM161 183H159V185H161ZM180 183H182V182H180ZM179 183V184H180ZM12 184V183H11ZM19 184V183H18ZM24 184V183H23ZM43 184V183H42ZM52 184H53V182H52ZM55 184V183H54ZM53 184V185H54ZM64 184V183H63ZM78 184V183H77ZM85 184V183H84ZM96 184V183H95ZM101 184V183H100ZM104 185H105V183H103ZM110 184H111V182H110ZM109 184V185H110ZM157 184V183H156ZM163 184V183H162ZM170 184V183H169ZM1 185H3V184H1ZM0 185V186H1ZM9 185V184H8ZM32 185H35V184H31V186ZM39 185V184H38ZM39 185V186H40ZM56 185V184H55ZM59 185V184H58ZM57 185V186H58ZM69 185H71V184H69ZM80 185V184H79ZM94 185V184H93ZM102 185V184H101ZM165 185H166V183H165ZM170 185H172V184H170ZM204 185H207L206 186V188L208 189V187H210V190L208 189H206L205 188V186ZM14 186V185H13ZM16 186V185H15ZM24 186V185H23ZM25 186H27L26 185V182H25ZM24 186V187H25ZM59 186H61V183H60V185ZM64 186H67L66 184L64 185ZM63 186V187H64ZM78 186V185H77ZM80 186H82V183H81V185ZM88 186H91V185H89V183H88ZM88 186H86V188L88 187ZM103 186V185H102ZM116 186V185H115ZM148 186V185H147ZM153 186V185H152ZM162 186V185H161ZM161 186H156V187H161ZM175 186V185H174ZM201 186L202 187H204V189H200L201 188ZM4 187V186H3ZM18 187V186H17ZM28 187V186H27ZM27 187L26 188H24V189H27ZM33 187V186H32ZM41 187H43V186H41ZM46 187H51V186H46ZM53 187H56V186H53ZM52 187V188H53ZM110 187V186H109ZM113 186H111V188H112ZM179 187H181V185L179 186ZM11 189H12V187H10ZM10 188H8V189H10ZM33 188H37L36 186L35 187H33ZM32 188V189H33ZM52 188H49V193H50V189H52ZM59 188V187H58ZM62 188V187H61ZM65 188V187H64ZM89 189H90V187H88ZM93 188V187H92ZM104 188V187H103ZM110 188V189H111ZM120 188V189H119ZM168 188V187H167ZM166 188V189H167ZM170 188V187H169ZM168 188V189H169ZM178 188V187H177ZM0 189H1V187H0ZM6 189V188H5ZM17 189V188H16ZM31 188H30V190H32ZM56 189V188H55ZM63 189V188H62ZM80 189V188H79ZM82 189V188H81ZM85 189V188H84ZM99 189V188H98ZM105 189V188H104ZM106 189H108V188H106ZM121 190V191H119V190ZM167 189V190H168ZM19 190H21V188L19 189ZM19 190H18V192H19ZM38 190V189H37ZM44 190H46V188L45 189H43L42 190V192L44 191ZM86 190V189H85ZM84 190V191H85ZM96 190V189H95ZM102 190V189H101ZM109 190V189H108ZM153 190V189H152ZM157 190V189H156ZM170 190V189H169ZM168 190V191H169ZM175 190V189H174ZM176 190H178V189H176ZM190 190V189H189ZM202 190V191H201ZM6 191V190H5ZM10 191V190H9ZM28 191H29V189H28ZM35 190H33V192H34ZM40 191V190H39ZM51 191H54V190H51ZM55 191H57V189L55 190ZM55 191H54V193H55ZM59 191L61 192V189L60 190H58V192H57V194H58V197H59ZM82 191V190H81ZM89 191H91V189L89 190ZM103 191V190H102ZM105 191V190H104ZM111 191V190H110ZM110 191H108V192H110ZM150 191H151V189H150ZM160 192H161V189L159 190ZM159 191H157V192H159ZM171 191V190H170ZM13 192H15V190L13 191ZM17 192V193H18ZM41 192V191H40ZM46 191H44V193H45ZM67 191H65V193H66ZM101 192V191H100ZM113 192V191H112ZM152 192V191H151ZM154 192V191H153ZM175 192V191H174ZM179 192V191H178ZM5 193V192H4ZM12 193V192H11ZM27 193H29L30 194V192H27ZM35 193V192H34ZM39 193V192H38ZM41 194V195H45V194ZM47 193V192H46ZM48 193V194H49ZM64 193V191H62V194ZM90 193V192H89ZM88 193V194H89ZM92 193V192H91ZM94 193V192H93ZM162 193V192H161ZM171 193V192H170ZM32 194V193H31ZM36 194V193H35ZM52 193H50V195H51ZM56 194V193H55ZM54 194V195H55ZM62 194H60V197H61V195ZM72 194V193H71ZM74 194V193H73ZM95 194V193H94ZM97 194H100V193H97ZM104 194V193H103ZM106 194V193H105ZM108 194V193H107ZM174 194V193H173ZM172 194V195H173ZM176 194H177V191H176ZM175 194V195H176ZM7 195H11V194H7ZM13 195V194H12ZM17 195V194H16ZM27 196H28V194H26ZM36 195H38V194H36ZM40 195V194H39ZM38 195V198L37 199H39V197H40V200H41V196H39ZM63 195H65V194H63ZM157 195H158V197H157ZM166 195H168V197H169V195H171V194H166ZM174 195V196H175ZM18 196V195H17ZM26 196V197H27ZM88 196H90V194L88 195ZM87 196V197H88ZM99 196V195H98ZM97 196V197H98ZM176 196H178V195H176ZM1 197V196H0ZM10 197L11 196H9L8 197V199H10ZM29 197V196H28ZM33 197H35V196H33ZM49 197H51V196H49ZM73 197V196H72ZM91 197V196H90ZM90 197H88V198H90ZM92 197H94V196H92ZM101 197H102V195H101ZM106 197V196H105ZM167 197V196H166ZM4 198V197H3ZM12 198H13V196H12ZM19 198H22V197H19ZM44 198H46V197H44ZM65 198H67V197H65ZM65 198H63V199H65ZM69 198V197H68ZM76 198V197H75ZM165 198V197H164ZM174 198V197H173ZM14 199V198H13ZM35 199V198H34ZM36 199V200H37ZM43 199V198H42ZM51 199V198H50ZM56 199H57V197H56ZM55 199V200H56ZM94 199V198H93ZM98 199H100L99 197H98ZM102 199H105V198H101V200ZM113 199V198H112ZM114 199L113 200H111V203H112V201L114 202ZM163 199V198H162ZM1 200V199H0ZM3 200V199H2ZM1 200V201H2ZM20 200V199H19ZM31 200V199H30ZM47 200H48V197H47ZM52 200H53V198H52ZM51 200V201H52ZM59 200V199H58ZM61 200V199H60ZM69 200H70V198H69ZM73 200V199H72ZM72 200H70V201H72ZM80 200V199H79ZM87 200V199H86ZM92 200V199H91ZM95 200V199H94ZM97 200V199H96ZM106 200V199H105ZM108 200H110V199H108ZM107 200V202H110V201H108ZM142 200V201H143ZM3 201H5V200H3ZM31 201H33V200H31ZM38 201V200H37ZM50 201V200H49ZM49 201L47 202V203H49ZM54 201V200H53ZM53 201H52V204H54L53 203ZM63 201V200H62ZM68 201V200H67ZM100 201V200H99ZM22 201H20V203H21ZM24 202H26V201H24ZM36 202V201H35ZM44 202L46 203V200H44ZM43 202V203H44ZM55 202H57V201H55ZM88 202H90V201H88ZM92 202V201H91ZM91 202H90V204H91ZM94 202V201H93ZM103 202H106V201H102V203ZM122 202V203H121ZM126 202V203H125ZM144 202V201H143ZM3 203V202H2ZM2 203H0V204H2ZM28 203V202H27ZM26 203V204H27ZM31 203H33V202H31ZM37 203V202H36ZM43 203H42V205H43ZM51 203V202H50ZM62 203V202H61ZM66 203V202H65ZM68 203V202H67ZM66 203V204H67ZM72 203V202H71ZM84 203V202H83ZM87 203V202H86ZM96 203V202H95ZM121 203V204H120ZM131 203V204H130ZM161 203V204H160ZM176 203H177V201H176ZM7 204V203H6ZM24 204V203H23ZM23 204H20V205H23ZM26 204L24 205V207L26 206ZM35 204V203H34ZM59 204V203H58ZM70 204V203H69ZM68 204V205H69ZM112 204V205H113ZM169 204V203H168ZM3 205V204H2ZM18 205V204H17ZM20 205H19V208H21L20 207ZM31 205V204H30ZM29 205V206H30ZM37 205V204H36ZM40 205V204H39ZM41 205V206H42ZM60 205V204H59ZM62 205V204H61ZM64 205V204H63ZM72 205H74V204H72ZM85 205V204H84ZM84 205H82L83 207H84ZM107 205H108V203H107ZM111 205V206H112ZM144 205V204H143ZM149 205V204H148ZM147 205V206H148ZM150 205H149V207H150ZM12 206V205H11ZM11 206H9V207H11ZM13 206H14V204H13ZM28 206V205H27ZM38 206V205H37ZM44 206V205H43ZM52 206V205H51ZM65 206V205H64ZM63 206V207H64ZM76 206V205H75ZM77 206H79L78 204H77ZM82 206H79V208L81 207L82 208ZM100 206V205H99ZM99 206H98V208H99ZM102 206V205H101ZM105 206V205H104ZM135 206H133V208L135 207ZM34 206L32 205V208H33ZM45 207H46V204H45ZM54 207V206H53ZM53 207H52V209H53ZM63 207H61V208H63ZM68 207V206H67ZM95 207H97V206H95ZM113 207H114V205H113ZM127 206H123L122 208H120V209H123V208H126ZM135 207V208H136ZM146 207V206H145ZM151 207V208H152ZM14 208H16V206L14 207ZM30 208V207H29ZM40 209H41V207H39ZM50 207H49V204H48V209H49ZM73 208V207H72ZM86 208V207H85ZM90 208H91V206H90ZM103 208V207H102ZM118 208H116V210L118 209ZM129 208H128V210H129ZM132 208V209H133ZM140 208V207H139ZM144 208V207H143ZM155 208V209H156ZM163 208H166V209H163ZM3 209H4V207H3ZM45 209V208H44ZM67 209V208H66ZM127 209V208H126ZM149 209V208H148ZM148 209H146V210H148ZM8 210H10V208L8 209ZM14 210H16V209H14ZM25 211V210H28V209H26V208H23V209H21V213L23 212V211ZM32 210V209H31ZM42 210H43V208H42ZM41 210V211H42ZM54 210V209H53ZM52 210V211H53ZM60 210V209H59ZM62 210V209H61ZM101 210V209H100ZM115 210V209H114ZM139 210V209H138ZM137 210V211H138ZM154 210V209H153ZM6 211V210H5ZM16 211H19V209L18 210H16ZM30 211V210H29ZM44 211V210H43ZM57 211H58V209H57ZM63 211V210H62ZM67 211H69V210H67ZM72 211V210H71ZM105 211V210H104ZM103 211V214H105V212ZM118 211V210H117ZM121 211V212H122ZM143 211V210H142ZM145 211V210H144ZM2 212H4V211H2ZM10 212V211H9ZM12 212V211H11ZM36 212H39L38 211V209H37V211ZM44 212H46V211H44ZM48 212V211H47ZM61 212V211H60ZM59 212V213H60ZM64 212V211H63ZM63 212H61V213H63ZM91 212V211H90ZM107 212V211H106ZM127 212V211H126ZM139 212V211H138ZM146 212V211H145ZM20 213V214H21ZM57 213V212H56ZM67 213V212H66ZM66 213H65V215H66ZM77 213H79V212H77ZM83 213V212H82ZM95 213H97V212H95ZM94 213V214H95ZM99 213V212H98ZM102 213V212H101ZM110 213H111V211H110ZM1 214V213H0ZM15 213H13L12 215L10 214H8L9 216H13ZM17 214V213H16ZM20 214H19V216H20ZM23 214V213H22ZM40 214H41V212H40ZM58 214V213H57ZM71 214H73V212L71 213ZM76 214V213H75ZM89 214V213H88ZM93 214V213H92ZM93 214V215H94ZM106 214H109V212H107ZM120 214V213H119ZM123 214V215H122ZM145 213L143 212V218L147 215V214H145ZM5 215V214H4ZM7 215V214H6ZM27 215H28V213H27ZM34 215V214H33ZM37 215H39V214H37ZM45 215V214H44ZM49 215H50V213H49ZM70 215V214H69ZM86 215V214H85ZM90 215V214H89ZM92 215V216H93ZM99 215H101V214H99ZM148 215L146 216V217H148ZM9 216H8V218H9ZM17 216L18 215H16L15 217H14V220H15V218H16V220H17ZM23 216V215H22ZM36 216V215H35ZM41 216H43L42 214H41ZM41 216H39V218L41 217ZM53 216V215H52ZM56 216V215H55ZM54 216V217H55ZM60 216V215H59ZM58 216V217H59ZM79 216H82V215H79ZM103 216V215H102ZM114 216H116L115 215V212H114ZM117 216H118V214H117ZM24 217V216H23ZM47 217V216H46ZM57 217V216H56ZM61 217V216H60ZM63 217H64V214H63ZM66 217H68V216H66ZM72 217V216H71ZM71 217H69V219L71 218ZM84 216H82V218H83ZM86 217V216H85ZM97 217V216H96ZM108 218H109V215L107 216ZM107 217H105V218H107ZM111 217V216H110ZM120 217V218H121ZM138 217V216H137ZM136 217V218H137ZM145 217V219H147ZM1 218V217H0ZM5 218V217H4ZM7 218V219H8ZM10 218H12V217H10ZM10 218H9V221H10ZM27 218V217H26ZM35 218V217H34ZM52 218V217H51ZM77 218H78V216H77ZM88 218V217H87ZM90 218H92V217H90ZM99 218V217H98ZM117 219L119 218V216L118 217H116ZM115 217H114V219H116ZM19 219V218H18ZM23 219V218H22ZM29 219V218H28ZM31 219V218H30ZM33 219V218H32ZM41 219H44V218H41ZM46 219H48V218H46ZM60 219V218H59ZM63 219V218H62ZM69 219H67V220H69ZM73 219H74V217H73ZM80 219V221H82L81 220V218H78V220ZM93 219V218H92ZM95 219V218H94ZM112 219V218H111ZM113 219V220H114ZM117 219L115 220L116 222H117ZM150 219H148V220H150ZM1 220V219H0ZM2 220H4V219H2ZM13 220V221H14ZM20 220H21V216H20ZM39 220V219H38ZM49 220L51 221V219L49 218ZM53 220V219H52ZM56 219L54 218V220L53 221H55ZM67 220H65V224H68V223H66V221ZM84 220H86V219H84ZM91 220V219H90ZM99 220V219H98ZM108 220V219H107ZM107 220H104V221H107ZM121 220V219H120ZM8 221V220H7ZM11 221H12V219H11ZM10 221V222H11ZM17 221H19V220H17ZM29 221V220H28ZM34 221V220H33ZM41 222H42V220H40ZM40 221H38V222H40ZM50 221H47V222H50ZM63 221V220H62ZM70 221H75V220H72V219H70ZM87 221V220H86ZM85 221V222H86ZM95 221V220H94ZM103 221V222H104ZM114 221V223H115V226H111V227H109L110 229L111 228H113V229H115V227H117V223H119V222H115ZM119 221V220H118ZM21 222H23V221H21ZM21 222H18V223H20L21 224ZM36 222V221H35ZM44 222V221H43ZM68 222V221H67ZM77 222V221H76ZM84 222V221H83ZM84 222V223H85ZM98 222V221H97ZM101 222V221H100ZM99 222V224H101ZM110 222H112V220L110 221ZM106 223V222H104V224L106 225V226H104L105 228H103V230L104 229H106V227H108V226H110V224L111 223ZM124 222H125V224H124ZM126 222L128 223V224H126ZM3 223V222H2ZM2 223H1V225H2ZM5 223H6V220H5ZM17 223V224H18ZM25 223V222H24ZM23 223V224H24ZM51 224H52V222H50ZM50 223H49V225H50ZM71 223V222H70ZM87 223V222H86ZM88 223H89V221H88ZM113 223V222H112ZM113 223V224H114ZM4 224V223H3ZM11 224H13V223H10V224H8V225H10L11 226ZM17 224H13L14 226H13V228L14 227H16L15 225H17ZM23 224H21V225H23ZM27 224H29V223H27ZM31 224V223H30ZM33 224V223H32ZM37 224V223H36ZM43 224H45V222L43 223ZM54 224V223H53ZM57 224H59V223H57ZM57 224H54V226L55 225H57ZM76 224V223H75ZM79 224V223H78ZM80 224H83L82 222L80 223ZM91 224V223H90ZM95 224H97V223H95ZM95 224H93V226L95 225ZM103 224V223H102ZM109 224V225H108ZM124 224V225H123ZM5 225V224H4ZM19 225V224H18ZM62 225V224H61ZM64 225V224H63ZM70 225V224H69ZM92 225V224H91ZM119 225H121V223H119ZM118 225V227H120L119 229H121L122 227L121 226H119ZM126 225V226H125ZM20 226V225H19ZM25 226V224L23 225V227ZM31 226V225H30ZM37 226H38V224H37ZM36 226V227H37ZM43 226V225H42ZM47 226H48V224H47ZM60 226V225H59ZM76 227L75 228H77V227H79V225H75ZM86 226V225H85ZM89 225H87V227H88ZM93 226H92V229H93ZM0 227H3V226H0ZM22 227V226H21ZM27 227V226H26ZM26 227L24 228L25 229V231H23L24 229L23 228H20L19 227V229H17V230H15V232H14V230L11 228V227H7L8 229H12L13 231H12V233L10 234L9 232H11L10 230H9V232H7V235H9L10 234V238H12L11 240H9L8 239V241H11V242H14L15 243V247L16 246H19V247H16L17 249L19 248V249H21L20 251H21V253H19V254H21V255H23L24 254V252L25 251H27L25 254H27L28 252H30L31 250H29L30 249V242H32V238L34 237V235H32V236H30L31 238H27V240H26V245H28V246H26L25 247V249H24V247L23 246H25V243H23L24 241V239H23V235H25V234H23V232H26ZM32 227V226H31ZM50 227V226H49ZM57 227V226H56ZM62 227V226H61ZM60 227V228H61ZM71 226H69L67 229H72L73 227H74V225H72V228H70ZM81 227V226H80ZM79 227V228H80ZM96 227V226H95ZM94 227V228H95ZM118 227H117V229H118ZM126 227V228H125ZM4 228V227H3ZM6 228V229H7ZM17 228V227H16ZM15 228V229H16ZM29 228V227H28ZM28 228H27V230H28ZM41 228H43V227H41ZM44 228H45V226H44ZM74 228V230H76ZM78 228V229H79ZM82 228V227H81ZM89 228H90V226H89ZM6 229L4 228V230L6 231ZM31 229H33V228H31ZM56 229V228H55ZM57 229H59L58 227H57ZM56 229V230H57ZM62 229V228H61ZM66 229V228H65ZM85 229V228H84ZM91 229V228H90ZM102 229V228H101ZM33 230H35V229H33ZM45 230H46V228H45ZM45 230H43V231H45ZM54 230V229H53ZM74 230H72V234L70 233V232H68V234L66 233V235H70L71 237H73L72 235L75 233L74 232ZM80 230V229H79ZM97 230H98V228H97ZM96 230V231H97ZM102 230V231H103ZM122 230V229H121ZM30 231V230H29ZM37 231V230H36ZM35 231V232H36ZM42 231V230H41ZM83 231V230H82ZM87 231V230H86ZM86 231H83V233L84 232H86ZM95 231V232H96ZM115 231V230H114ZM123 231V230H122ZM2 232V231H1ZM0 232V233H1ZM33 232V231H32ZM32 232H31V234H32ZM34 232V233H35ZM40 232V231H39ZM57 232V231H56ZM59 232V231H58ZM67 232V231H66ZM77 232H79V231H77ZM89 232H91V231H89ZM100 232V231H99ZM106 232V231H105ZM104 232V233H105ZM119 233H123V232H120V230L118 231ZM4 233V232H3ZM9 233V234H8ZM43 233H45V232H43ZM70 233V234H69ZM83 233L81 234V236H84L83 235ZM103 233V234H104ZM109 233V232H108ZM114 233V232H113ZM30 234V233H29ZM30 234V235H31ZM56 234V233H55ZM78 234H80V232L78 233ZM92 234V233H91ZM99 234V233H98ZM97 234V235H98ZM124 234H126V233H124ZM123 234V235H124ZM128 234H129V236L130 237H128ZM2 235V234H1ZM27 235H28V233H27ZM27 235H25L26 237H27ZM43 235H45V234H43ZM49 235V234H48ZM62 235H63V233H62ZM61 235V236H62ZM65 235V234H64ZM75 236L73 237L74 239H76L77 237L76 236H78L76 233L74 234ZM96 235V236H97ZM120 235V234H119ZM6 237V238H9L8 236H6V234H4L3 235V237ZM24 236V237H25ZM55 236V235H54ZM69 236V239L68 238H66V237H68V236H65L64 238L65 239H68V240H66L67 242L71 239H73V238H71ZM87 236V235H86ZM98 236H100V235H98ZM103 236V235H102ZM116 236V235H115ZM115 236H113V237H115ZM1 237V236H0ZM0 238V239H2V241H5V240H3L4 238ZM39 237H40V235H39ZM44 237V236H43ZM46 237V236H45ZM49 237V236H48ZM50 237H52L51 235H50ZM49 237V238H50ZM76 237V238H75ZM101 237V236H100ZM112 237V236H111ZM112 237V238H113ZM119 237V236H118ZM120 237H122L121 235H120ZM5 238V239H6ZM42 238V237H41ZM52 238H54V237H52ZM52 238H51V240H52ZM79 239L81 238V237H78ZM77 238V239H78ZM83 238H86V237H83ZM93 238V237H92ZM95 238V237H94ZM131 238H132V241H131ZM35 239H36V237H35ZM77 239H76V241L74 240V242H77ZM90 239V238H89ZM107 239V238H106ZM44 240V239H43ZM48 240H50V239H48ZM62 240H64V239H61V240H59L60 241V243H61V241ZM81 240V239H80ZM83 240V239H82ZM81 240V243H83V244H80L79 242V240H78V243L80 244V245H82V246H84L85 247V245L87 244V241H85L84 240V242ZM96 240V239H95ZM108 240V239H107ZM38 241V240H37ZM40 241H42V240H40ZM40 241H38V242H40ZM54 241V240H53ZM58 240H56L55 242H54V244L57 242ZM65 241V240H64ZM64 241H62V243L64 242ZM102 240H99V244H102V242H101ZM1 242V241H0ZM34 242V241H33ZM45 242V241H44ZM43 242V243H44ZM46 242H48V241H46ZM51 242V241H50ZM49 242V243H50ZM71 242H73V241H71ZM74 242H73V244H74ZM104 242V241H103ZM109 242H111V241H109ZM113 242V241H112ZM124 242V241H123ZM134 242V243H133ZM10 243V242H9ZM13 243V244H14ZM52 243V242H51ZM59 243V242H58ZM61 243V244H62ZM78 243H77V245H78ZM85 243V244H84ZM89 243H91L92 245L91 246H94L95 245V247L93 248V247H89V246H87V245H89ZM87 245H86V250L88 249V254L90 253V251L92 252V253H98V252H100L99 250L98 251H92L93 249L95 250H97V247H98V249L100 248L99 247V244L97 245L96 244V242H95V244L94 243H92L91 241L89 242ZM105 243H106V241H105ZM146 243H148V245L146 246ZM6 244H7V242H6ZM11 244V243H10ZM24 244V245H23ZM40 244V243H39ZM48 244V243H47ZM53 243H52V245H51V247L54 245ZM57 244V243H56ZM69 244H71L70 242H69ZM94 244V245H93ZM143 244H145V245H143ZM1 243H0V256H2L4 253L3 252H5L6 251V249H5V247H4V245L5 244H3V247H4V249H5V251H3V247H1ZM12 245V244H11ZM10 245V246H11ZM33 245V244H32ZM31 245V246H32ZM42 245V246H41ZM40 246V248H38V247H36L37 248V250H40L42 247H45L46 248V250H47V252H48V250H50L51 249V247H50V249H48L46 246H44L43 244H41ZM58 245V244H57ZM60 245V244H59ZM65 245H67V244H65ZM76 245V244H75ZM97 245V246H96ZM150 245V246H149ZM35 246H39V245H35ZM34 246V247H35ZM62 247L64 246V243H63V245H61ZM73 246V245H72ZM82 246H81V248H82ZM103 246H104V244H103ZM102 246V247H103ZM106 246V245H105ZM101 247L100 248V250L101 251H103V249L104 248H106V247ZM48 247H49V244H48ZM55 247H56V245H55ZM55 247H52L53 249H56L57 250V248H55ZM58 247V249L60 250V246H57ZM66 246H64L63 248H65ZM75 247V246H74ZM93 248L92 250H90L89 251V248ZM114 247V246H113ZM154 247V248H153ZM158 247V248H157ZM161 247V248H160ZM7 248H8V246H7ZM9 248H12V247H9ZM33 248V247H32ZM116 248H118V247H115V249ZM171 248V249H170ZM13 249V248H12ZM23 249L25 250V251H23ZM44 249V248H43ZM43 249H42V252H43ZM66 249H70L69 247L68 248H66ZM77 251H78V253H79V250L80 251H82L83 252V250H84V248H83V250H81L80 249V247H79V249H78V246H77ZM108 248H106L105 249V251H103L102 252V254L103 255H105L104 253H107L106 252V250H107ZM114 249V250H115ZM134 249V250H133ZM148 249V250H149ZM169 249V250H168ZM36 249H32V255H34V256H36L35 254L37 253V252H34ZM63 250V249H62ZM71 250V249H70ZM70 250H68L66 253L67 254H65L63 251V255L65 254V255H67V258H68V253H71L70 255H75L76 253L75 252H77V251H75V248L73 249V247H72V250H74V251H72L71 250V252H70ZM86 250H84V253L85 254H87V251ZM121 250V251H120ZM154 250V251H155ZM159 250V251H160ZM175 250V251H174ZM8 251V250H7ZM9 251H13V250H9ZM19 251V252H20ZM41 251V250H40ZM40 251H38V252H40ZM44 251H45V249H44ZM50 251H52V250H50ZM58 251V250H57ZM107 251H109V249L107 250ZM132 251V252H131ZM149 251H151V250H149ZM160 251V252H161ZM181 251H183V252H181ZM17 252H18V250H17ZM17 252H16V254H17ZM30 252V253H31ZM60 252V251H59ZM75 253V254H73V253ZM123 252V253H122ZM129 252V253H128ZM139 252V251H138ZM159 252V254H161ZM162 252V253H163ZM14 253V252H13ZM33 253H35V254H33ZM41 253V252H40ZM54 253H57L58 254V252H54ZM61 253V252H60ZM84 253H82L83 255L82 256H84ZM92 253H90V254H92ZM115 253V252H114ZM128 253V254H127ZM170 253V254H169ZM8 254H10V252L8 253ZM15 254V255H16ZM18 254V255H19ZM24 254V255H25ZM38 254V253H37ZM43 254V253H42ZM48 254V253H47ZM49 254H50V252H49ZM53 254V253H52ZM80 254V256H81V253H79ZM98 254H100V253H98ZM98 254H96V255H98ZM108 254H109V252H108ZM107 254V255H108ZM117 254V253H116ZM136 254H138L137 252H136ZM166 253H164V255H165ZM174 254V253H173ZM5 256H6V254H4ZM3 255V256H4ZM18 255H16V256H18ZM31 255V256H32ZM39 255H41V254H39ZM43 255H45V254H43ZM61 255V256H60ZM58 254V256H60V257H62L63 255H62V253L61 254ZM78 255V254H77ZM77 255H75V257H72V258H76L77 257ZM93 255H95V254H93ZM95 255V256H96ZM175 255V254H174ZM174 255H173V257H174ZM183 255V254H182ZM181 255V256H182ZM2 256V257H3ZM4 256V257H5ZM10 256V255H9ZM8 256V257H9ZM14 256V255H13ZM33 256V257H34ZM42 256V255H41ZM40 256V257H41ZM53 256V255H52ZM52 256H50V257H52ZM109 256V255H108ZM162 256H163V254H162ZM166 256V255H165ZM164 256V259L166 258ZM178 256V255H177ZM176 256V257H177ZM12 257V256H11ZM10 257V258H11ZM20 257V256H19ZM44 257V256H43ZM46 257V256H45ZM44 257V258H45ZM50 257L48 258V257H46V258H48L49 259V262H51V260H54L53 259V257H52V259L50 260ZM55 257V256H54ZM71 257V256H70ZM98 257V256H97ZM105 257H106V255H105ZM123 257V256H122ZM128 257V256H127ZM179 257H180V255H179ZM183 257V256H182ZM1 258V257H0ZM9 258V259H10ZM26 258V257H25ZM28 258V257H27ZM36 258V257H35ZM65 258V257H64ZM162 258V257H161ZM169 260H166V263H167V261H168V263H170V260H172L170 257H167ZM2 259V258H1ZM4 259V258H3ZM5 259L7 260V258L5 257ZM13 259V258H12ZM19 259L20 258H18V263H20L19 262ZM22 259V258H21ZM47 259V260H48ZM56 259H58V257L56 258ZM61 259V258H60ZM79 260V255H78V257L76 258V260ZM81 260H82V258H80ZM84 259V258H83ZM163 259V260H164ZM15 260V259H14ZM23 260H24V258H23ZM46 260V261H47ZM68 260V259H67ZM67 260H66V262H67ZM71 260V259H70ZM3 261V260H2ZM25 261V260H24ZM23 261V262H24ZM26 261H28V260H26ZM32 261H34V258H32ZM37 261H40V260H37ZM43 261V263H44V260H42ZM41 261V262H42ZM58 261V260H57ZM69 261V260H68ZM156 262H157V260H155ZM154 261V262H155ZM7 262V261H6ZM9 262V261H8ZM13 262V261H12ZM17 261H15V263H16ZM22 262V261H21ZM35 262V261H34ZM34 262H32V263H34ZM40 262V263H41ZM54 262V261H53ZM56 262V261H55ZM65 262V261H64ZM74 262V261H73ZM158 262H159V260H158ZM157 262V263H158ZM181 262V263H180ZM0 263H1V260H0ZM39 263V262H38ZM144 263V262H143ZM173 262H171L170 264H172ZM3 264V263H2ZM4 264H5V262H4ZM7 264V263H6ZM17 264V263H16ZM23 264V263H22ZM64 264V263H63ZM159 264V263H158ZM163 264V263H162Z\"/></svg>","mask_w":264,"mask_h":264},{"label":"built area","instance_id":"2783aa9c","mask_svg":"<svg viewBox=\"0 0 264 264\" xmlns=\"http://www.w3.org/2000/svg\"><path fill=\"white\" fill-rule=\"evenodd\" d=\"M239 5H240L241 7H246V6H247L244 2H241Z\"/></svg>","mask_w":264,"mask_h":264}]
</instances>
